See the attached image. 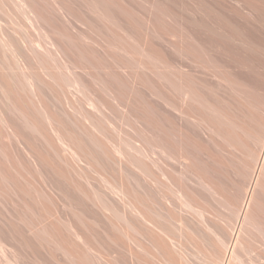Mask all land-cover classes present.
Returning a JSON list of instances; mask_svg holds the SVG:
<instances>
[{"label":"bare ground","instance_id":"obj_1","mask_svg":"<svg viewBox=\"0 0 264 264\" xmlns=\"http://www.w3.org/2000/svg\"><path fill=\"white\" fill-rule=\"evenodd\" d=\"M15 1V0H14ZM17 1V0H16ZM19 1V0H18ZM17 1V4L19 3ZM24 1H28V0H24ZM32 1H34V0H32ZM42 0H36V2H33V3H40ZM48 1V0H47ZM50 1V0H49ZM51 1H53V0H51ZM63 1V0H62ZM61 1V2H62ZM68 1V0H67ZM83 1V0H82ZM87 1V0H86ZM95 0H93V2H94ZM99 1L100 0H98L96 3L94 2L93 3V5H91V7L92 8H90L91 9V12H89L87 9H86V7L90 4H88L87 2H86V4L87 5H85L84 4V2L85 1H83V4L86 6V7H84V5L82 6V5H80V6H82L84 9H86V11H84L83 9H82V7L80 8L81 10H83L84 12H87V13H95L96 11V9H98L97 11H99L100 13H101V11H102V13L104 12V11H109L108 9H110L111 10V8L109 7L108 9H105L106 7L105 6H107V5H104L103 4V2H101V4H103L102 6L104 7V11L103 10H101V5L99 4ZM103 1H108V0H103ZM111 1H113V0H110V2ZM116 1V0H115ZM117 1H120V0H117ZM124 1V0H123ZM148 1V0H147ZM152 1V0H151ZM155 1V0H154ZM153 1V2H154ZM158 1V0H157ZM164 1V0H163ZM169 1V2H168ZM168 1H165V2H168V3H170V0H168ZM172 1V0H171ZM195 1V0H194ZM219 0H217V2H215V0H203L202 2V4L201 3H198V1H196L198 4H200V5H202L203 7H204V13H202V15H201V12H199L200 14L199 15H201V17H198V13L196 14V15H193L192 13H191V11L189 12L188 11V13H191L192 14V16H188V17H191V18H188L187 17V19H190V20H188V22L189 21H191L190 23L192 24V26H190V24H189V26L191 27V28H193V29H195V28H197V26H200L201 28H202V30H203V32L205 33V35L206 36H208L209 38H207V37H204L203 35V37H201V38H204L203 40H206V38H207V40L209 39V42H210V40L212 39V41H213V39L215 40V42H217V44L221 47V45L223 46V44H228V45H226V46H228L229 48H230V46L231 45H234V48H235V44L237 43V46H238V44H239V41H238V35H237V33H239L240 31H241V29L240 28H242V26H245L244 24L242 25V20H244V22L247 20V19H249L250 17H252V18H250V19H253L254 20V16L255 15H259L260 13L262 14V15H260L261 16V18H260V21L262 20V19H264V14H263V12L261 11V12H259V13H256V14H254L255 13V10L258 8V10L260 9L261 10V8L263 7V5L261 4V3H264V0L263 1H261V3L259 4V6H257L258 5V2L256 3V1L257 0H255V6L257 7L255 10H254V12L252 11V13L254 14V15H252L251 14V10L253 9V8H255V6H254V2L251 4L250 2H248V3H250L251 5H253L252 6V8H250V5L249 4H247L246 2V0H233V4H232V6L230 5V3L228 2V0L226 1V0H224L225 2H228L229 3V6L230 7H232V9H234L233 11H235V9L236 10H238L239 11V8L241 9V10H243V11H245V9L247 10L248 8H246V5H248L249 6V8L251 9L250 10V14L252 15V16H250V15H248V17L249 18H247L246 20H245V18H244V14L242 15V12H241V10H240V12H241V14L240 13H237V14H239L238 16L235 14V13H233V11H232V15H231V17L233 18V16H234V14L236 15V17H241L240 19H238L237 21H235L234 19H236L235 17L233 18V20L235 21V22H233V20H231V17H230V13H229V9L227 8V7H229V6H227V7H224V4L222 5V3H220V2H218ZM223 0H221V2H222ZM230 1V0H229ZM248 1H251V0H248ZM258 1H260V0H258ZM54 2V1H53ZM53 2L51 3V4H53ZM173 3H174V0L172 1ZM200 2V1H199ZM252 2V1H251ZM16 3V2H15ZM30 3V2H29ZM43 3H45V1L43 2ZM43 3H40V5L41 6H39V7H42L43 5ZM47 3V2H46ZM45 3V4H46ZM55 3V2H54ZM82 3V2H81ZM92 3V2H91ZM97 3L99 4V6L100 7H98V5H97ZM105 3V2H104ZM113 3L114 2H112V6H113ZM120 3V2H119ZM150 3V2H149ZM159 3V2H158ZM157 2L155 3V4H158ZM173 3H171L172 4V6H173ZM191 3V2H190ZM196 3V4H197ZM224 3V2H223ZM21 4V3H20ZM44 4V5H45ZM49 4L50 3H48V6H49ZM57 4V3H56ZM63 3H61V5H62ZM66 4H68V6L70 5V3H69V1H68V3L66 2ZM65 4V5H66ZM74 4V3H73ZM109 4V3H108ZM117 4H118V2H117ZM117 4H116V7H117ZM124 4H126V3H124ZM124 4H122V5H124ZM150 4H152V3H150ZM154 4V5H155ZM195 4V3H194ZM194 4H193V6H194ZM246 4V5H245ZM26 5H27V2H26ZM29 5V4H28ZM37 5H39V4H37ZM60 4H58V6H59V8H60V11H61V7H63V6H61ZM72 5V4H71ZM111 5V4H110ZM161 5V4H160ZM178 5V4H177ZM225 5H228V4H225ZM260 5H262V7L260 6ZM24 6V5H23ZM22 5H20L19 7H23ZM33 6H36V5H33ZM48 6H46V8L48 7ZM51 6V9L53 10L55 7H56V9H58V7H57V5H54L55 7H52V5H50ZM61 6V7H60ZM76 6V5H75ZM90 6V5H89ZM89 6H88V8H89ZM109 6V5H108ZM115 6V5H114ZM114 6H113V8H114ZM120 5H118V8L119 9H121V10H124L123 9V7H119ZM153 6V5H152ZM157 6H159V4L157 5ZM170 6V5H169ZM191 6V5H190ZM202 6H200L201 8H203ZM234 6V7H233ZM247 6V7H248ZM29 8H31V4L28 6ZM37 7V6H36ZM39 7L37 8V9H39ZM45 7V6H44ZM78 7V6H77ZM125 7V6H124ZM127 7V6H126ZM174 7V6H173ZM177 7V6H176ZM198 7V6H197ZM196 6H195V9H194V7H192L191 6V9L193 8L194 10H196V8H197ZM200 7H199V11H201L202 9H200ZM244 7V8H243ZM261 7V8H260ZM16 8H17V6H16ZM25 9H26V7H24ZM24 8H22V9H24ZM43 8V7H42ZM66 8V7H65ZM100 8V9H99ZM118 8H117V11L119 12L120 10H118ZM128 8V7H127ZM126 8V9H127ZM150 8V7H149ZM154 8H155V6H154ZM163 8V7H162ZM164 8H165V6H164ZM164 8L162 9V10H164ZM179 8V7H178ZM177 8V9H178ZM33 9H36L35 7L33 8ZM31 10L30 9V11L32 12V13H34V15L35 14H37L35 11L37 10ZM41 9V8H40ZM45 9V8H44ZM50 11H51V9L50 8H48ZM56 9H54V10H56ZM64 9V8H63ZM63 9H62V11L61 12H63ZM69 9H70V7H69ZM75 9V8H74ZM73 9V10H74ZM103 9V8H102ZM125 9V10H126ZM152 9H153V7L151 8V11H152ZM156 9H157V7H156ZM156 9H154L155 11H157L158 13H159V9H160V7H158V10H156ZM166 9V8H165ZM170 9V8H169ZM172 9V8H171ZM190 9V10H191ZM20 10V9H19ZM48 10V14H51V13H49L50 11ZM53 10V11H54ZM59 10V9H58ZM64 10H66V9H64ZM76 10V9H75ZM74 10V11H75ZM93 10V11H92ZM101 10V11H100ZM130 10V9H129ZM162 10H160V12H162ZM167 10V9H166ZM197 10H198V8H197ZM257 10V11H258ZM263 10H264V8H263ZM25 11V10H24ZM26 11L27 12H29L30 13V11H28L27 9H26ZM26 11H25V13H26ZM40 11V10H39ZM42 11H43V9H42ZM45 11V10H44ZM44 11H43V13H44ZM47 11V10H46ZM45 11V12H46ZM67 11H69V10H67ZM79 11V10H78ZM77 11V12H78ZM115 11H116V9H115ZM154 11V12H155ZM165 11V10H164ZM174 11H175V9H174ZM177 11V10H176ZM237 11V12H238ZM256 11V12H257ZM22 13H23V10L21 11ZM38 12V11H37ZM52 12V11H51ZM61 12H60V15H61ZM66 12V11H65ZM64 12V14H68V15H70L68 12H66L65 13ZM71 12H73V11H71ZM97 13V14H99L100 16L102 15V14H100V13ZM122 12V11H121ZM124 12L125 11H123V13L122 14H124ZM126 12H128V10L126 11ZM125 12V15L127 14ZM157 12H155V13H157ZM165 12H168V14L170 13H172L171 12V10H168V11H165ZM179 11H177V13H178ZM192 12H194V11H192ZM197 12V11H196ZM195 12V13H196ZM203 12V11H202ZM236 12V11H235ZM43 13H41L40 12V14H42V16H43ZM54 13H56V17L55 16H53V14L50 16V15H47V17L49 16V17H51V19L53 18V17H55V21H57L58 20V14H57V11L55 12L54 11ZM58 13H59V11H58ZM81 13H83V12H81ZM80 13V14H81ZM111 13H112V11L110 12L109 11V13L107 12L106 14H110L111 15ZM117 13V12H116ZM129 13V12H128ZM133 13V12H132ZM149 13H150V11H149ZM155 13H151L152 15L153 14H155ZM175 13V12H174ZM244 13V12H243ZM248 13V14H249ZM31 14V13H30ZM45 14H47V13H44V16H45ZM63 14V13H62ZM79 14V13H78ZM90 14V15H91ZM96 14V13H95ZM93 15V16H96V15ZM118 14V13H117ZM119 14H121L120 12H119ZM121 14V15H122ZM159 14H162L161 16H163L164 17V15L166 14H163V12L162 13H159ZM167 14V15H168ZM187 14V13H186ZM185 14V15H186ZM246 14V13H245ZM25 15H29V14H25ZM68 15H67V17H68ZM81 15H83V14H81ZM89 14H88V16L89 17H91ZM110 15H106L107 17L109 16V18H111L112 16H113V14L110 16ZM115 15V14H114ZM132 15V14H131ZM130 15V16H131ZM149 15V14H148ZM171 15H174V14H171ZM177 15V14H176ZM20 16H23L24 17V15H20ZM36 16H38V14L37 15H35V17ZM41 16V15H40ZM58 16V17H57ZM73 16V15H72ZM80 16V15H79ZM99 16V17H100ZM127 16H128V14H127ZM129 16V17H130ZM166 16V15H165ZM169 16V15H168ZM167 16V17H168ZM243 16V17H242ZM245 16H247V15H245ZM259 16V17H260ZM262 16H263V18H262ZM31 16H28V17H25V18H27V19H29ZM34 17V18H35ZM48 17V18H49ZM61 17H62V15H61ZM60 17V19L61 20H64V18L62 19ZM65 17V19H67L68 21L69 20H71V19H68V18H66V16H64ZM71 17V16H70ZM75 17V16H74ZM83 16H81V18H82ZM85 17H86V13H85ZM98 16H96V18H97ZM105 17V16H104ZM107 17H105V18H107ZM121 17V16H120ZM124 17V16H123ZM135 17V16H134ZM154 17H155V19H154ZM156 17H158L156 14H155V16H152V20H151V18H150V20L152 21V24L151 25H154L155 27H156V23L154 24V22H156L155 20H156ZM166 17V18H167ZM173 18H174V16H172ZM171 17V19L170 20H172L173 18ZM32 18V17H31ZM38 18V20H40L39 19V17H37ZM37 18H35V19H37ZM44 18V17H43ZM75 18H77V17H75ZM78 18H80V17H78ZM78 18H77V20H78ZM95 18V17H94ZM93 18V19H94ZM95 18V19H96ZM101 18V17H100ZM104 18V19H105ZM115 18H116V15H115V17H112L111 19L112 20H110V22H114V20H115ZM119 18V16L117 15V19ZM133 18V17H132ZM131 18V20H133ZM168 18H170V17H168ZM167 18V19H168ZM177 18V17H176ZM175 18V19H176ZM257 19H255L256 21H258L259 19H258V17H256ZM27 19H26V21H27ZM45 19H46V17H45ZM57 19V20H56ZM74 19V18H73ZM72 19V20H73ZM83 19V18H82ZM82 19H81V21H82ZM88 19V18H87ZM103 19V21L105 22V20ZM121 19V18H120ZM120 19H118V20H120ZM126 19V18H125ZM128 19V18H127ZM154 19V20H153ZM160 20H161V18H159ZM186 21H187V19L186 18H184ZM183 19V20H184ZM17 20V19H16ZM30 20V19H29ZM43 20V19H42ZM60 20V21H61ZM69 21V22H73V21ZM77 20H76V23L77 24H79L78 22H77ZM80 20V19H79ZM98 20V19H97ZM101 20V22H102V18L100 19ZM99 20V21H100ZM118 20H115L116 22L118 21ZM123 20V19H122ZM129 20V19H128ZM149 20V21H150ZM179 19L177 18V20L176 21H178ZM240 20V21H239ZM252 20V21H253ZM254 20V21H255ZM31 21V25H33V28L34 27H36V26H34L35 24L33 23L32 24V21L34 22H36V20H34V19H32V20H30ZM41 21V20H40ZM43 21H45V20H43ZM47 21V23L49 24L48 25V28L49 27H53V26H50V23L53 21V20H51L50 21V18L49 19H47L46 20ZM65 21V20H64ZM84 21H85V19H84ZM91 21V20H90ZM135 21V20H134ZM133 21V22H134ZM137 21V20H136ZM154 21V22H153ZM157 21H159V20H157ZM163 21V20H162ZM161 21V22H162ZM164 21H166L165 19H164ZM163 21V22H164ZM168 21V20H167ZM175 21V20H174ZM241 22V24L239 23V29H240V31L239 32H237V23L236 22ZM247 21H249L250 22V20H247ZM251 21V22H252ZM260 21H259V23H260ZM263 22L262 23H264V20H262ZM22 22H23V20H22ZM39 22V21H38ZM37 22V23H38ZM57 22H59V20L57 21ZM63 21H61V22H59V23H57V24H55L54 22H52L51 24H54V28L55 29H60L61 31H62V33H60L59 31V33L60 34H62V36H63V38L64 39H62L63 41V44H65L64 42L65 41H67L68 42V44H69V42H71V41H68L69 40V36L67 35V33H65L64 31H63V28H62V26L60 25V23H62ZM93 22H95V21H93ZM93 22H91V25H90V23L88 24V25H90L91 26V29H89V30H92L93 28V25H95V23L94 24H92ZM97 22V21H96ZM131 22V21H130ZM144 22V21H143ZM147 22V21H146ZM146 22H144V23H146ZM169 22V21H168ZM172 22V24H173V20L171 21ZM180 21H178V23H179ZM188 22H186V23H188ZM243 22V23H244ZM19 23H20V20H19ZM18 23V24H19ZM29 24H30V22H28ZM46 22H45V24H47ZM82 23H84L83 21H82ZM81 23V24H82ZM85 23H86V21H85ZM98 23V22H97ZM109 23V22H108ZM118 23V22H117ZM125 23V22H124ZM123 23V24H124ZM128 23V22H127ZM137 23H139L138 21H137ZM158 23V22H157ZM175 23V26H176V22H174ZM183 23H185V22H183ZM185 23V24H186ZM246 23H248V22H246ZM256 23V22H255ZM254 23V24H255ZM2 24V23H1ZM28 24V25H29ZM42 24V23H41ZM63 24H65V22H63L62 23V25ZM74 24V23H73ZM72 24V25H73ZM99 24V23H98ZM106 24V23H105ZM109 24H111V23H109ZM121 24V23H120ZM129 24V23H128ZM132 24V23H131ZM141 24V23H140ZM168 24V23H167ZM249 24H253V23H248L247 25H249ZM261 24V23H260ZM259 24V25H260ZM26 25V24H25ZM37 25V24H36ZM40 25V23L38 24V26ZM70 25V23L68 24V26ZM86 25V24H85ZM100 25V24H99ZM102 25H104L103 23H102ZM101 25V26H102ZM118 25V24H117ZM122 25V24H121ZM125 25H127V24H125ZM130 25V24H129ZM128 25V26H129ZM135 24H133V26H134ZM138 24H136L135 26H137ZM148 25V24H147ZM162 25V24H161ZM177 25H179V30L180 29H183V28H181L180 26H183V24L182 25H180V24H177ZM242 25V26H241ZM246 25V26H247ZM256 25H258L257 23H256ZM47 26V25H46ZM45 26V27H46ZM68 26H67V28H68ZM79 26H80V24H79ZM82 26H84V25H82ZM89 26V27H90ZM100 26V27H101ZM106 25H104V27H105ZM109 26V25H108ZM113 26H114V24H113ZM119 26V25H118ZM141 26V25H140ZM165 25L163 24V27H164ZM168 26V25H167ZM188 26V25H187ZM188 26V27H189ZM250 26V25H249ZM262 26H263V24H262ZM21 27H23V25L21 26ZM28 27V26H27ZM32 27V26H31ZM40 27H41V25H40ZM44 27V28H45ZM70 27H71V25H70ZM96 27V26H95ZM97 27H98V25H97ZM96 27V28H97ZM103 27V26H102ZM112 27V26H111ZM111 27H110V30H111ZM115 27V26H114ZM120 27V26H119ZM122 28L124 27L123 25L121 26ZM125 27H127V26H125ZM146 27V26H145ZM150 27V26H149ZM160 27H162V26H160ZM162 27V28H163ZM169 27H171V26H169ZM184 27V26H183ZM195 27V28H194ZM254 27H256V26H254L253 25V27L252 28H254ZM20 28V27H19ZM37 28V27H36ZM72 28H74L75 29V27H73L72 26ZM99 28V27H98ZM116 28V27H115ZM115 28L114 29H112V31L113 30H115ZM118 28V27H117ZM116 28V29H117ZM121 28V29H122ZM133 28V27H132ZM137 28V27H136ZM140 28V27H139ZM166 28V27H165ZM177 28V29H178ZM191 28L189 29V28H184V30L183 31H181V32H184L183 34L185 35L186 33H185V31L186 30H191ZM199 28V27H198ZM201 28H199V30L201 29ZM252 28H250V30L252 29ZM263 29L264 28V26H263V28H261V27H258V29ZM30 29V28H29ZM51 29H53V28H51ZM54 29V30H55ZM74 29H72V31L74 30ZM86 29H88L87 27H86ZM101 29H103V28H101ZM100 29V30H101ZM105 29H106V27H105ZM108 29H109V27H108ZM147 29V28H146ZM153 29V28H152ZM151 29V30H152ZM156 29V28H155ZM168 29V28H167ZM170 29H173V28H170ZM175 29V28H174ZM186 29V30H185ZM238 29V30H239ZM249 29V28H248ZM248 29H247V31H248ZM259 29V30H260ZM3 30V29H2ZM13 30H15V29H13ZM13 30H12V32H13ZM37 30V29H36ZM40 30V29H39ZM44 31L45 30H47V29H43ZM50 30V29H49ZM70 30V29H69ZM78 30H80V29H78ZM77 29L75 30V32L76 31H78ZM82 30H84V29H82ZM100 30H98V32L100 31ZM110 30H107V32H109ZM118 30V29H117ZM116 30V31H117ZM134 30H136V29H134ZM202 30H200V32H199V35H201V31ZM243 30V29H242ZM256 30V29H255ZM1 31V30H0ZM16 31H18L17 29H16ZM20 31V30H19ZM25 31V30H24ZM27 31V30H26ZM30 31V30H29ZM34 31V30H33ZM52 31V30H51ZM87 31V30H86ZM93 31H95V30H92L91 31V34H93ZM102 31V30H101ZM120 31V30H119ZM119 31H117V32H119ZM123 32H124V28H123V30H122ZM133 31V30H132ZM137 31H139V30H137ZM136 31V32H137ZM153 31H154V29H153ZM152 31V35H153V32ZM168 31V30H167ZM171 31V30H170ZM173 31V33H174V30H172ZM194 31V30H193ZM196 32H197V29L195 30ZM251 31H254V29H252ZM15 32V31H14ZM21 32H23V30L22 31H20V33ZM31 32H32V30H31ZM46 32V31H45ZM48 32V31H47ZM54 32V31H53ZM57 31L56 32H54L55 33V36H59V33H58ZM82 32V31H81ZM83 32H85V31H83ZM97 32V33H98ZM106 32V33H107ZM115 32V31H114ZM117 32H115V33H117ZM135 32V31H134ZM135 32V33H136ZM148 32V31H147ZM178 32V31H177ZM191 32H192V30H191ZM245 32H246V30H245ZM244 32V33H245ZM257 32H259V31H257ZM261 32V31H260ZM259 32V33H260ZM1 33V32H0ZM40 33V32H39ZM49 33V32H48ZM48 33H47V35H48ZM54 33H53V35H54ZM56 33H57V35H56ZM78 33V32H77ZM87 33H89V32H87ZM96 32H94V34H95ZM110 33V32H109ZM112 33V32H111ZM120 34H121V36H122V32H119ZM150 33H151V31H150ZM161 33V32H160ZM159 33V34H160ZM176 33V32H175ZM174 33V34H175ZM193 33H195V32H193ZM193 33H191L190 34V36L188 37V35L186 36L187 38H190V39H188L187 40V38H185V37H183L184 35L183 34H181L180 36H182L181 38L182 39H186L187 40V42L190 40L191 42H190V46L188 47V45H187V43H186V45H187V47L188 48H190L189 50H191V55H193L192 56V59L194 60V62H195V59H194V57L196 58V59H200V61H198V62H200L198 65H197V63H195L197 66L196 67H198V66H201V68H203V70L201 69V68H199L204 74H207L209 71L211 72V70H209L207 73L205 72L206 71V68L207 67H211L210 66V63H215L216 64V62H219L220 63V61H218L219 59H221L222 57V55L219 57V59H218V57H217V59H215V57L217 56L216 54H218L217 52H216V54L214 53H210V51H213L214 49H215V51H216V46H218V45H216L215 44V48L213 49V47L211 46L210 48H209V50L208 51H206L207 53H206V55L204 54L205 53V51H204V53L203 54H199L200 52H199V49L197 50V48H198V42H201V40L199 41L198 39H201V38H198V35H194ZM198 33V32H197ZM203 33V34H204ZM241 33V37H242V40H243V38H246V43L248 42V36L247 37H243V32L241 31L240 32ZM261 33H264V31H262ZM23 34H24V32H23ZM22 34V35H23ZM28 34V33H27ZM35 34H36V32H35ZM34 34V35H35ZM38 34V33H37ZM36 34V35H37ZM42 34H46V33H42ZM41 34V35H42ZM75 34V33H74ZM79 34V35H78ZM78 34H75V37L77 38V36H82V34L81 33H78ZM81 34V35H80ZM102 34V33H101ZM119 34V35H120ZM157 35H159L158 33H156ZM156 34H154V35H156ZM163 34V33H162ZM171 34H172V32H171ZM173 34V35H174ZM179 34L180 33H178V36H179ZM246 34H247V32H246ZM248 34H250V33H248ZM256 34V33H255ZM2 35V34H1ZM6 35H8L7 33H6ZM13 35V34H12ZM30 35V37L31 36H34V35H32V34H29ZM36 35H35V37H36ZM39 35V34H38ZM40 35V36H41ZM73 35V34H72ZM77 35V36H76ZM84 35V34H83ZM87 34H86V32H85V38L87 37V41L88 42H91L92 40H94V37L92 38V40H91V38L89 39V34L86 36ZM96 35V34H95ZM103 35V34H102ZM109 35V34H108ZM107 35V36H108ZM113 35H115V34H113L112 33V36ZM116 35H118V34H116ZM148 35H149V32H148ZM152 35H150V36H152ZM156 35V36H157ZM167 35V34H166ZM177 35V34H176ZM260 35V37H261V35H263L264 36V34H259ZM2 36H5V35H2ZM2 36H0L1 38H0V46L2 45V46H7V48H8V46L10 45V43L7 41V39H5L6 40V42H4L3 40L1 41V39H2ZM24 36V35H23ZM26 36V35H25ZM24 36V37H25ZM28 36V35H27ZM46 36V35H45ZM49 36H50V33H49ZM61 36V35H60ZM62 36L60 37V38H62ZM74 36V35H73ZM160 36V35H159ZM159 36H158V39H159ZM165 36V35H164ZM171 36V35H170ZM175 36V35H174ZM194 36H196L197 38H195ZM253 36V35H252ZM252 36H251V38H250V43H249V46H251L250 44H251V41H252V46H254L255 47V45H253V41H255L254 39L255 38H253L252 39ZM254 36H256V35H254ZM17 37H21L20 35H18ZM96 37H97V35H96ZM95 37V38H96ZM104 37H106V36H104ZM109 37V36H108ZM108 37H106V39L108 38ZM111 37V36H110ZM109 37V38H110ZM119 37V36H118ZM117 37V38H118ZM129 37H131V36H129ZM161 37H162V35H161ZM168 37V36H167ZM256 37H258V36H256ZM260 37H258V39L260 38ZM9 38H10V36H9ZM29 38V37H28ZM43 38H44V35H43ZM46 38V37H45ZM47 38H51V37H47ZM60 38H59V40H60ZM103 38V37H102ZM101 37L99 38L100 40L102 39ZM108 38V39H109ZM114 38V37H113ZM113 38H111V39H113ZM116 38V39H117ZM120 38V37H119ZM118 38V39H119ZM122 38H124V36L122 37ZM154 38H156V37H154ZM165 39H166V37H164ZM240 38V37H239ZM13 39V38H12ZM16 39H18V38H16ZM15 39V40H16ZM21 39H23V38H21ZM25 39V38H24ZM24 39H23V41H24ZM32 40H33V38H31ZM36 39V38H35ZM38 39V38H37ZM40 39V38H39ZM54 39V37H52V39L50 40L51 42H49L48 41V43H54L55 44V42H53L52 40ZM71 39V38H70ZM82 39H83V37H82ZM106 40V41H108V42H110L109 40ZM121 39V38H120ZM119 39V41H124V39L123 40H120ZM132 39H134V41L136 40L135 38H132ZM148 39H150V38H148ZM151 39L153 40V38L151 37ZM157 39V40H158ZM163 39V38H162ZM163 40V42L164 41H167V40ZM196 39L198 40V42L196 41ZM252 39V40H251ZM261 39V38H260ZM263 39H264V37H263ZM14 40V41H15ZM26 40H27V38H26ZM29 40H30V38H29ZM30 40V42L32 43L33 41H36V40ZM41 40H43V41H46V40H48V39H41ZM41 40H39V41H41ZM76 40V39H75ZM89 40H91V41H89ZM103 40V39H102ZM102 40H101V42H102ZM104 40H105V38H104ZM174 40V39H173ZM172 40V41H173ZM179 41H180V39H178ZM177 39H176V41H178ZM206 40V42L207 43H209L208 41ZM11 41V40H10ZM17 41V40H16ZM22 41V40H21ZM28 41V40H27ZM27 41H25V42H27ZM38 41V40H37ZM35 42V45H32V49L30 48V44H29V48L32 50H30L29 49V53H31L32 54V52H33V54L35 53L36 54V52H41L42 54H43V56L44 57H48L49 58V61L47 62V63H45L46 62V58L45 59H43V63H45V65H42L43 63H40L41 65H42V67L40 68L39 66H38V64H36L37 65V67L38 68H40V71H39V69H38V71H36V72H38L36 75H38L40 72H41V70L43 69V74L45 75H47L46 77H48V78H45L44 76H43V81H46L47 82V79H49L50 77V79H51V81H52V85H54V82H56V84L60 87H62L63 89H64V91H67V93H71V95L74 93L73 91V93L71 92V90H75V89H73L72 87H74V88H76L77 89V91L78 92H76V94L77 93H79L78 95H79V97H78V95L76 96V97H78L79 99H76V98H74V96L76 95H74L72 98L69 96V94H68V96L66 97L65 96V94H66V92L64 93V91H63V93H61L59 90H56L55 89V87H52L50 84V86L52 87V88H54L55 89V91L56 92H58L59 94H61L62 96H64L65 97V103H66V105H65V103L63 104L64 105V107L65 108H67V109H65L64 110V108H62L64 111H62V112H60V108L59 107H62L61 105L62 104H60V106L58 107V105H59V103H61V100L62 99H58L59 97L61 98L62 96H59V97H57V98H53L54 97V95L52 96V99H54L55 100V104L52 102V105H56L55 107H56V109H58L59 110V114H62L63 112H65V113H63L64 115L67 113V111H68V114L70 115H72L74 118L75 117H79V120L77 121V119L78 118H73V117H70L68 114L66 115V116H68V117H70L71 119L73 118L75 121L74 122H79L80 120L82 121V124L85 122V126H84V124H83V126H84V128L87 130V131H84L83 133H89L90 134V132H91V135L94 137L93 139V141H94V144L96 145V144H98V145H102L103 143H104V145H108V143H109V146H105L106 147V149H104L105 147L103 146V148H102V152L101 153H103L102 155H104L105 154V156L107 157L108 155L110 156V158H112V160H113V162L112 163H117V164H112V166H113V168H115V166L117 167V166H119L120 168H121V171L123 172V170H125V172L124 173H126L127 174V169L129 170V168H130V166H131V168L130 169H134L135 170V174H136V176H134L133 177V175H135L134 173L132 174V176H131V174L128 172V176L130 175L132 178H128L129 179V182L131 181V179H132V181L134 182H136V184L134 183V184H132V182H130V184H132L131 186L133 187V189L130 187V188H127V190H129V189H132V190H135V188H134V186L136 185H138V190L139 189H141L142 187H143V189H142V192H141V190H140V192L139 191H137V193L139 192L140 194H137V196L139 195V197H137L136 195L134 196V194H136L135 193V191H134V194H130V190L129 191H127L126 190V188H125V184H127V183H129L128 182V180L126 181V183L125 184H123L124 182H125V180H126V178L125 177H127V175H123V173H122V177H124V181L121 179V177L119 176V173L118 172H120V171H117V173H118V175H116V176H114V177H117V176H119L120 177V179L123 181L122 182V184H123V186L122 185H120L121 183L119 182L120 181V179L119 180H115V178H114V180H113V177L112 178H110L109 176H107L108 174H111V173H108L106 176H104L103 174H105L106 173V171H104V170H106V168H108V166L111 164L109 161H111V159L109 158V157H107V158H105V159H108V161H106V162H108V165L106 164V162H105V164H106V168L103 170L104 172L103 173H101L102 175L101 176H103L104 178L102 179V177L101 176H99L100 174L98 173L97 174V171H93V169L94 168H96V167H92V164L93 163H95V162H93L92 163V161L94 160V156H95V154H93V152L95 151H93V152H91L92 150L90 149V147L92 148V143H90L89 141H88V143L87 144H89L90 143V145L89 146H87L86 145V142H85V144L83 143L84 141H85V139H87V138H85V139H83V137H86V136H89V135H85V134H83L82 133V135H85V136H83V137H81L82 139H83V141L81 140V138L80 137H78L81 133H79V132H81L82 131V129H80L81 131H79L78 129L81 127V128H83V126H79L78 124V126L76 125V124H74L75 125V127L77 126V130H76V132L78 131V133H79V135L77 136L76 134H78V133H73L74 131H73V129H71L72 131H70L69 133L68 132H63V130H61V128L62 129H64L65 131H67L68 130V128H69V126H66V128H63V127H61V126H63L62 124H65L64 122L65 121H62V120H65V119H67V117L65 118V119H63V118H61L60 116L61 115H58V117H56L55 116V114H54V112L52 113L51 111H52V109L54 108V106H53V108L52 109H50L49 110V108L51 107V105L49 106V108H47V107H45L44 105H46V104H41L42 103V98H40L41 97V93H42V91H41V88L39 89L38 87H39V84H40V82H41V84L42 85H44L43 83H46V82H43V81H39L41 78H42V76H39V77H41V78H39L38 76H35V72H33V73H31L32 72V70H31V68L30 69H28V70H30L31 72H29L28 70H27V68L28 67H25L24 69L25 70H23V69H20V70H22L21 72H20V70H18L19 68H20V66L17 68V70H18V72L20 73V75H19V77L18 76H16V77H14V79L16 78H18V80L19 81H17L18 82V84H19V82H20V84H19V86L17 87V88H20V90L22 91H24L25 92V94L27 95L26 97H28V99H29V102L31 103H33L34 105H31V106H35L34 107V109L36 108V111H37V113H34V114H36V116L37 115H39L37 118H39V119H37L36 118V116L34 115H30L29 114V112L30 113H32V111L34 110L33 109V107L31 108V107H29V109L31 108V109H33L32 111H30L29 109H27L26 110V108H27V106L26 107H24V109L25 110H23V108L22 107H19V105L20 106H23V105H21V104H18L17 106H9V108L11 107V108H14V110H15V112L16 113H18V114H16V113H14V114H16V115H19L20 116V118L21 119H19V120H22V125H24L25 127H26V129L28 130H30L32 133H34L35 135H37L39 138H40V141H42V143H44L43 144V146L44 145H46V146H44V148L45 147H47L49 150H46V151H50L53 155H54V157H53V159L54 158H56L57 160H58V162L60 161V162H62V165H61V163H60V165L61 166H63V162H64V164L66 163L67 164V166H68V164H70V165H72V163L74 164V165H72L71 167H73V169L72 168H69V169H72L73 171H68L67 170V168H65V167H67V166H65L64 165V169H66L65 171H67V172H75V175L77 174V176L76 177H80V176H78V175H81L82 173L83 174H85V176H83V174L81 175L83 178L85 177V178H88V177H86V170L89 168L88 166L90 165V168H89V171H87L88 173L90 172L91 173V170L94 172V173H96L97 174V178H99V179H101V181L103 180L104 182H105V184L107 185V187L106 186H103V189H105V187L108 189L109 188V190H107V191H110V192H108V198H106L105 199V197H107L106 196V193L107 192H102V191H100V192H102V194L100 195V193H98L99 191V189H101L102 187H96L94 190H86L88 187H89V185L90 184H88L87 186V188L84 190L83 188V185H82V187L83 188H80L81 186H75L74 188H76V189H74V191L76 190L77 191V193H80V194H82V197L83 198H85L87 201H89V202H91L92 204L91 205H93V206H95L96 207V209H98L97 211H98V213H100L102 216H103V218H102V221H103V219L106 221V220H108V221H113L112 222V224H114L113 226L112 225H110V228H114L113 230H116L117 232H119V234L121 235H119L120 237H122V238H119V240L120 241H122V239H123V242H122V244L121 245H123L122 246V248H124V250H125V252H126V254L128 255H126L127 257H129L128 258V263H130V264H148V262H146L145 260H147L145 257H146V255L149 257L148 259H150V262H151V260L153 261V263L152 264H176V262H178V261H181L182 262V264L184 263V264H191V262H190V259L191 258H189V257H194V255H195V257H199V258H193L192 257V259H198L199 261H201V260H203L204 262H200V264H204V263H206V262H208V261H206L207 260V258H206V249H209L208 247H207V243L205 242L206 240H205V234L203 233V232H208V233H210L211 234V236H212V241H210V243L211 244H213L214 242H216V244L218 245V244H220V245H218V246H220V247H222V249L220 250V248L219 247H215V246H217V245H213L214 246V248H216V249H214L215 250V252H216V250L217 249H219L218 251H219V253L218 254H213V253H211L210 255L211 256H213V255H215L216 256V258L214 259V257H213V259H212V261H210V262H212V264H246L247 263V261H245V259H244V257H246V256H248V257H250V259H246V260H250L251 262H253L252 264H264V230L261 228L260 229V225H259V222L261 221V220H257V221H255V217H256V219L257 218H259L260 217V219L262 218V219H264V122H262V121H264V119L262 120V119H259L258 118V116H261L262 115V113H261V115H257V112L259 111V110H257V107L258 106H260L259 104L261 103L262 105L264 104V99H262L263 97H261V96H264L263 94L261 95V93L260 92H257V90H256V92L259 94L260 93V95L261 96H259L258 94L257 95H255V91H252V92H255V93H252L251 92V88H250V90L248 89V86H246V85H244L243 83H245V84H247V82H245L244 80H241L240 78H238V79H235L234 77H236V75L233 77V75H232V77H233V79H235L234 81L232 80V82H228L229 81V79L231 80L232 79V77L230 76L231 75V73H230V75L229 74H227L226 73V75H224V76H227L228 75V77H229V79H227L226 80V77H224V79H225V82H227V83H230L231 85L229 86L230 88H231V91H228L227 89H229L230 90V88L228 87V88H226L225 90L226 91H228V92H230V93H232L233 94V96L235 95V94H240V95H242L243 96V100L247 103H245V104H243V103H239L240 102V100L241 101H243L242 100V98L240 99V98H237V103H236V100H235V103H236V105L237 104H242L241 106H243L244 108H242V113H244L243 112V109L244 110H246L245 112H247L246 114H243L245 117L243 118V116H241L242 117V119L244 120H246L247 121V123H244L243 121L241 122V118L240 117H238V118H240V121H239V119H234V118H231L232 116H235V115H232L233 113V111L232 112H230V113H232L231 115H229V113L227 114V109L228 108H226V111L227 112H225V111H223L224 110V108L221 110V109H219V108H217L218 106H214L213 104L215 103V102H213L212 104L210 103V101H207V98L205 99V97L207 96V94H206V96L204 95V93H202V94H200L201 93V91H200V86H202V88H201V90H204L203 88L205 87V86H203L204 84H206V83H204L205 81V79H206V76L208 77V75L210 76V74L212 75V73H208L206 76L205 75H203L202 74V76H204L205 78H203V77H200V75H201V73H200V75H199V78H203V81L204 82H200L201 84H203V85H199L198 83V85H199V87H198V85L196 84V82L198 81V80H196V79H199V78H196V77H198V75H195L196 77H194L192 74H194L195 72H194V70H196V69H198V68H196V69H194L193 70V72L191 71H189L188 70V67H187V70H186V68L184 67V66H182V64H181V67H180V65L178 66L179 67V69L181 68L182 69V67H184L185 68V70L186 71H182V72H184V73H182L180 70V72L181 73H179L178 75H180L179 77L182 79V77L181 76H183V80L185 81L186 80V82L184 83H182V82H180V83H182V84H186V85H179V84H177L178 82L177 81H179V80H177V78H178V76H177V74L175 75V76H177V77H175L174 76V71L176 72L177 70H178V68L176 67L177 66V64H176V66H173L174 64H172V66L173 67H176L177 68V70H174L173 71V67L170 69L171 71H173L171 74H173V76L176 78L175 79V81H174V85H172V88H169L170 90V92H172L174 89H173V86H174V88H175V90H177L178 91V93L177 92H175V93H177L178 95H180L181 96V100L179 99V100H177V102L178 101H182L183 100V98H184V100H186L187 99V101H190L191 102V104H192V102L193 103H196L197 104V106H199L198 108L197 107H192V109H193V111H194V109H196L197 111L196 112H194V113H200V112H202V111H205L206 113H203L202 115H204V116H201V117H206V116H208L207 117V121H208V119H209V115H210V118H211V123H209L210 122V120H209V124H206L205 125V121H203V118H199V117H197V118H195L194 117V115L196 116V115H198V114H191V116H190V113H188L189 112V110L191 109L190 107H189V104L190 103H188V102H185L184 100L182 101L183 103L185 102V105H186V103H187V106L189 107V110L187 111H184V110H182V109H179L178 107H176L174 104H172L171 103V101L169 102L168 100H169V98H167V97H163V98H166V100L164 99V102H165V104L167 105V106H170L173 110H174V112H175V114H176V116L175 117H177V118H179V121L180 122H182V124H180L179 123V125L177 124V133H179V137H185L186 135H188V132L189 131H191V128L188 126V124H190L189 122H193L191 125H193V127H194V125H195V127H196V129L195 128H192L193 130H192V134H195V132H196V130H199V132L201 133V131L204 133H202V135H205V136H207V135H210V133H212L216 138H213V140L211 141V142H209V143H213L212 145H214L215 147H217V148H219L220 150H225V151H229V152H226L227 154H229L230 153V156H231V154H232V152L235 154L236 153V151L242 156L243 155V157L242 158H246V157H244V155H247V157H248V159L246 160L247 161V163L249 162L250 163V160H251V163L250 164H252V166L250 165V164H248V166H249V168H251V172L249 171V179H248V182H247V184H246V186H245V188L243 189V195H242V197H240V198H238V200L239 199H241V200H239V202L237 201V198H236V201L237 202H233L235 205H233L234 207H235V212H233L234 213V219H236V222H235V224H234V227H233V230H231L229 233V237H226L227 238V241H225V238H222V236L220 235L221 233H220V231H219V228H220V226H218L219 224H217V226L219 227H217L215 224H213V223H211V222H209V220L207 219V217H209V216H207L206 217V215L208 214L209 215V213L208 212H210V213H212V215L214 216H219L218 214H220V212H218V210L215 208V207H213L212 205H209V204H206V203H208L209 201H207V199L211 196V198H213V200H214V203L215 202H217L219 205H221V203H223V204H225L224 203V201L226 200H224L223 201V199H224V196H225V193L226 192H228L227 190L224 192L221 188H220V184H218V182H219V180H218V182L217 181H215L214 179L215 178H213L212 176V178H213V180H210V179H212V178H210V179H208V178H204V176H202L204 179H202V178H200L201 177V175L199 176V177H196V175H194L195 177L194 178H196L197 179V181L196 180H190L191 181V183H190V181H188L189 180V176H187V174L188 175H190V172L189 173H187L188 172V170H186V169H189V171H191L192 169H194V168H192L191 170H190V168H188V166L186 165L187 163H188V161L190 162V161H192V160H190L191 158H192V156H190L191 155V153L193 152V151H191V152H187V148H186V146H185V148L186 149H184L183 148V146H182V144L180 143V142H178L177 144H175V143H173V145L175 146V149L174 148H172V149H166V147L165 146H163L162 144H160L161 142H159L158 143V141H157V136H156V138L152 135V139H151V141L150 142H148V144H146V147L144 146V144H143V146H141V145H138L137 143H139L138 141L136 142L135 140L133 141L132 140V138L131 137H129V135L128 134H125V135H127V136H124V134H121V136L122 137H120V142H119V144H115V143H118V142H113V141H111V138L109 139V135L107 134L108 133V131L107 132H105L106 130H107V128H106V130H103L104 128H102V127H104L102 124V126H100V124L98 125V123H100V121L101 122H103L102 121V119H104V123H105V119H107L106 117L108 116V113L107 112H109V110H111V108L113 107L114 108V106H115V104H116V106L118 107V110H119V107L121 106V108H123V109H125L124 107H123V104H126L127 106L128 105H130L129 107H131V100H130V102L131 103H126L125 102V99H126V97H124V96H122L123 97V104L122 103H120V105H119V103L118 102H120V101H122V97H120V100H119V98H116V97H119L120 95V91H121V93H127V89L124 87V80L122 79V77L120 78L119 76L117 77V78H119V79H121V80H118L119 81V86H117L116 85V88H118V87H120L119 88V90L117 89V92L119 93H117L119 96H117V94H114L116 97H114V95H112L113 93H109L111 90H110V88H109V85H110V87L112 86V80H111V71H108L107 69L110 67V65H109V67H108V65H107V59H106V62L105 61H103V62H105L106 63V65H105V63H101V64H103V66L101 67L100 65H99V67H98V69H96V70H102V73H103V77L102 78H100V80L101 81H99V82H101L100 84L98 83V79H99V77H96L95 78V73L93 74V75H91L92 73H90L91 72V69L89 70L88 69V66L90 65V64H86L87 65V68H86V66L84 65V66H79V65H77V66H79V68L81 67H83V68H85V69H87V70H89V71H87V70H85V72H86V75L88 74H90L91 76L89 77V85H90V83H91V85L92 84H94V82H95V80L97 79V81H96V84L98 83L99 85H100V88H99V90H100V99L98 98L97 100L96 99H94L93 97L95 96H93V94L95 93V92H97V91H93L94 93L92 94L91 92V90H94L93 88H92V86L90 85H86L88 88H85V86H83V85H81V83H82V81L80 82V80H81V76H80V74H78V72L74 69V68H76L77 69V67H76V63H74V62H72V64H69L70 62H64L63 60L64 59H62L64 56L62 55V56H60V52H62V51H60V50H58V48L60 47V45H59V47L57 48L56 47V45H54V44H51V46H49L48 47V45H47V47L46 48H48V49H46L45 48V50L44 49H42V46H43V48H44V46L47 44V43H45L44 42V44L41 42V45H38V43H40V42ZM55 41V40H54ZM74 41V40H73ZM73 41H72V43H73ZM119 41H114L113 40V42L114 43H118ZM130 43H132V41L133 40H131V38H130ZM154 41H155V44H158V46L159 45H161V43H162V41H161V43L159 44V43H156L157 41L154 39ZM159 41V42H160ZM168 41L170 42L171 40L170 39H168ZM175 41V40H174ZM241 41V40H240ZM244 42H245V40H243ZM258 41H260V40H258ZM257 41V42H258ZM264 41V40H263ZM13 42V41H12ZM20 42V41H19ZM19 42L17 41V43L19 44ZM25 42H24V45L26 46V44L28 45V43H29V41H28V43H26L25 44ZM85 42H86V40H85ZM87 42V43H88ZM93 42V41H92ZM91 42V43H92ZM97 42V41H96ZM95 42V43H96ZM126 41H124L123 43H124V45L125 44H128V42L127 43H125ZM138 42V41H137ZM150 42V41H149ZM148 42V43H149ZM169 42H167V43H169ZM182 42V41H181ZM184 42H186L185 40H184ZM214 42V41H213ZM213 42H212V44H213ZM214 42V43H215ZM256 42V41H255ZM256 42V43H257ZM260 42H262V41H260ZM13 43H15V42H13ZM100 43V42H99ZM104 43V42H103ZM116 43V45H117V49H115V50H117L118 51V49H119V51L121 50L122 52H123V54H126V53H124V52H126L129 48V46L127 47L126 45L125 46H123L122 45V43H120L119 42V44H117ZM129 43V44H130ZM154 43V42H153ZM164 43H166V42H164ZM179 43V42H178ZM178 43H174L175 45L174 46H176V44L178 45ZM189 43V42H188ZM205 43V42H204ZM240 43H242V42H240ZM246 43H243L244 45L246 44ZM248 43H247V45L246 46H248ZM56 44H58L57 43V41H56ZM61 44V43H60ZM73 44H75V43H73ZM77 44V43H76ZM90 43H88V44H86V46L88 45V46H90L89 45ZM97 44V43H96ZM95 44V45H96ZM110 45H112V42L111 43H109ZM135 43H132V45H134ZM137 44V43H136ZM170 44H171V42H170ZM202 44H203V42H202ZM206 44V43H205ZM205 44H203L204 46H205ZM210 44V43H209ZM221 44V45H220ZM243 44H239V46L238 47H240V45H243ZM255 44V43H254ZM263 44H264V42H263ZM15 45V44H14ZM71 45V44H70ZM91 45H93V44H91ZM98 45H100V44H98ZM97 45V46H98ZM105 45V44H104ZM104 45H103V47H104ZM106 45L108 46V43L106 42ZM105 45V46H106ZM114 46H116L115 44H113ZM113 45H112V47L110 46V48L108 49V50H111V48H113L114 49V47H113ZM138 45H140V49L142 48V46H141V44H137L136 46H138ZM151 45V44H150ZM164 45V44H163ZM169 45V44H168ZM183 46H184V44H182ZM199 45H201V44H199ZM211 45V44H210ZM209 45V46H210ZM230 45V46H229ZM244 45H243V50H244ZM257 45H259V48H258V46ZM1 46V47H2ZM22 46V45H21ZM55 46V47H54ZM75 46V45H74ZM106 46V47H107ZM172 46V48L170 49V52L172 51V50H174V51H172L175 55L178 53V52H176L175 53V49H173V45H171ZM170 46V47H171ZM203 46V47H204ZM218 46V47H219ZM226 46H225V48H226ZM262 43H260V44H256V49H258V50H262ZM4 47V48H5ZM10 47H11V45H10ZM9 47V48H10ZM13 47H15V46H13ZM12 47V48H13ZM64 47H67L68 48V46H64ZM70 48H71V46H69ZM83 47V49H84V51H82L81 49H79L78 47H75L74 48V50H77L76 51V54H72L73 55V57H76V58H79V57H77L76 55H79L80 57L81 56H83V55H85L84 53L85 52H88V50L86 49V51H85V46H82ZM90 47H92V46H90ZM109 47V46H108ZM125 47V48H124ZM150 47V46H149ZM152 47H153V45H152ZM151 47V48H152ZM156 47V46H155ZM165 47V46H164ZM179 47H180V45H179ZM186 46H184V48H185ZM187 47L185 48V49H187ZM201 47V49H200V51L202 52L203 50L202 49H204V48H206L207 49V45L204 47V48H202V46H200ZM217 47V48H218ZM237 47V48H238ZM242 47V46H241ZM240 47V48H241ZM261 47V48H260ZM18 48V47H17ZM23 48H26L27 49V47H24L23 46ZM56 48V49H55ZM63 48V47H62ZM66 48V49H67ZM70 48H68V50H70ZM72 48H73V46H72ZM71 48V50H73ZM76 48H78V49H76ZM87 48V47H86ZM105 48V47H104ZM104 48H103V50H104ZM128 48V49H127ZM130 48H132L131 46H130ZM134 48H136V47H134ZM150 48V49H151ZM180 48H182V47H180ZM222 48V47H221ZM228 48V49H229ZM251 48V50H252V52H254V55L256 54L255 53V51H253V47H250ZM250 48H248V47H246L245 49H250ZM1 49V48H0ZM6 49V48H5ZM5 49H3V50H5ZM14 50H15V48H13ZM12 49V50H13ZM59 49H61V48H59ZM63 49H65V48H63ZM89 49V48H88ZM91 49V48H90ZM94 49V48H93ZM92 49V50H93ZM95 49H97V47L95 48ZM102 49V48H101ZM137 49V48H136ZM135 49V50H136ZM139 49V48H138ZM144 49V48H143ZM165 49H167V48H165ZM169 49V48H168ZM178 49V48H177ZM176 49V50H177ZM184 49V50H185ZM206 49H204V50H206ZM223 50H224V47L222 48ZM232 49V48H231ZM231 49H229V50H231ZM236 49V48H235ZM235 49H233V50H235ZM263 49H264V46H263ZM9 50V53L11 52L12 53V51H11V48L10 49H8ZM7 50V51H8ZM13 50V51H14ZM24 50V49H23ZM28 50V49H27ZM98 50V49H97ZM130 50V49H129ZM133 50V49H132ZM142 50V49H141ZM140 50V51H141ZM145 51H146V49H144ZM156 50V49H155ZM159 50V49H158ZM196 50H197V52H199L198 53V55H201L202 57L204 56V59L202 58L201 59V56H199L198 57V55H197V52H196ZM233 50H231V52L233 51ZM237 50V49H236ZM260 50V51H261ZM16 51H19V49L17 50L16 49ZM101 51V50H100ZM106 51H107V49H106ZM104 52V53H102V55L104 54H107L108 52ZM114 51V50H113ZM134 51V50H133ZM137 51V50H136ZM136 51H134V52H136ZM139 51V50H138ZM151 51H153V50H150V53L149 54H151ZM181 51V49H179V53H178V55L179 54H181V52L183 51V49H182V51ZM187 51H188V49H187ZM187 51H185L186 52V54H188L187 53ZM217 51H220V50H218L217 49ZM222 51V50H221ZM225 51L227 52L228 50L227 49H225ZM245 52V54H246V50H244ZM249 51V50H248ZM260 51H256L257 53H259ZM264 51V50H263ZM3 52V51H2ZM70 52V51H69ZM73 52V51H72ZM72 52H70V53H72ZM75 52V51H74ZM90 52V51H89ZM99 52V51H98ZM102 52V51H101ZM101 52H99V53H101ZM115 53H117L116 51H114ZM132 52V51H131ZM148 51H146V52H144L143 51V53H145V56L144 57H146V56H149V58H151L152 60H150L151 62H157V61H161V57H162V55L163 54H159V56H155V55H158V54H155V53H153V54H155L154 56H152V54L151 55H146V53H147ZM154 52V51H153ZM163 52H165V51H163ZM184 52V51H183ZM184 52V53H185ZM237 52H239V51H237ZM252 52H250V53H252ZM6 53V52H5ZM14 53V58H13V55L11 56L14 60H15V57L16 56H18V54H20V53H18L17 54V52L15 53V52H13ZM63 53H65V50H64V52ZM68 53V52H67ZM69 53V54H70ZM110 53V52H109ZM108 53V54H109ZM140 53V52H139ZM161 53V52H160ZM167 53H169V52H167ZM189 53H190V51H189ZM196 53V54H195ZM229 53V52H228ZM235 53V52H234ZM17 54V55H16ZM30 54V55H31ZM32 54V55H33ZM91 54H92V52H91ZM105 55V56H108V57H110L109 55ZM130 54V53H129ZM134 53H132L131 55H133ZM141 54V53H140ZM170 54V53H169ZM168 54V55H169ZM220 54H221V52H220ZM223 54V53H222ZM230 54V53H229ZM237 54V53H236ZM253 54V53H252ZM262 54H263V52H262ZM4 55V54H3ZM16 55V56H15ZM26 55V54H25ZM29 55V54H28ZM66 55V54H65ZM71 55V54H70ZM69 55V56H70ZM87 55V54H86ZM101 55V56H102ZM119 55H121V54H119ZM137 55V54H136ZM135 55V56H136ZM144 55V54H143ZM160 55H161V57H160ZM213 55V60L215 59V62H212L213 60H212V56ZM241 55V54H240ZM257 56H258V58H259V54H256ZM10 56V55H9ZM21 56H23V55H21ZM42 56V55H41ZM40 55L38 56V58H36V59H38V61L39 60H41L43 57H41ZM88 56L90 57V55L88 54ZM114 56V55H113ZM128 56V55H127ZM127 56H125V57H127ZM130 56V55H129ZM141 56V55H140ZM167 56V55H166ZM174 56V55H173ZM181 56H183V54L181 55ZM181 56H178V57H180L181 58ZM215 56V57H214ZM247 56V55H246ZM250 56V55H249ZM4 57V56H3ZM2 57V58H3ZM24 57V56H23ZM22 57V58H23ZM31 57H35V55H33V56H31ZM36 57H37V55H36ZM39 57L41 58V59H39ZM56 57H60V58H58L59 60H61L60 62H57V61H59V60H57L56 59ZM67 57V56H66ZM72 57V56H71ZM86 57V56H85ZM103 57V56H102ZM108 57H105V58H108ZM119 57H121V56H119ZM134 57V56H133ZM142 57V56H141ZM165 57V56H164ZM171 57H172V55H171ZM184 57H185V54H184ZM198 57V58H197ZM206 57H207V59H206ZM252 57H253V55H252ZM264 57V55L262 56V58ZM17 59H18V57H16ZM19 58H20V56H19ZM30 58V57H29ZM75 58V59H76ZM94 58V57H93ZM105 58L103 57L102 59L103 60H105ZM118 58V57H117ZM122 58H124V57H122ZM121 58V59H122ZM185 58H187V55H186V57ZM189 58H190V56H189ZM189 58H187V61L188 62H192V65L194 66V64H193V61H191V60H188ZM209 58H211V60H209ZM226 58V57H225ZM231 58V57H230ZM234 58V57H233ZM242 58V57H241ZM240 57H239V59H241ZM243 58H244V56H243ZM247 58H249L248 56H247ZM257 58V57H256ZM257 58V59H258ZM6 59V58H5ZM5 59H4V62H5ZM24 59V58H23ZM26 59H28L27 58V56H26ZM50 59H52L51 61H54V62H56V63H54V62H52V63H54V67H52L53 65H52V63L50 62ZM67 59L68 60H70V58H68L67 57ZM74 59V61H76ZM81 59V58H80ZM98 60L99 59V56H98V58H96L95 57V60ZM109 59V58H108ZM133 59V58H132ZM135 59H136V61H137V58H135L134 57V61H135ZM147 59H148V57H147ZM162 59H165V58H163L162 57ZM174 58H172V60H173ZM198 59V60H199ZM206 59V60H205ZM235 59V58H234ZM237 59V58H236ZM235 59V60H236ZM259 59H261V58H259ZM2 60V59H1ZM7 60H9V58H7ZM13 60V62H15ZM20 60V59H19ZM48 60V59H47ZM78 60L79 59H77V62H78ZM86 61L85 62H87V63H90V62H88L87 61V59H85ZM99 60H101V59H99ZM111 60V59H110ZM120 60V59H119ZM118 60V64H120V61ZM124 60V59H123ZM138 60H140L139 62H141V59H138ZM143 60H144V58H143ZM147 61V63L148 62H150V61ZM166 60H169V59H165V62L163 61V63H166L167 61ZM172 60H170V61H172ZM176 60H177V56H176ZM225 60V59H224ZM232 60V59H231ZM244 60V59H243ZM246 60V59H245ZM244 60V61H245ZM251 60H252V58H251ZM250 60V61H251ZM10 61V60H9ZM9 61H6V62H8V64L9 63H12V61L11 62H9ZM30 61V60H29ZM34 61V60H33ZM45 61V62H44ZM66 61V60H65ZM82 61H84L83 59H82ZM82 61H80L79 60V63L80 62H82ZM146 61V60H145ZM170 61H168L167 62V64H166V66L169 64L170 66H171V64L169 63ZM181 61V60H180ZM180 61H177V63L178 62H180ZM182 61L184 62V60L182 59ZM197 61V60H196ZM211 61V62H210ZM226 61V60H225ZM238 61V60H237ZM236 61V62H237ZM249 61V60H248ZM3 62V61H2ZM3 62V63H4ZM5 62V63H6ZM18 62H20V61H18ZM23 62V61H22ZM28 62V61H27ZM26 62V63H27ZM37 62V61H36ZM51 63L50 65H48V66H50V68L52 67L53 69L54 68H56L57 70V72H58V70L62 73H60L62 76H60V77H57V78H55L53 75L54 74H51L52 73V71H51V73H49L50 72V69L48 68V66H47V64L48 63ZM93 62V61H92ZM144 62V61H143ZM142 62V63H143ZM182 62V63H183ZM186 62V61H185ZM227 62V61H226ZM233 62H234V60H233ZM247 62V61H246ZM259 62H260V60H259ZM15 63H17V62H15ZM14 63V65H16L15 67H17V65L18 64H15ZM25 63V64H26ZM35 63V62H34ZM83 63V62H82ZM94 63V62H93ZM97 63H99V62H97ZM109 63V62H108ZM121 63H123V61L121 62ZM132 63V62H131ZM136 63V62H135ZM134 63V64H135ZM138 63V62H137ZM146 62H145V64H147ZM158 63V62H157ZM162 63V62H161ZM163 63H162V65H163ZM173 63H174V61H173ZM219 63L218 64H216L217 66H219L218 68H219V70H221V68L222 67H224V65L221 63V65H223L222 67L219 65ZM230 63V62H229ZM240 63V62H239ZM249 63V62H248ZM262 63H264V61L262 62ZM261 62H260V64H262ZM7 64V65H8ZM22 64V63H21ZM33 64V63H32ZM32 64H28V65H32ZM39 64V65H40ZM81 64V63H80ZM84 64V63H83ZM96 64V63H95ZM116 64V63H115ZM124 64V63H123ZM141 64V63H140ZM152 63H150L149 65H151ZM155 65H161L160 64V62H159V64H156V63H154ZM179 64V63H178ZM212 65V67H215L216 65ZM232 64V63H231ZM11 65V64H10ZM9 65V66H10ZM52 65V66H51ZM72 65H75V67L73 68V67H71ZM92 65V64H91ZM94 65V64H93ZM96 65H98V64H96ZM125 65V64H124ZM128 65V64H127ZM144 65V64H143ZM149 65H144V66H148L147 67V69H150V67H154L153 68V70H152V74L156 77V75L155 74H159L160 75V77L161 78H159V79H162L163 78V76L161 75L163 72H165L166 70H165V68H162V69H164L165 71H163V72H159V73H156L157 72V70L158 69H156L157 68V66H156V68H155V65H153V66H150L149 67ZM165 65V64H164ZM164 65H163V67H164ZM168 65V66H169ZM184 65H186V64H184ZM187 65H189V64H187ZM191 65V64H190ZM191 65V67L193 68V66ZM237 65V64H236ZM259 65V64H258ZM1 66V68L3 69V67L2 66H4V65H0ZM13 66V65H12ZM12 66L11 67H9V68H12ZM46 67L49 71H47V69L46 68H44V67ZM126 66V65H125ZM130 66V65H129ZM138 66V65H137ZM140 66H142V65H140ZM139 66V67H140ZM144 66H142V67H144ZM165 66V67H166ZM247 66V65H246ZM22 67V66H21ZM31 67V66H30ZM33 67V66H32ZM89 67H91V66H89ZM93 67H95V66H93ZM100 67L102 68V69H100ZM120 67H124L123 65L121 66H118V67H116V70H117V68L119 69ZM133 67H135V66H133ZM133 67L131 68V70L133 69ZM141 67V68H142ZM162 67V66H161ZM191 67H189V68H191ZM212 67L210 68V69H212ZM221 67V68H220ZM227 67H228V64H227ZM233 67V66H232ZM1 68H0V70H1ZM5 68H7L6 66H5ZM34 68V67H33ZM60 68H63V70H61ZM80 68V70H84V69H81ZM111 68H112V65H111ZM128 67H126V69H127ZM136 68V67H135ZM194 68H195V66H194ZM218 68H214V69H217L218 70ZM231 68V67H230ZM260 68V67H259ZM258 68V69H259ZM264 68V67H263ZM36 69V68H35ZM52 69V70H53ZM66 71H65V70ZM114 69V68H113ZM146 69V68H145ZM155 69V70H154ZM161 69V68H160ZM167 69V68H166ZM198 69V70H199ZM205 69V70H204ZM223 69H225V68H223ZM236 69V68H235ZM254 68L252 67V70H253ZM5 70V69H4ZM27 70V71H26ZM45 70V71H44ZM55 70V69H54ZM79 70V69H78ZM79 70V71H80ZM95 70V69H94ZM95 70V71H96ZM109 70H112V69H109ZM119 70H121V69H119ZM124 70V68L121 70V71H123ZM130 70V71H131ZM136 70V69H135ZM139 70H141L142 71V69H139ZM197 70V71H198ZM219 70H218V72H219ZM230 70V69H229ZM251 70V71H252ZM118 71V70H117ZM134 71V70H133ZM143 71H146V70H143ZM148 71V70H147ZM146 71V72H147ZM155 71V72H154ZM161 71V70H160ZM167 71H169L168 69H167ZM196 71V72H197ZM213 71H215V72H217L216 70H213ZM212 71V72H213ZM225 71H227L226 69H225ZM55 72V71H54ZM53 72V73H54ZM57 72H55L56 74H57ZM65 72H66V74H65ZM84 72V73H85ZM93 72V71H92ZM111 74H110V73ZM124 73L126 72L125 70L123 71ZM136 72V71H135ZM146 72H145V74H146ZM185 72H187V75L185 74ZM190 72V74L189 75H192L193 77H194V83H191V85H188L187 84V80H188V82L190 83V80H192L193 79V77H189V78H192V79H185L186 78V76H188V73ZM217 72V73H218ZM222 72V71H221ZM219 73V74H221V76H222V74L223 73ZM228 72V71H227ZM230 72V71H229ZM234 72V71H233ZM248 72H249V70H248ZM15 73V72H14ZM17 73V72H16ZM15 73V74H16ZM84 73H82V75L84 74ZM100 73L101 72H97L96 71V74L97 75H100ZM117 73V72H116ZM121 72H119V74H120ZM127 73V72H126ZM132 73H134V72H132ZM132 73H130L129 75H132ZM149 73H150V71H149ZM169 73V72H168ZM199 73H196V74H199ZM225 73V72H224ZM11 74H13L12 72H11ZM41 75H43L42 73H40ZM39 74V75H40ZM59 74V75H60ZM64 74V75H63ZM80 76V77H78V79L80 78V80H78L77 79V76L78 75ZM138 74V73H137ZM144 74V73H143ZM170 74V73H169ZM182 74H184V75H182ZM214 75H215V73H213ZM58 75V76H59ZM128 75V74H127ZM164 75V77H166V78H163V80L165 81H167V83H168V79H171L170 81H173V79L172 78H174V77H172V78H168L167 79V74L165 73V74H163ZM166 75V76H165ZM249 75H251V74H249ZM14 76V75H13ZM116 75H114V77H115ZM136 76H138V75H136ZM135 76V77H136ZM184 76H185V78H184ZM216 77H218V78H220V80H221V76H217V75H215ZM82 77H84V75L82 76ZM130 77V76H129ZM128 77V78H129ZM132 77V76H131ZM134 77V76H133ZM138 77H141V76H138ZM154 77V78H155ZM159 76H157V78H158ZM169 77V76H168ZM171 77V76H170ZM227 77V78H228ZM231 77V78H230ZM2 78V77H1ZM4 78V77H3ZM8 78V77H7ZM10 78V80H11V78L13 79V77H9ZM39 78V79H38ZM117 78L115 79V82H117ZM125 78V77H124ZM143 78V77H142ZM142 78H139V80H142ZM179 78V79H180ZM209 78V77H208ZM213 78H214V76H213ZM213 78H212V80H213ZM237 78V77H236ZM242 78V77H241ZM246 78V77H245ZM49 79V80H50ZM83 79V78H82ZM86 79V78H85ZM144 79H146V78H144ZM181 79H180V81H181ZM210 79H211V77H210ZM223 79V78H222ZM223 79V80H224ZM247 79V78H246ZM245 79V80H246ZM49 80H48V82H49ZM84 80V79H83ZM110 80H111V83H110ZM155 80V79H154ZM162 80V81H163ZM177 80V81H176ZM182 80V81H183ZM202 79H200V81H201ZM214 80H215V85L216 86H221L222 87V85L223 86H226L227 87V85H224L225 84V82L224 83H222L219 79H215L214 78ZM217 80V81H216ZM243 81V82H241V81ZM249 80V79H248ZM253 80H255V79H253ZM5 81H8V79L7 80H5ZM14 81V80H13ZM12 81V82H13ZM37 81H39V82H37ZM54 81V82H53ZM133 81H135V80H133ZM137 81V80H136ZM144 81H147V80H144ZM152 81V80H151ZM207 81V80H206ZM127 82V81H126ZM148 82H149V80H148ZM154 82V81H153ZM158 81H156V83H157ZM191 82H193V80L191 81ZM216 82H220V84L221 85H217L216 84ZM255 82V81H254ZM39 83V84H38ZM110 83V84H109ZM118 83V82H117ZM128 83V82H127ZM150 83H152V82H150ZM159 83H160V81H159ZM161 83H163V82H161ZM165 83V82H164ZM173 82H171V83H169V84H172ZM209 83V82H208ZM249 84H250V82H248ZM258 83V82H257ZM9 84V83H8ZM14 84H15V82H14ZM40 84V85H41ZM55 84V85H56ZM95 84V86H99L98 84L96 85ZM148 84V83H147ZM166 84V83H165ZM195 86L196 85V87H198V89H199V93H198V91L196 90V88H193L192 86L193 85ZM248 84V85H249ZM255 84H256V82H255ZM46 85V84H45ZM44 85V86H45ZM48 85V84H47ZM46 85V87H47V90H50V89H48V86ZM125 85H127V84H125ZM154 85V84H153ZM163 85V84H162ZM210 84H207L206 86H209ZM253 85V83H251V85L250 86H252ZM11 86V85H10ZM94 86V87H95ZM114 86V85H113ZM128 86V85H127ZM126 86V87H127ZM160 86V85H159ZM165 86V85H164ZM168 86V85H167ZM166 86V87H167ZM249 86V87H250ZM255 86H257V85H255ZM43 87V86H42ZM50 87V88H51ZM60 87V88H61ZM91 87V89H89ZM152 87V86H151ZM150 87V88H151ZM163 87V86H162ZM169 87H171V85H169ZM214 85L211 87V85H210V88H208L209 90H211V91H214L215 92V89L217 88H215L214 89ZM3 88V87H2ZM6 88V87H5ZM22 88V89H21ZM43 88H45V87H43ZM61 88V89H62ZM111 88H113V87H111ZM116 88H115V90H116ZM126 89V91H125V89ZM154 88V87H153ZM164 88V87H163ZM207 88V87H206ZM214 89V90H212V89ZM1 89V88H0ZM57 89H58V87H57ZM86 89H88V90H86ZM147 89V88H146ZM155 89V88H154ZM153 89V90H154ZM171 89H172V91H171ZM252 89H254L255 90V88L253 87ZM257 89V88H256ZM3 90H4V88H3ZM6 90V89H5ZM18 90V89H17ZM95 90H97L96 89V87H95ZM114 90V91H115ZM149 90V89H148ZM156 90V89H155ZM154 90V91H155ZM159 90V89H158ZM161 90V89H160ZM174 90V91H175ZM223 90V89H222ZM224 90V91H225ZM264 90V89H263ZM2 91V90H1ZM22 91V93H24ZM39 91H40V93H39ZM91 91V92H90ZM163 91V90H162ZM173 91V92H174ZM219 91V90H218ZM217 91V92H218ZM223 91V92H224ZM260 91V90H259ZM50 92H51V90H50ZM90 92V93H89ZM158 92V91H157ZM170 92H168V93H170ZM204 92V91H203ZM216 92V94H218ZM234 92H235V94H234ZM17 93V92H16ZM15 93V94H16ZM58 93H56V94H58ZM99 93H97V95L99 94ZM115 93H116V91H115ZM123 93V95H126V94H124ZM129 93V92H128ZM127 93V94H128ZM148 93H151V92H148ZM147 93V94H148ZM154 92L152 91V94H153ZM156 93V92H155ZM163 93V92H162ZM173 94V93H171V94H173V95H177V94ZM213 93V92H212ZM211 93V94H212ZM227 93V92H226ZM6 94V93H5ZM24 94V95H25ZM52 94V93H51ZM55 94V95H56ZM58 94V95H59ZM134 94V93H133ZM151 94V95H152ZM215 94V95H216ZM253 94V95H252ZM8 95V94H7ZM6 95V96H7ZM58 95H56V96H58ZM132 95V94H131ZM135 95V94H134ZM140 95H143V94H140ZM145 95V94H144ZM153 95H155V94H153ZM153 95H152V97H153ZM157 95H158V97H159V95H161V93H160V91H159V94L157 93ZM166 95V94H165ZM202 95H204V96H202ZM220 95H222V94H220ZM229 95H231V94H229ZM240 95H238L237 97H241ZM3 96H4V94H3ZM6 96H4L5 98H6ZM19 96H20V94H19ZM23 96V95H22ZM55 96V97H56ZM130 96V95H129ZM128 96V97H129ZM133 96V95H132ZM156 96V95H155ZM155 96L153 97V98H155ZM179 96V97H180ZM219 96V95H218ZM228 96V95H227ZM236 96V95H235ZM234 96V98L236 99V97ZM12 97L13 96H11V98H10V102H11V99H12ZM16 98L14 99V100H16V99H19L18 98V96H15ZM97 97H99V96H96L95 98H97ZM112 99H111V98ZM127 97V98H128ZM131 97V96H130ZM136 96H134V97H131L130 99H134ZM151 97V98H152ZM161 98H162V96H160ZM169 97V96H168ZM172 97V96H171ZM178 96L176 97V96H174V98H179ZM183 97V98H182ZM209 97V96H208ZM214 97V96H213ZM212 97V98H213ZM222 98H223V96H221ZM225 97V96H224ZM229 97V96H228ZM138 98H141V97H138ZM143 98H144V96H143ZM142 98V99H143ZM145 98H147V96L145 97ZM150 98V97H149ZM173 98V97H172ZM217 98V97H216ZM23 99V98H22ZM27 99V100H28ZM42 99V100H41ZM116 99V100H115ZM135 99H137V98H135ZM156 99V98H155ZM158 99H160V98H157V100ZM214 99V98H213ZM226 99V98H225ZM224 99V100H225ZM231 99H233V97L231 98ZM5 100V99H4ZM111 100L113 101H115V103H114V106H112V104H113V102H111ZM144 100H146V99H144ZM143 100V101H144ZM161 100V99H160ZM160 100H158V101H160ZM174 100V99H173ZM223 100V101H224ZM230 99L228 98V101H229ZM238 100H239V102H238ZM80 101V102H79ZM117 101V102H116ZM127 101V100H126ZM133 102H135V103H132V104H136V102L137 101H139V99L136 101V100H132ZM140 101H142L141 99H140ZM140 101L139 102H137L138 104L140 103ZM142 101V103H144ZM149 101H150V99H149ZM162 101V100H161ZM18 102H20L19 100H18ZM17 102V103H18ZM25 102V101H24ZM24 102H22V104H24ZM79 104H78V103ZM128 102H129V98H128ZM216 102H218V100L216 101ZM220 102V101H219ZM227 102V101H226ZM6 103H8V105H9V101H8V99H7V102ZM62 103H63V101H62ZM75 103H77V104H75ZM142 103L141 104H139V105H141L142 106ZM146 103V102H145ZM148 103V102H147ZM150 103V102H149ZM147 104V105H151V107H152V104ZM175 103V102H174ZM224 103V102H223ZM232 103V102H231ZM230 103V104H231ZM234 103V102H233ZM11 104H15L14 102L13 103H11ZM26 104V103H25ZM29 104V103H28ZM122 104V105H121ZM164 104V105H165ZM180 104H181V102H180ZM195 104V105H196ZM220 104V103H219ZM225 104V103H224ZM230 104H228L229 106H230ZM29 105V106H30ZM126 105H124L125 107H127ZM138 105V106H139ZM161 105V104H160ZM193 106H194V104H192ZM191 105V106H192ZM218 105V104H217ZM222 105V104H221ZM233 105V107H234V104H232ZM244 105H246V106H244ZM248 105V106H247ZM262 105H261V107H262ZM7 106V105H6ZM25 106V105H24ZM112 106V107H111ZM115 106V108H117ZM133 106V105H132ZM182 106V105H181ZM220 106V105H219ZM226 107H227V105H225ZM238 106V108H236V111L239 109V106L240 105H237ZM8 107V106H7ZM136 107H137V104H136V106H135V108H132V109H136ZM144 107V110H145V108H146V110H145V112L147 113V114H145L143 111V108ZM143 107H140L139 109L141 110H143L142 112H143V114H145V115H147L150 119H152V120H155V119H157V117H156V115L155 114H153V112H152V109H150L149 111L151 112V113H149L148 111H147V108H149L148 106L146 107V105L145 106H143ZM183 107H185V106H183ZM231 107V106H230ZM232 107V108H233ZM246 107V108H245ZM248 107V108H247ZM112 108V109H113ZM120 108V109H121ZM186 108V107H185ZM222 108V107H221ZM234 108V109H235ZM241 108V107H240ZM254 108H256V114H255V112H254ZM259 108V107H258ZM264 108V107H263ZM8 109V108H7ZM6 109V110H7ZM138 109V108H137ZM133 110V112L135 113L134 114V116L135 115H142V113L141 114H136V112L135 111H139V110ZM154 109V108H153ZM186 109H188V108H186ZM198 109H201L202 111H200V112H198ZM10 110V109H9ZM12 110V109H11ZM14 110H12L11 112L13 113V111ZM29 110V111H28ZM58 110H57V112H58ZM67 110V111H66ZM93 110V111H92ZM115 110V109H114ZM117 110V111H118ZM129 110V109H128ZM127 110V111H128ZM260 110H262V108L260 109ZM8 111V110H7ZM28 111V112H27ZM54 111H55V109H54ZM89 111H91V112H97V113H95V115H97L98 114V116H101V119H100V117L99 118H97V117H95L94 115H92V113L90 112V114L88 113ZM112 111V110H111ZM121 111H122V109H121ZM120 111V112H121ZM124 111H126V110H124ZM132 111V110H131ZM191 111V110H190ZM239 111H240V109H239ZM34 112V111H33ZM70 112V113H69ZM141 111H139V113H140ZM1 113V112H0ZM191 113H193L192 111H191ZM242 113H241V115H242ZM264 113V112H263ZM2 114V113H1ZM56 114H58V113H56ZM106 114H107V116H106ZM208 114V115H207ZM240 114V113H239ZM15 115V116H16ZM92 115V116H91ZM169 115V114H168ZM199 115H201V113L199 114ZM206 115V116H205ZM238 115V114H237ZM264 115V114H263ZM1 117H0V125H2L1 127H3V128H1V129H3V130H5V132H7L6 133V135H8V136H11V138H17V137H19V136H17V133H15V129L13 128V127H11L12 125H10L9 123H11L10 121L11 120H8V118H7V120L5 119V117L4 116H2V115H0ZM35 117V118H33V117ZM192 116L194 117V119L192 118ZM231 116V117H230ZM239 116V115H238ZM65 117V116H64ZM147 117V118H148ZM237 117V116H236ZM262 117V116H261ZM81 118V119H80ZM93 118H94V121H93ZM98 119V120H96V119ZM137 118V117H136ZM141 119L143 118V117H140ZM140 118H138L137 120H139ZM263 118H264V116H263ZM17 119V120H18ZM60 119H62V120H60ZM70 119V120H71ZM73 119L71 120L72 121V123H74L73 122ZM62 121L61 123H59L60 121ZM69 120V119H68ZM68 120H66V121H68ZM69 120V122H71ZM83 120H84V122H83ZM134 120H136V119H134ZM136 120V121H137ZM244 120V121H245ZM260 120H262V121H260ZM97 121V122H96ZM106 121H108V120H106ZM245 121V122H246ZM109 122V121H108ZM107 122V123H108ZM135 122V121H134ZM139 122V121H138ZM71 123V124H72ZM81 123V122H80ZM61 126H60V125ZM148 124V123H147ZM67 125H69V124H67ZM73 125V124H72ZM108 124H106V126H107ZM135 125H139V124H135ZM61 128H60V127ZM105 126V127H106ZM24 127V128H25ZM68 127V128H67ZM132 127V126H131ZM142 127V126H141ZM83 128V129H84ZM136 128V127H135ZM135 128L133 127V132L134 131H136V132H134L135 133V135L136 134H138L137 133V129H140V128H136V130H135ZM204 128H205V132H207L208 131V133L209 134H205V132L203 131L204 130ZM0 129V130H1ZM25 129V130H26ZM67 129V130H66ZM143 129V128H142ZM203 129V130H202ZM27 130L25 131V132H27ZM132 130H130V131H132ZM201 130V131H200ZM90 131V132H89ZM93 131L94 132H97L96 133V135L97 134H99V135H97V137L98 136H100V137H98V139L99 138H102L101 139V141H103V142H101L100 141V139L99 140H97V138H96V136H94V134H92L93 133ZM172 130H170V132H171ZM176 131V130H175ZM4 132V131H3ZM2 132V133H3ZM133 132H130V133H133ZM139 132V131H138ZM162 132V131H161ZM198 132V131H197ZM27 133H29V132H27ZM31 133V134H32ZM65 133H67V134H69V135H67V134H65ZM71 133H72V136H70L71 135ZM87 133V134H88ZM26 134V133H25ZM211 134V135H212ZM23 135V134H22ZM22 135H21V138H22ZM142 135V134H141ZM149 135H150V133H149ZM163 135V134H162ZM168 135V134H167ZM197 135V134H196ZM195 135V136H196ZM33 136V135H32ZM131 136V135H130ZM132 136H134V134L132 135ZM164 136H165V134H164ZM197 136H199V135H197ZM204 136V137H205ZM214 136H209L210 138L211 137H214ZM3 137V136H2ZM35 137V136H34ZM37 137V138H38ZM200 137V136H199ZM203 137V138H204ZM208 137V136H207ZM206 137V138H207ZM13 138V139H14ZM31 138V137H30ZM136 138V137H135ZM148 138V137H147ZM18 139V138H17ZM19 139H20V137H19ZM18 139V140H19ZM72 139H74V140H72ZM88 139H91L92 140V138H90V136H89V138ZM87 139V140H88ZM201 139V138H200ZM209 139V138H208ZM252 139V142H253V139L255 140V142L254 143H257V148H258V146H259V150L256 148V150L257 151H255V150H252V148H251V144H252V142L250 143V140ZM18 140H17V143H18ZM34 140H36L35 138H34ZM76 140V141H75ZM97 141V143H95L96 141ZM189 140V139H188ZM194 140V139H193ZM19 141H21V140H19ZM25 141V140H24ZM26 141H27V139H26ZM36 141H39L38 139L36 140ZM35 141V142H36ZM40 141H39V143H40ZM73 141H75L76 143H80V150H82L81 149V145L83 146L84 145V147L83 148H85L84 150H86L87 149V151H88V153H87V156L89 157V159L87 160L86 159V151L84 152V154H82L81 152H79V148H76V146L77 147H79L78 145H74V142ZM78 141V142H77ZM92 141V142H93ZM165 141V140H164ZM199 141V140H198ZM201 141H202V139H201ZM200 141V142H201ZM34 142V141H33ZM98 142H100V143H102V144H100V143H98ZM107 142V143H106ZM136 142V143H135ZM189 142H192V141H189ZM22 143V142H21ZM24 143V142H23ZM38 143V142H37ZM42 143H40V146L42 145ZM82 143V144H81ZM141 143V142H140ZM139 143V144H140ZM142 143H144V142H142ZM195 143V142H194ZM197 143V142H196ZM253 143V144H254ZM19 144V143H18ZM35 144V143H34ZM93 144V147L96 149V147H100V146H95ZM187 144V143H186ZM190 144H192V143H190ZM198 144V143H197ZM21 145V144H20ZM29 145H31V143H29L28 144V146ZM32 145H33V143H32ZM188 145V144H187ZM43 146H41V148H43ZM194 146V145H193ZM204 146H207V145H204ZM210 146V145H209ZM213 146V147H214ZM253 146V145H252ZM36 147V146H35ZM188 147H190V146H188ZM254 147V146H253ZM26 148H28V147H26ZM33 148H34V146H33ZM36 148H38V147H36ZM40 148V147H39ZM93 148V149H94ZM101 148H97L98 150H100ZM202 148V147H201ZM204 148V150H205V148H207V147H203ZM210 148V147H209ZM35 149V148H34ZM33 149V150H34ZM107 149H108V152H109V154H106V153H108L107 152ZM189 149V148H188ZM195 149V148H194ZM219 149H215L216 151H218ZM26 150V149H25ZM32 150V149H31ZM37 150V149H36ZM36 150H34L33 152H36ZM42 150H44V149H42ZM84 150H82V151H84ZM96 151L95 153H100L99 151ZM191 150V149H190ZM189 150V151H190ZM207 150L209 151L210 149H208L207 148ZM22 151H23V149H22ZM21 151V152H22ZM28 150H26L25 151V153H27L26 155V159H28L29 161H31V162H29L28 160H27V163L29 162L30 164L32 163V169L33 170H36L37 168H39L40 166V164H39V162L37 163L36 162V158L35 157H38V155H39V153H37V156H35L36 154H34L33 152H30V147H29V151L27 152ZM104 151H105V153H104ZM175 151H177L176 153H175ZM197 151V150H196ZM235 151V152H234ZM42 152V151H41ZM44 152V151H43ZM50 152H47L46 154H44V153H40L41 155H47L48 153H50ZM93 154L92 155V158L93 159H91L92 161H91V164H89V160H90V156L88 155V154ZM1 153V152H0ZM25 153L23 154V155H25ZM33 153V154H32ZM50 153V154H51ZM98 153H97V156H98ZM100 153V154H101ZM190 153V154H189ZM196 153V152H195ZM208 153V152H207ZM224 154V152H220V155H223ZM194 154V153H193ZM40 155V156H41ZM200 155V154H199ZM238 155V154H237ZM249 155V156H248ZM35 156V157H34ZM84 156V157H83ZM86 156V157H85ZM104 156V157H105ZM201 156V155H200ZM48 157H50L49 155H48ZM47 156L45 157V158H48ZM51 157H52V155H51ZM51 157H50V159H51ZM103 157V158H104ZM151 157H153L152 159H151ZM191 157V158H190ZM196 157V156H195ZM223 158V156H220V158ZM232 157H233V155H232ZM234 157H237V158H233V159H238V157H240V156H236V154L234 155ZM41 158H43L44 160H45V158H44V156L42 157H40L39 159H41ZM84 158H85V160L88 162H86L85 161V164L87 163V164H89V165H87V169H86V166L84 165ZM99 158H100V155H99ZM219 158V157H218ZM221 158V159H222ZM224 158H225V156H224ZM231 158V157H230ZM39 159H38V161H39ZM42 159V160H43ZM55 159V161H57ZM95 159H96V157H95ZM102 159V158H101ZM105 159H103L104 161H105ZM143 159H147V161L150 163V164H152V167H153V169H152V167H151V170H153V172L152 171H150V169H148L146 166H148L149 167V165L148 164H146V165H144L145 163L144 162H142L143 161ZM192 159H196V158H192ZM199 159V158H198ZM226 159V158H225ZM225 159H224V161H225ZM42 160H40V162H42ZM97 161H98V159H96ZM203 160V159H202ZM223 160V159H222ZM239 160H240V158H239ZM244 160V159H243ZM46 161L48 162V160L46 159ZM96 161V162H97ZM100 161H102V160H100ZM100 161H99V163H100ZM194 161V160H193ZM228 161V160H227ZM226 161V162H227ZM240 161H242V159L240 160ZM239 161V162H240ZM245 161V160H244ZM244 161H242V162H244ZM45 162V161H44ZM44 162H42V163H44ZM51 162H52V160H51ZM50 162V163H51ZM83 162V163H82ZM200 162V161H199ZM199 162H197L196 163V161H195V165H196V167L197 168H201V165H199L200 163ZM203 162V161H202ZM225 162V163H226ZM233 162H236V161H233ZM192 163H194V162H192ZM199 163V164H198ZM237 164H238V162H236ZM241 163V162H240ZM247 163H246V165L245 166H247ZM37 164H39V165H37ZM48 164V166H49V162L47 163ZM51 164H55V162L54 163H51ZM96 164V163H95ZM97 164H98V162H97ZM103 164V163H102ZM125 164H128V166L129 167H127V166H125V168H127V169H124V165ZM191 164V163H190ZM205 164V163H204ZM207 164V163H206ZM224 163H222L221 165H223ZM245 164V163H244ZM244 164H241V165H244ZM84 165V166H83ZM99 165H101V163L99 164ZM186 165V166H185ZM232 165V164H231ZM234 165V164H233ZM29 166H31V165H29ZM39 166V167H38ZM41 166H43V164L41 165ZM47 166V165H46ZM54 166H56V165H54ZM94 166V165H93ZM96 166V165H95ZM102 166V165H101ZM103 166H104V164H103ZM102 166V167H103ZM151 166V165H150ZM203 166V165H202ZM205 166V165H204ZM224 166V165H223ZM228 166H230V164H228ZM238 166H240V165H238ZM237 166V167H238ZM34 167L36 168V169H34ZM52 167H53V165H52ZM85 167V169H84V171L85 172H83V168ZM109 167H111V165L109 166ZM119 167H117V168H119ZM187 167V168H186ZM189 167H192V164L189 166ZM195 167V168H196ZM225 167V166H224ZM236 167V168H237ZM243 167V166H242ZM45 168V167H44ZM43 168V169H44ZM51 168V167H50ZM92 168V169H91ZM98 168V167H97ZM112 168V167H111ZM111 168H109L108 170H110V171H114V170H111ZM116 168V169H117ZM119 168V169H120ZM150 168V167H149ZM213 168V167H212ZM226 168V167H225ZM227 168H229V167H227ZM244 168V167H243ZM243 168H241V169H243ZM247 167H245V169H246ZM248 168V169H249ZM23 169V168H22ZM40 169V168H39ZM39 169H37V170H39ZM42 169V168H41ZM41 169L38 171V173L41 171ZM42 169V170H43ZM54 169V168H53ZM63 169V170H64ZM91 169V170H90ZM99 169H102V168H98L97 170H99ZM155 169V170H154ZM248 169H246L245 171L246 172H248L247 170ZM37 170H36V172H37ZM57 170H59V169H57ZM57 170H54L55 171V173H56V171ZM62 169H60V171H61ZM195 170V169H194ZM197 170V169H196ZM199 170V169H198ZM213 170V169H212ZM24 171H25V169H24ZM59 171V172H60ZM63 172V171H61V177H63L64 176V174L66 173V172ZM100 171V170H99ZM102 171V170H101ZM130 171V170H129ZM208 171V170H207ZM211 171V170H210ZM17 172V171H16ZM58 171H57V174L59 173ZM63 172V173H62ZM114 172H116V170L114 171ZM131 172V171H130ZM133 172V171H132ZM213 172V171H212ZM19 173V172H18ZM51 173V172H50ZM192 173H197L198 175L200 174V172L198 173L197 171L196 172H192ZM205 173H206V171H205ZM208 173V172H207ZM54 174V173H53ZM60 174H58V175H60ZM63 174V175H62ZM67 174H69V173H67ZM120 174H121V172H120ZM215 174H217V173H215ZM241 174H243V173H241ZM4 175V174H3ZM74 175V174H73ZM74 175V176H75ZM113 175H115V174H113ZM112 175V176H113ZM197 175V176H198ZM204 175H206V174H204ZM208 175V177H209V174H207ZM206 175V176H207ZM210 175H212V173L210 174ZM246 175V174H245ZM72 176V175H71ZM87 176H88V174H87ZM129 176V177H130ZM138 176H140V178H138ZM1 177H3V176H1ZM56 177H57V175H56ZM55 177V178H56ZM106 177V178H105ZM110 178L111 179V181H110V179H107V178ZM118 177V178H119ZM192 177V176H191ZM4 178V177H3ZM8 178V177H7ZM64 178V177H63ZM68 177L66 176V174H65V179H67ZM85 178L83 179L84 181H85ZM218 177H216V179H217ZM5 179V178H4ZM54 179V178H53ZM57 179V178H56ZM58 179H59V177H58ZM57 179V180H58ZM90 178H88V180H89ZM98 179V180H99ZM143 179V180H142ZM208 179V180H207ZM221 179V178H220ZM56 180V182H58ZM74 180V179H73ZM73 180H71L72 182H73ZM87 180V179H86ZM86 181V183H89L90 181ZM144 181V184H145V186H144V184L142 185V187H140L139 186V184H140V182H141V184H142V181ZM232 180V179H231ZM69 182H70V180H68ZM100 181V180H99ZM100 181V182H101ZM113 181H116V183H120V184H116V183H114ZM118 181V182H117ZM192 181H194V182H192ZM223 181V180H222ZM229 181V180H228ZM236 181V180H235ZM54 182V181H53ZM72 182H70V183H72ZM103 182V183H104ZM187 182L188 183H190V184H192V183H194L195 184V186L197 185L196 184V182L198 183V185L199 186H197V187H199V189H195V190H193L192 189V191H191V188H189L188 187V185H187ZM221 182V181H220ZM233 182V181H232ZM61 183V182H60ZM69 183V184H70ZM102 183V184H103ZM233 183H235V182H233ZM237 183V182H236ZM73 185H75V184H77V183H75V180H74V182L72 183ZM100 184V183H99ZM101 184V185H102ZM222 184V183H221ZM73 185H72V187H73ZM225 185V184H224ZM233 185V184H232ZM229 186V187H233V186ZM235 185V184H234ZM70 186H71V184H70ZM135 186V187H136ZM190 186V185H189ZM194 186V187H195ZM91 187V186H90ZM126 187H129V186H126ZM192 187H193V185H192ZM193 187V188H194ZM196 187V188H197ZM201 187V188H200ZM222 187V186H221ZM53 188V187H52ZM92 188V187H91ZM222 188H224V187H222ZM228 188V187H227ZM90 189V188H89ZM98 189V190H97ZM184 189H186V191L187 190H189L190 192H191V194L194 196V198H195V200H189L191 197H192V195H191V197L189 198L188 196H186V194L187 193H189V191H187V193H185L186 191L184 190ZM201 189H203L205 192H207V194L209 195V197H208V195H206V193L204 192H202L201 191ZM224 189H226V188H224ZM230 189V188H229ZM96 190V191H95ZM131 190V191H132ZM232 190V189H231ZM240 190V189H239ZM23 191V190H22ZM73 191V192H74ZM75 191V192H76ZM87 191H89V192H87ZM105 191V190H104ZM230 191V190H229ZM236 191V190H235ZM235 191H234V193H235ZM36 192V191H35ZM57 192V191H56ZM70 192V191H69ZM73 192H70L71 194L73 193ZM231 192V191H230ZM21 193V192H20ZM25 193V192H24ZM37 193V192H36ZM66 193V192H65ZM105 194V196H104V198L102 197V195H104ZM185 193V194H184ZM229 193V192H228ZM232 193V192H231ZM239 193V192H238ZM237 193V194H238ZM240 193H241V191H240ZM17 194V193H16ZM110 194H112L113 196H111V197H114L113 199L120 205L121 204V207L122 206H124L125 207V209H126V211H127V213H121L120 212V210H122V209H120L119 208V210L118 209H116V208H118L117 207V204L116 205H114V203H112V201H109V199H110ZM227 194V193H226ZM20 195V194H19ZM18 195V196H19ZM40 195V194H39ZM77 195V194H76ZM75 195V196H76ZM79 195V194H78ZM188 195V194H187ZM190 195V194H189ZM230 195V194H229ZM240 195V194H239ZM43 196V195H42ZM45 196V195H44ZM43 196V197H44ZM74 196V195H73ZM228 196V195H227ZM235 196V195H234ZM238 196V195H237ZM39 197V196H38ZM48 197V196H47ZM208 197V198H207ZM233 197V196H232ZM37 198V197H36ZM42 198V197H41ZM79 198H81V196H79ZM82 198V199H83ZM189 198V199H188ZM21 199H22V197H21ZM44 199V198H43ZM72 199H73V197H72ZM108 199V200H107ZM112 199V200H113ZM17 200H19L18 199V197H17ZM37 200V199H36ZM39 200V199H38ZM49 200V199H48ZM47 200V201H48ZM76 200V199H75ZM74 200V201H75ZM85 200V201H86ZM235 200V199H234ZM22 201L23 200H21V203H22ZM49 201H51V200H49ZM85 201H83V203L85 202ZM223 201V202H222ZM40 202H41V199H40ZM226 203H227V201H225ZM76 203H77V201H76ZM204 203L208 206V208L209 209H207L206 208V206L204 205ZM29 204V203H28ZM38 204H41V203H38ZM45 204V203H44ZM85 204H86V202H85ZM87 204H88V202H87ZM139 204V205H138ZM216 204V203H215ZM17 205V204H16ZM42 205L43 204H41V207H42ZM51 205H52V203H51ZM50 205V206H51ZM80 205H81V203H80ZM89 205V204H88ZM229 205H231L230 203H229ZM71 206V205H70ZM74 206V205H73ZM84 206H87V205H84ZM90 206V205H89ZM92 206V207H93ZM116 206V207H115ZM216 206V205H215ZM228 206V205H227ZM233 206H231V207H233ZM26 207V206H25ZM34 207V206H33ZM46 207H48L47 206V204H46ZM51 207H53V206H51ZM72 207V206H71ZM217 207V206H216ZM223 207V206H222ZM18 208V207H17ZM36 208V207H35ZM87 208H88V206H87ZM177 208H178V210H177ZM223 208H225V206L223 207ZM21 209V208H20ZM26 209H28V208H26ZM32 209V208H31ZM37 209V208H36ZM42 209V208H41ZM55 209V208H54ZM90 209V208H89ZM92 209V208H91ZM231 209H233V208H231ZM19 210V209H18ZM23 210V209H22ZM30 210V209H29ZM73 210V209H72ZM87 210V209H86ZM93 210V209H92ZM92 210H89V211H91V213H92ZM256 212H255V211ZM26 211V210H25ZM33 211V210H32ZM31 211V212H32ZM39 211V210H38ZM41 211V210H40ZM48 211H49V209H48ZM74 212L76 211V207H75V209L73 210ZM88 211V210H87ZM89 211H88V213H89ZM94 212H95V210H93ZM177 211L179 212L178 214H182V215H184V213L186 214V215H188L190 218H191V220H188V216H186V215H184L185 216V218H184V216H182V217H180V215H179V218H178V220L177 221H179V224H180V226H182L183 227V225H185L184 227H185V229L186 230H188L189 228L188 227H190V226H188L187 227V225H189V221L191 222V221H193L194 220V222H192L195 226H191V228L192 227H195V229L194 230H192L191 228H190V230L189 231H185V232H188V233H184V231L182 230V233H180L179 232V234L183 237V240L185 239V238H187V236H185V235H182L183 233L184 234H187V235H189V232L191 231V235H193V240H196L194 243H195V245H194V247L193 248H195V252L194 251H189V250H193V249H190L189 247H186V248H188L187 250L185 249V243H186V240H185V242H182L180 239H179V237H177L176 235H178V234H175V232L176 231H174L175 229L174 228H176L174 225H175V221H176V215H175V213H177ZM254 211V213L256 214V216L255 217H253L252 216V218H253V220H251L252 222H251V224H252V226H251V228L252 229H257L258 230V228H259V230H261L260 232H261V234H263L262 236H260L261 234H259V236H260V238L259 239H261L260 240V243H258L257 241L259 240V239H256L257 241V245L255 246V247H250V245H249V242H247V239L249 238H246V240H245V237L243 236L244 234L243 233H245V232H243V233H241L240 231V225H241V227L244 225V224H246L247 226H250L249 224H247V222L248 221H250V219H251V216L250 215H253V214H251L252 212ZM16 212H18V211H16ZM23 211H21V213H22ZM79 213V215H80V211H78ZM93 212V213H94ZM124 212H125V210H124ZM230 212H231V210H230ZM27 213V212H26ZM26 213H24V215L26 214ZM40 213V212H39ZM38 213V214H39ZM73 213V212H72ZM95 213H97V212H95ZM19 214V213H18ZM33 214V213H32ZM37 214V213H36ZM50 214V213H49ZM74 214V213H73ZM78 214H75V215H78ZM84 214V213H83ZM177 214V215H178ZM232 214V213H231ZM236 214V215H235ZM20 215V214H19ZM39 215H41L42 216V214H39ZM81 215H82V212H81ZM80 215V216H81ZM89 215V214H88ZM92 215H94V214H92ZM91 214H90V217L92 216ZM222 215V214H221ZM233 215V214H232ZM29 216V215H28ZM34 216H36V215H34ZM41 216H39V217H41ZM74 216V215H73ZM80 216H78V217H76L75 219L76 220H78V219H80L81 221H84V219H85V217H87V214H86V216H84V219H83V217H82V219H81V217ZM223 216V215H222ZM225 216V215H224ZM20 217V216H19ZM23 217V216H22ZM67 217V216H66ZM65 217V218H66ZM80 217V218H79ZM89 217V219H90V223L92 222V220H91V218ZM93 217H95V218H97L98 219V217L96 216V214H95V216H93ZM92 217V218H93ZM188 217V218H187ZM220 217V216H219ZM225 217H227V216H225ZM225 217H223L222 219H224ZM25 219L27 218V217H24ZM24 218H22V219H24ZM29 218V217H28ZM36 218V217H35ZM48 218V217H47ZM55 218V217H54ZM210 218V217H209ZM221 218V217H220ZM21 219V220H22ZM41 219V218H40ZM46 219V218H45ZM57 220H61V219H59V218H56ZM71 219V218H70ZM69 219V220H70ZM75 219H74V221H75ZM88 218H86V221H88L87 220ZM96 219V220H97ZM99 219H101V218H99ZM117 220V221H119L120 223V225L118 224H116V222H115V220ZM193 219V220H192ZM215 219V218H214ZM213 219V220H214ZM219 219V218H218ZM26 220H28V219H26ZM66 220V219H65ZM69 220L68 221H65V222H63L64 220H61V222H63L62 224H64V228L63 229H66L65 231L64 230H60V229H56L57 231H62V233L61 234H63V237L61 238L60 237V235H59V233L58 232H56V230H53V231H55V234H57V236L55 237V234H52L51 235V232L49 233L48 231H46L47 229V227L45 228V229H43L44 228V226L45 225H43L42 226V222H40L41 224V228H40V226H39V229H37L38 228V226L36 227V225L35 226H33L34 225V223L35 222H28V223H33L31 226H29V225H26V226H29V228H26V229H28L30 232H31V234H32V236L31 237H33L34 236V239L36 238V240H38V242L36 241V240H33V241H36L35 242V246H36V244L37 243H39L38 245H45L46 246V244H50V245H52V246H54L53 248H54V250H53V248H52V246H49V247H51L52 248V251H56V252H59V256H60V254H61V256H63V258L64 259H62L61 261H63V262H65V260H66V262H65V264H96V263H98V258H100L102 255H100V254H98L97 252H100V251H95L96 250V248L95 249H93L94 247H95V245L93 246V247H91L90 245H89V243L91 242V240H90V242L89 241H85V239H87V238H83V236L82 235H85V237H87V233L84 231V230H87V228L85 229L84 228V232H85V234H80L81 232L79 231V230H81L80 228V226H82V225H84L85 223H83L82 225H81V223L82 222H78V229L79 230H77L76 231V227L77 226H72V223L71 222H69ZM96 220H93V222L95 221V222H97ZM22 221H25V220H22ZM22 221H20V222H22ZM30 221H32L31 219H30ZM38 222H39V220H37ZM36 221V222H37ZM41 221V220H40ZM104 221V222H105ZM107 221V222H108ZM217 221H219V220H217ZM235 221V220H234ZM18 222H19V220H18ZM27 221H25L24 223H26ZM59 222V221H58ZM60 222V223H61ZM76 222V221H75ZM76 222V223H77ZM101 222V221H100ZM223 222H225V221H223ZM23 223V222H22ZM21 223V224H22ZM54 223H56V222H54ZM75 223V224H76ZM98 223V222H97ZM101 223H103V222H101ZM217 223V222H216ZM226 223V222H225ZM228 223V222H227ZM263 223V222H262ZM27 224V223H26ZM37 224V223H36ZM47 224V223H46ZM50 224V223H49ZM88 224V223H87ZM100 224V223H99ZM98 224V227L100 226ZM110 224V223H109ZM116 224V225H115ZM222 224V223H221ZM261 224V223H260ZM24 225V224H23ZM23 225H21V226H23ZM39 225V224H38ZM52 225V224H51ZM77 225V224H76ZM92 225V224H91ZM94 225V224H93ZM97 225V224H96ZM105 225V224H104ZM227 225H229V224H227ZM226 225V226H227ZM232 225V224H231ZM230 225V226H231ZM246 225H244V226H246ZM262 225V224H261ZM19 226V225H18ZM26 226H24V227H26ZM49 226V225H48ZM61 226V225H60ZM89 226V225H88ZM108 226V225H107ZM112 226V227H111ZM225 226V225H224ZM229 226V227H230ZM243 226V227H244ZM263 226V225H262ZM34 227H36V228H34ZM43 227V228H42ZM51 226H49V228L48 229H50V230H52V228H50ZM55 227V226H54ZM59 227V226H58ZM62 227H63V225H62ZM62 227H60V228H62ZM80 227V228H79ZM82 227H84V226H82ZM86 227V226H85ZM91 227V226H90ZM97 227V226H96ZM181 227V228H182ZM187 227V228H186ZM243 227H242V231L243 230H246L245 228H248V227H244V229H243ZM254 227V228H253ZM21 228H23V227H21ZM92 228V227H91ZM100 228V227H99ZM223 227H221V229H222ZM226 228H228V227H226ZM90 229V228H89ZM250 229V228H249ZM21 230V229H20ZM94 229H92V231H93ZM177 230V229H176ZM226 230V229H225ZM256 230V231H257ZM259 230H258V232H259ZM23 232V234H24V230H22ZM27 231V230H26ZM66 233V235H68L69 236V239L67 238V240H68V242H70L69 240H71L70 238L72 237V240L74 241V244L73 245H75L76 247H77V251H75V250H73V249H71V247H73V246H71L72 244V242H70V246H69V244H68V242H66V239L64 238V232ZM82 231V232H83ZM91 230H89V232H90ZM102 231V230H101ZM109 231V230H108ZM116 231H115V233H116ZM179 230H177V232H178ZM228 231V230H227ZM253 231V230H252ZM252 231H250V233H253ZM262 231H263V233H262ZM29 232V233H30ZM83 232V233H84ZM222 232H224V231H222ZM259 232V233H260ZM54 233V232H53ZM68 233V234H67ZM93 233H94V231H93ZM92 233V234H93ZM96 233V232H95ZM106 233V232H105ZM110 233L112 234V233H114V231H111V229H110ZM144 237L145 236V238H147V241L146 242H143L142 243V240H144V239H141L140 241H141V243L143 244H141L140 243V241H139V239L140 238H135L136 237V235L138 234V236L140 235V234ZM207 233V234H208ZM226 233V232H225ZM22 234V235H23ZM27 234H28V232H27ZM30 234V235H31ZM51 235V237H50V235ZM89 234H91V233H89ZM103 234H104V230H103ZM117 234V233H116ZM224 234V233H223ZM242 234V235H241ZM248 234V233H247ZM246 234V235H247ZM25 235V234H24ZM23 235V236H24ZM94 235V234H93ZM106 235V234H105ZM115 235V234H114ZM113 235V237H114V239H116L117 240V236H114ZM140 235V237H142ZM180 235H178V236H180ZM225 235V234H224ZM26 236V235H25ZM36 236V237H35ZM62 236V235H61ZM67 236V237H68ZM96 236H98V235H96ZM107 236H109V234H107ZM110 236H112V235H110ZM105 237V238H110L111 239V237ZM185 236V237H184ZM248 236V235H247ZM251 236V235H250ZM19 237H21V236H19ZM31 237H30V239H31ZM49 237L51 238V239H49ZM58 237H60V241L57 239ZM90 237V236H89ZM102 237H104V236H102ZM113 237H112V242L115 244V242L114 241H116V240H114L113 239ZM116 237V238H115ZM142 237V238H143ZM182 237H180V238H182ZM262 237V238H261ZM63 238H64V241H63ZM91 238V237H90ZM188 238H190V237H188ZM188 238H187V244L186 245H188V243H189V240H188ZM250 238H252V237H250ZM249 238V239H250ZM22 239L24 240V238L22 237ZM26 239V238H25ZM89 239V238H88ZM87 239V240H88ZM98 239H100V238H98ZM110 239H106V240H109L110 241ZM255 239H253V240H255ZM1 240V239H0ZM62 240V241H61ZM146 240V239H145ZM144 240V241H145ZM251 240V239H250ZM29 241V240H28ZM100 241H102V240H100ZM118 242V243H121V242ZM149 241V242H148ZM252 241V240H251ZM251 241H250V243H251ZM23 242V241H22ZM30 242V241H29ZM44 242H46V244L44 243ZM62 242H66L65 244H68V247H70V248H68L67 247V245L65 246ZM87 242H89V243H87ZM104 242V241H103ZM108 242V241H107ZM182 242V243H181ZM252 242H254V241H252ZM24 243H26V242H24ZM108 243H110V245H114L113 243L111 244V241L110 242H108ZM144 243H151V248H153L151 251H149L148 249H149V245H148V248L146 249L145 247H146V244H144ZM184 243V245H182ZM206 243V244H205ZM248 243V244H247ZM92 244V243H91ZM253 244V243H252ZM2 245H3V243L1 244V241H0V247H2ZM27 245H29L28 243H27ZM93 245V244H92ZM116 246L118 245V244H115ZM120 245V244H119ZM120 245V246H121ZM145 245V247H143ZM5 246V245H4ZM41 246V247H42ZM45 246H44V249H47V248H45ZM100 246V245H99ZM119 246V247H120ZM196 246V247H195ZM213 246H211V247H213ZM27 247V246H26ZM39 247V246H38ZM37 247V248H38ZM40 247V249H42ZM48 247V248H49ZM98 249H99V247L98 246H96ZM114 248H117V251L118 250H120V249H118V246L117 247H115V246H113ZM257 247V248H256ZM5 247H3V248H0V249H4ZM78 248H79V250H80V252H78ZM109 248H111V247H109ZM121 248V247H120ZM121 248V249H122ZM150 248V249H151ZM50 249V248H49ZM97 249V250H98ZM107 249V248H106ZM112 249V248H111ZM238 249H240L241 250V252H239L238 251ZM39 250V249H38ZM37 250V251H38ZM51 250V249H50ZM49 250V251H50ZM101 250H102V247H101ZM108 250V249H107ZM110 250V249H109ZM109 250H108V252H107V254L109 253ZM115 250V252H116V249H114ZM36 251V252H37ZM44 251V250H43ZM47 251V250H46ZM45 251V252H46ZM48 251V252H49ZM121 251V250H120ZM141 251V252H140ZM212 251V250H211ZM51 252V251H50ZM54 252H52V253H50V256H51V254H52V257H54V258H52V260H55V259H57V260H60L61 258H59V256L58 255H55L56 254V252H55V254H53ZM111 252H112V250H111ZM110 252V253H111ZM114 252V253H115ZM122 252H124V251H122ZM124 252V253H125ZM143 252H145L146 253V255H144L143 257L145 258H141V256L139 255L140 253H143ZM190 252V253H189ZM191 252H193L194 253V255H193V253L191 254ZM214 252V251H213ZM106 253V252H105ZM113 253V252H112ZM58 254V253H57ZM116 254H117V252H116ZM115 254V255H116ZM121 255H122V253H120ZM120 254H117V255H120ZM108 255H111V254H108ZM115 255H113V256H111V257H113L114 259L115 258H117V257H114ZM116 255V256H117ZM124 255L125 254H123V257H124ZM142 255V254H141ZM207 255H208V253H207ZM246 255V256H245ZM40 256V255H39ZM45 256V255H44ZM44 256H43V259H44ZM57 256H58V258H57ZM105 257V256H104ZM208 257V256H207ZM40 258V257H39ZM125 258V257H124ZM209 258V257H208ZM212 258V257H211ZM41 259V258H40ZM113 259V260H114ZM51 260V259H50ZM57 260H55V261H53V262H55L56 264H58V262L60 263L61 261H57ZM111 260H112V258H111ZM119 260H120V258H119ZM124 260H126V259H124ZM178 260V261H177ZM194 260V261H195ZM209 260V259H208ZM108 261H110V259L108 260ZM117 261V263L119 264V262H118V260H116ZM116 261H114V263L113 264H115V262ZM122 261V260H121ZM130 261V262H129ZM147 261H149V260H147ZM197 261V260H196ZM199 261H198V263H199ZM206 261V262H205ZM18 262V261H17ZM42 262V261H41ZM40 262V263H41ZM44 262V261H43ZM48 262V261H47ZM181 262H179V264L181 263ZM193 262V261H192ZM251 262H249L250 264H251ZM109 263V262H108ZM194 263H196V262H193L192 264H194ZM197 263V264H198ZM16 264H19V263H16ZM22 264V263H21ZM61 264V263H60ZM64 264V263H63ZM110 264V263H109ZM111 264H112V262H111ZM121 264V263H120ZM124 264H127V260L125 261V263ZM206 264H208V263H206ZM211 264V263H210Z\"/></svg>","mask_w":264,"mask_h":264},{"label":"rangeland","instance_id":"obj_2","mask_svg":"<svg viewBox=\"0 0 264 264\" xmlns=\"http://www.w3.org/2000/svg\"><path fill=\"white\" fill-rule=\"evenodd\" d=\"M18 1V0H17ZM17 1L15 0H0V36H2V35H5V36H2V39H1V41L3 40L4 42H6V40L5 39H7V41L10 43V45H11V47H10V45L8 46V48H7V46L5 47V46H0V65L2 64V65H4V66H2L3 67V69L1 68V66H0V68H1V70H0V112L2 113H0V115H2V116H4L5 117V119L7 120V118H8V120H11L10 122L11 123H9L10 125H12L11 127H13L14 125V129L16 130L15 131V133H17V136H19L20 137V139H19V137H17L19 140H21V141H19L17 138H11V136H8V135H6V133L7 132H5V130H3L4 128L3 127H1L2 125H0V129L1 128H3V129H1L0 130V241H1V244L3 243V245H2V247H0V248H3V247H5L4 249H0V264H16V263H19V264H56L57 262L55 261V260H57V259H55V260H52V258H54V257H52V254H51V256H50V253H52V252H54V251H52V248L54 247V246H52V245H48V244H46V242H44L45 244H46V246L45 245H38L39 243H37L36 244V246H35V242L37 241L38 242V240H36V238L34 239V236L33 237H31L32 236V234H31V232L28 230V229H26V228H29V226H31L33 223H28V222H35L34 223V225L33 226H35L36 225V227L38 226V228L37 229H39V226H40V228H41V223L40 222H42V226L43 225H45L44 226V228L43 229H45L46 227V231H48L49 233L51 232V235L52 234H55V231H53V230H58V229H62V230H66V229H63L64 228V224H62L63 222H65V221H68L70 218V220H69V222H71L72 223V226H77L76 227V231L77 230H79L78 229V226L80 225H78V222H82L81 223V225L83 224V223H85L84 225H82V226H84V227H82V226H80L79 228L81 229V230H79L81 233V235L82 234H85V232L87 233V237H85V235H82L83 236V238L85 239V238H89L88 240L87 239H85V241H89L90 242V240H91V242L89 243V242H87V243H89V245L91 246V247H93L94 245H95V247L93 248V249H95L96 248V252L97 251H100V252H97L98 254H100V255H102L100 258H98L97 260H98V263H96V264H111V262H112V264L114 263V261H116V260H118V262H119V264L121 263V264H124L125 263V261L127 260V264H130V263H128V258L129 257H127L128 255L126 254V252H125V250H124V248H122V246L123 245H121L122 244V242H123V239H122V241H120L119 240V238H122V237H120L121 235L119 234V232H117L116 230H113L114 228H110V225H114V224H112V222L111 221H108V220H104L103 219V221H102V218H103V216L100 214V213H98V209H96V207L95 206H93V205H91L92 203L91 202H89V201H87L85 198H83L82 197V194H80V193H77V191L75 192L74 191V189H76V188H74L75 186H78L79 184V186H81L80 188H83L84 190L88 187L87 185L88 184H90L89 185V187L86 189V190H94L96 187L98 188V187H102L101 189H97L99 192L98 193H100V195L102 194V192H107L106 193V196L107 197H105V199L106 198H108L109 196V194H108V192H110V191H107V190H109V188L107 189L106 187H107V185L105 184V182L102 180L101 181V179H99V178H97L98 176H97V174L99 173L100 175L99 176H101L102 174L101 173H103L104 171H106V173L105 174H103L104 176H106L108 173H111V174H108L107 176H109L110 178H112L113 177V180H114V178H115V180L117 179V180H119L120 179V177H121V179L123 178L124 179V177H122V173H123V175L125 174V175H127V177H125L126 178V180H125V182L123 183V184H125L126 183V181L128 180V182H129V179L128 178H132L131 176H132V174L134 173H136L135 172V170L132 168V169H130L131 168V166H130V168H129V170L131 171H129L127 168H125V166H127V167H129L128 166V164H125L124 165V169H127V174L126 173H124L125 172V170H123V172L121 171V168L119 167V166H117V167H119V168H117L116 166H115V168H113V166H112V164H117L116 162L115 163H112L113 162V160H112V158H110V156L108 155L107 157H109L110 159H111V161H109L111 164V167H109L108 166V168H106L105 166H106V164L108 165V162H106V161H108V159H105V158H107L106 156H105V154L104 155H102L103 153H101L102 152V148H103V146L105 147H107V146H109V143H108V145H104V143L102 144V143H100V142H98V143H100V144H102V145H98V144H94V137L91 135V132H90V134L88 133H83L84 131H87L85 128H84V126H85V122H84V120H83V124H84V126H83V124H82V121L80 120L79 122H74L75 120V118H78L77 119V121L79 120V117L77 116V117H73L71 114L69 115L68 114V107L67 108H65L64 107V103H65V97L64 96H62L61 94H59L62 90L64 91V89L62 88H60L57 84H56V82H54V85H52L53 83H52V81H51V77L49 78V79H47V82L46 81H43V76L45 77V78H48V77H46L47 75L45 74H43L44 72H43V69L41 70V72L40 73H42L43 75H41L40 73V75L38 74V75H36L38 72H36V71H38V69H39V71H40V68L42 67V65H45V63H47L48 61H49V58L48 57H44L43 56V54L41 53V52H36V54L34 53L33 54V52H32V54L33 55H35V57H31V56H33L31 53H29L30 51H29V49L32 47V45H35V42H38L39 40H41V39H48V40H46V41H43V40H41V41H39L40 43H38V45H41V42L44 44V42L45 43H47L45 46H44V48H43V46H42V49H44L45 50V48L47 47V45H48V47L49 46H51V44H54V43H48V41L49 42H51L50 40L52 39V37H54V39L52 40L53 42H55V44L54 45H56V47L58 48L59 47V45H60V47L59 48H61V49H59L58 48V50H60V51H62V52H60L61 54H60V56H64L62 59H64L63 61L64 62H70L69 64H72V62H74V63H76L75 65H76V67H77V69L76 68H74L75 67V65H72L71 67H73L77 72H78V74H80V76L78 75L77 76V79H78V77H80L81 78V80H80V78L78 79V80H80V82L82 81V83H81V85H83V86H85V88H88L90 85H91V83H90V85H89V77L91 76V75H93L94 73H95V78L96 77H99V79H98V83L100 84L101 82H99V81H101L100 80V78H102L104 75H103V73H102V66H103V64H101L103 61H105L106 62V59H107V65H108V67H109V65H110V67L107 69L108 71H111V80H112V86L111 87H113V88H111L110 87V83H111V80H110V85H109V88H110V92L109 93H113L112 95H114V94H117L118 92H117V89L119 90V88L120 87H118V88H116V85L117 86H119L118 84H119V81L118 80H121V79H119V78H117L119 75V77L121 78L122 76V79L125 81L124 83L125 84H127V85H125L124 84V87L127 89V93H124V94H126V95H123V93H121V91L117 94V96H119V97H116L115 95H114V97H116V98H119V100H120V97H122V96H124V97H126V99H125V102L128 104V103H135V102H133L132 100H138L139 99V101H140V99L143 101L144 99H146V100H144L143 102L144 103H142V101H140V103L139 104H141L142 103V106L141 105H139L137 102H139V101H137L136 102V104H137V107H136V109L137 110H139V111H141L140 113H139V111H135L136 112V114H141L142 113V115L140 116V115H135L134 116V112H133V110H136V109H132V108H135V106H136V104H132L131 103V107H129L130 105H126V104H123L122 102L124 101L123 100V97H122V101H120V102H118L119 103V105H120V103H122L123 104V107L125 108V109H123V108H121V106L119 107V110H118V107L116 106V104H115V106L117 107V108H115V106H114V103H115V101L113 102L112 100H111V102H113V104H112V106H114V108L112 109L111 108V110H109V112H107L108 113V116H107V114H106V118L107 119H105V123H104V119H102V121L103 122H101L100 121V123H98V125L100 124V126H104V127H102V128H104L103 130H106V128H107V130L105 131V132H107L108 131V137H109V139L111 138V141H115V142H118V143H115V144H119V140H120V137H122L121 136V134H124V136H127V135H125V134H128L129 135V137H131L132 138V140L134 141H138L139 143H137L138 145H141V146H143V144H144V146L146 147V144H148V142H150L151 141V139H152V135L156 138V136H157V141H158V143L159 142H161L160 144H162L163 146H165L166 147V149H172V148H174L175 149V146L173 145V143H175V144H177L178 142H180L181 144H182V146H183V148L184 149H186L187 150V152H191V151H193L192 153H191V155L190 156H192V158L194 157V158H196V159H192L191 157V159L190 160H192V161H188V163L186 164L187 166H188V168H190V170L192 169V168H194V169H192L191 171H189V169H186V170H188V172L187 173H189L190 172V175H188L187 174V176H189V180L188 181H190V180H196L197 181V179L196 178H194L195 176L194 175H196V177H199L200 175H201V177L200 178H202V179H204V178H208V179H210V178H215L214 180L215 181H217L218 182V180H219V182H218V184H220V188L225 192L226 190L229 192H226L225 193V196H224V199H223V201L225 200V201H227V203L224 201V203L225 204H223V203H221V205H219L217 202H215L214 203V200H213V198H211V196L209 197V195L207 194V192H205L203 189H201V191L204 193H206V195H208V199H207V201H209L208 203H206V204H209V205H212L213 207H215L217 210H218V212H220V214H218L219 216H213L212 215V213H210V212H208L209 213V215L207 214L206 215V217L207 216H209V217H207V219L209 220V222H211V223H213V224H215L216 226H217V224H219L218 226H220V228H219V231H220V235L222 236V238H225V241H227V238L226 237H229V232L231 231V230H233V227H234V224H235V222H236V219H234V213L233 212H235L234 210H235V207L233 206V205H235L234 203L235 202H239V200H241V199H239L238 200V198H240V197H242V195H243V189L245 188V186H246V184H247V182H248V179H249V171L251 172V168H249V166L251 165L252 166V164H250L251 163V160H250V163L248 162L247 163V159H248V157H247V155H244V157H246V158H242L243 157V155L241 156L237 151H236V156H240V157H238V159H233V158H237V157H234V153L232 152V154H231V156H230V153L229 154H227L226 152H229V151H225V150H220L219 148H217V147H215L214 145H212L211 143H209V142H211L212 140H213V138H216L212 133H210V135H207V134H209L208 133V131L207 132H205L206 130H205V128H204V132H205V134L208 136H205V135H202V131H201V133L199 132V130H196V132H195V134H192V128H195L196 129V127H195V125H194V127H193V125H191L192 123L191 122H189L190 124H188V126L191 128V131H189L188 132V135H186L185 137L183 136H181V137H179V133H177V124L179 125V123L180 124H182V122H180L179 121V118H177V117H175L176 116V114H175V112H174V110L170 107V106H167L166 104H165V102H164V99L166 100V98H163L164 96L165 97H167V98H169V102L171 101V103L172 104H174L176 107H178L179 109H182V110H184V111H188L189 110V107L191 108L190 110L193 112V113H191V111L189 110V112L188 113H190V116H191V114L193 115V114H198V115H194V117L195 118H197V117H199V118H203V121H205V125L206 124H209V123H211V118H210V115H209V119H208V121H207V117L208 116H206V117H201V116H204V115H202L203 113H206L205 111H202L201 109H198V112H200V111H202V112H200L201 113V115H199L200 113H194V112H196L197 110V108L199 107V106H197V104L196 103H193L192 102V104H194V106L191 104V102L190 101H187V99L186 100H184V98H183V100L185 101V102H188V103H190L189 104V107L187 106V103H186V105H185V102L183 103L182 101H178L177 102V100H181V96L180 95H178L177 93H178V91L177 90H175V88H174V86H173V89L175 90H173L172 91V89H171V91L172 92H170L169 90V88H172V85H174V81H175V77H177L178 76V78H177V80H179V81H177L178 83L177 84H181V85H186V84H182L183 82L185 83L186 82V80L184 81L183 80V76H181L182 77V79L179 77L180 75H178L179 73H181L182 71H186L187 70V67L189 66V67H191V65H192V62H188L187 61V58H189V56H190V58L188 59V60H191V61H193V64H194V66H195V68H194V66H193V68L191 67V68H189L188 67V70L191 72H193V70L194 69H196V68H201V66H198V67H196L200 62H198V61H200V59L198 58L199 56H201V55H198V53L199 54H203L204 53V51H205V55H206V51H208L209 50V48L212 46H214L213 47V49L215 48V44L216 45H218L217 44V42H215V40L213 39V41L215 42H213L212 41V39L210 40V42H209V39L207 40V38H209L208 36H206L205 35V33L203 32V30H202V28L200 27V26H197V28H195V29H193V28H191L190 26H192V24L190 23L191 21H189L188 22V20H190V19H187V17L188 16H192V14L193 15H196L197 13V15H198V17H201V15H202V13H204V7L202 6V5H200V4H198V3H203L202 1L203 0H174V3L170 0V3H168L169 1L168 0H120V1H115V0H113V1H111L110 2V0H108V1H103V0H100L101 2H103V4L104 5H107V6H105L106 8L105 9H108L109 7L111 8V10L110 9H108L110 12L112 11V13H111V15L113 14V16L112 17H115V15H116V18H115V20H118V19H120V20H118L117 22L114 20V22L112 21V22H110V20H112L111 18H109V16L107 17L106 15H110V14H106L107 12L109 13V11H104L105 9H104V5L103 4H101V2L99 1V4L101 5V7L99 6V4L97 3V5H98V7H100L101 8V10H103L104 12L102 13V11H101V13L99 12V11H97L98 9H96L95 11V15L96 16H98L97 18H96V16H93L94 14L92 13H87V12H84V11H86V9L89 11V12H91V9L90 8H92L91 7V5H93V3L96 1H98V0H95L94 2H93V0H83V1H85L84 2V4L85 5H87L86 4V2L90 5H88L89 6V8H88V6L86 7L84 4H83V1L82 0H68L69 1V3H70V5L68 6V4H66V2L68 3V1L67 0H53V1H47V0H42L40 3H43L44 1H45V3H43L42 5V7H39V6H41L40 5V3L38 2V3H33V2H36V0H34V1H32V0H28V1H24V0H19L18 2V4H17ZM40 1V0H39ZM62 1V2H61ZM154 1V2H153ZM165 1H168V2H165ZM196 1H198V3L196 2ZM200 1V2H199ZM227 1V0H226ZM247 2V4H249L250 5V8H252V6L253 5H251L253 2V4H254V6H255V0H251V1H248V0H246ZM261 1H263V0H260V1H256V3L258 2V5L257 6H259V4L261 3ZM16 2V3H15ZM26 2H27V5H26ZM30 2V3H29ZM53 2V4H51ZM82 2V3H81ZM92 2V3H91ZM95 2V3H96ZM105 2V3H104ZM112 2H114L113 3V6H114V8H113V6H112ZM117 2H118V4H117ZM120 2V3H119ZM152 3V4H150V3ZM158 3L159 4V6H157L158 4H155V3ZM191 2V3H190ZM215 2H217V0H215ZM218 2H220V3H222V5L224 4V7H227V6H229V3H230V5L232 6V4H233V0H228V2H225L224 0L221 2V0H219ZM224 2V3H223ZM248 2H250V3H248ZM260 2V3H259ZM21 3V4H20ZM48 3H50L49 4V6H48ZM57 3V4H56ZM61 3H63L62 5H61ZM74 3V4H73ZM109 3V4H108ZM124 3H126V4H124ZM171 3H173V6H172V4ZM195 3V4H194ZM197 3V4H196ZM31 4V8H29L28 6ZM37 4H39V5H37ZM45 4V5H44ZM58 4H60L61 6H63V7H61V11H62V9L64 8V9H66V10H64L63 9V12H61L60 11V8H59V6H58ZM66 4V5H65ZM72 4V5H71ZM84 5V7H86V9H84L82 6H80V5ZM111 4V5H110ZM116 4H117V7H116ZM122 4H124V5H122ZM155 4V5H154ZM161 4V5H160ZM178 4V5H177ZM193 4H194V6H193ZM225 4H228V5H225ZM262 5L264 4V3H261ZM20 5H24L22 8H24V7H26V9L28 10V11H30V9L32 10L34 7L37 9L38 7H39V9H33V10H36L35 12L38 14V16H36L35 17V15H37V14H35L34 15V13H32L31 11H30V13L29 12H27L26 11V9L24 8V9H22L21 7H19ZM33 5H36V6H33ZM50 5H52V7H55L54 5H57V7H58V9H56V7L54 8V9H56V10H54L55 12L57 11V14H58V20H59V22H61V21H63V22H65V24H63L62 25V23H60V25L62 26V28H63V31L65 32V33H67V35L69 36V40L68 41H71V42H69V44H68V42L67 41H65L64 43L65 44H63V40L62 39H64L63 38V36H62V34H60V33H62V31L60 30V29H55L54 28V24H51L52 22H54L55 24H57V23H59V22H57V21H55V15H56V13H54V11L51 9V6ZM76 5V6H75ZM103 5V6H102ZM109 5V6H108ZM118 5H120L121 7H123V9L124 10H121V9H119L118 8ZM153 5V6H152ZM170 5V6H169ZM192 7H194V9H195V6L198 8V10H197V8H196V10H194L193 8L191 9V6ZM246 5V4H245ZM262 5H260L261 7H262ZM16 6H17V8H16ZM45 6V7H44ZM46 6H48L47 8H46ZM78 6V7H77ZM119 6V7H120ZM125 6V7H124ZM128 8H127V7ZM154 6H155V8H154ZM164 6H165V8L167 9H165L164 8ZM177 6V7H176ZM200 6H202L203 8H201ZM248 5H246V8H248L247 10L245 9V11H243V10H241L240 8H239V11L238 10H236L235 9V11H233L234 9H232V7H227L228 9H229V13H230V17H231V15L233 14V13H235L237 16L239 15V14H237V13H240L241 14V12H242V15L244 14V18H245V20L247 19V18H249L250 16H252V15H254V14H256V13H259V12H263V14H264V10H263V8H264V5H263V7L261 8V10L259 9L258 10V8L255 6V8H253L252 10L249 8V6L247 7ZM253 6V7H254ZM66 7V8H65ZM69 7H70V9H69ZM82 7V9L84 10H81L80 8ZM150 7V8H149ZM153 7V9H152V11H151V8ZM156 7H157V9H156ZM158 7H160V9L158 10ZM164 8V10L165 11H168V10H171V14H174V15H171L170 13L168 14V12H165L164 10H162L163 8ZM179 7V8H178ZM199 7H200V9H202L201 11H199ZM234 7V6H233ZM41 8V9H40ZM45 8V9H44ZM48 8H50L51 9V11L48 9ZM76 10H75V9ZM99 8V9H100ZM103 8V9H102ZM117 8H118V10H120L119 12L122 14L123 13V11H127L128 10V12H126L127 14H128V16H127V14L125 15V12H124V14H119V12L117 11ZM127 8V9H126ZM170 8V9H169ZM172 8V9H171ZM178 8V9H177ZM244 8V7H243ZM257 8V9H256ZM20 9V10H19ZM42 9H43V11L45 10H47L46 12L44 11V13H47V14H45V16H44V13H43V11H42ZM75 11H74V10ZM115 9H116V11H115ZM126 9V10H125ZM130 9V10H129ZM154 9H156V10H158L159 11V13H162L163 12V14H165L164 15V17L163 16H161L162 14H159L157 11H155ZM174 9H175V11H174ZM191 9V10H190ZM256 9V10H255ZM23 10V13L21 12ZM26 11V13L27 14H29L28 16H31L29 19L30 20H32V19H34V20H36V22L34 21H32V24L34 23L35 25L34 26H36V27H34L33 28V25H31V21L29 20V19H27V18H25V17H28L27 15H25L26 13H25V11ZM40 10V11H39ZM48 10L50 11L49 13H51V14H48ZM67 10H69V11H67ZM79 10V11H78ZM160 10H162V12H160ZM179 11L178 13H177V11ZM240 10H241V12H240ZM250 10H251V14L249 13L250 12ZM254 10H255V13L253 14L252 13V11L254 12ZM258 10V11H257ZM38 11V12H37ZM58 11H59V13H58ZM70 12L69 14L70 15H68L66 12ZM71 11H73V12H71ZM78 11V12H77ZM93 11V10H92ZM122 11V12H121ZM149 11H150V13H149ZM157 12V13H155V12ZM188 11L190 12L191 11V13H188ZM192 11H194V12H192ZM197 11V12H196ZM203 11V12H202ZM232 11H233V13H232ZM238 11V12H237ZM249 11V12H248ZM257 11V12H256ZM40 12L41 13H43V16H42V14H40ZM60 12H61V15H62V17H61V15H60ZM64 12L66 13V14H64ZM81 12H83V13H81ZM100 13V14H102L101 16L99 15V14H97V13ZM118 14H117V13ZM133 12V13H132ZM175 12V13H174ZM196 12V13H195ZM199 12H201V15H199L200 13ZM63 13V14H62ZM79 13V14H78ZM83 14V15H81V14ZM85 13H86V17H85ZM151 13H155L158 17H156V22H154V24L156 25V27L154 26V25H151L152 24V16H155V14H151ZM187 13V14H186ZM246 13V14H245ZM249 13V14H248ZM53 14V16H55V17H53L52 19H51V17H49L50 18V21L51 20H53L51 23H50V26H53V27H49L48 28V23H47V19H49L48 17H47V15H52ZM88 14L91 16V17H89L88 16ZM115 14V15H114ZM132 14V15H131ZM149 14V15H148ZM169 16H168V15ZM177 14V15H176ZM186 14V15H185ZM189 14V15H188ZM234 14V16H233V18L235 17L236 19H234L235 21H237L238 19H240L239 17H236V15ZM20 15H24V17L23 16H20ZM41 15V16H40ZM67 15H68V17H67ZM73 15V16H72ZM80 15V16H79ZM110 15V16H111ZM117 15L119 16V18L117 19ZM131 15V16H130ZM188 15V16H187ZM196 15V16H197ZM245 15H247V16H245ZM248 15H250L249 17H248ZM260 15H262L261 13L258 15H255L254 16V20L255 19H257L256 17H258V21H254L253 19H250V18H252V17H250L249 19H247V20H250V22L249 21H245L244 22V20H242V25L244 24L245 26H242V28H240L239 26V23L241 24V22H236L238 25H237V32H239L240 31V29H241V31L244 33L245 32V30H246V32H247V34H246V32L243 34V37L245 36V37H247L248 38V42L250 43V38H251V36H252V39L253 38H255L254 40L257 42L258 40H260V41H262V42H260V41H258L257 43L255 42V41H253V45H255V47L254 46H252V41H251V46H249V43H248V46H246L247 45V43H246V38H243V40H245V42L242 40V37H241V31L239 32V33H237V35H238V41H239V44H243V43H246L245 45H244V50H246V54L244 53L245 51L242 49L243 48V45H240V47H238L239 46V44H238V46H237V43L235 44V48L237 49H235L234 48V45H229L230 46V48L228 47V46H226V45H228V44H223V46L221 45V47L223 48L224 47V50L219 46H216V51H215V49L213 50L212 48V50L213 51H210V53L212 54H216V52L218 53V54H216L217 56L215 57V59H217V57L219 56H221L220 58L221 59H219V57H218V61H220V63L219 62H216V64H218L219 63V65L222 67L223 65H224V67H220L221 68V70H219V66H217L215 63H210V66L212 67V65H216L215 67L216 68H218V70H219V72H218V70L217 69H214L215 67H212V69H210L211 67H207L206 68V73L209 71V70H211V72L210 73H212V75L210 74V76L208 75V77L206 76L207 74H204L199 68V70L198 69H196V70H194V74H192L194 77H196L195 75H198V77H196V78H199V75H200V73H201V75H200V77H203V78H205L204 76H202V74L203 75H205L206 76V79L203 81V78H199V79H196V80H198L197 82H196V84L198 83L199 85L202 83V82H204V83H206V84H201V85H203V86H205L203 89L204 90H201V88H202V86H200L199 87V85H198V87L200 88V91H201V93L200 94H202V93H204V95L206 96V94H207V96L205 97L204 95H202V96H204L205 97V99L207 98V101H210V103L212 104L213 102H215L213 105L215 106H218L217 108H219V109H223L224 108V110L223 111H225V112H227V114L229 113V115H231L232 113V115H235V116H230L231 118H236V119H239V121H240V118L242 119V117L241 116H243V118L245 117L243 114H246L247 112H245L246 110H244L243 109V112L244 113H242V108H244L243 106H241L242 104H237V105H240L239 106V109H240V111H239V109L236 111V108H238V106L236 105V103H237V98H242V100H243V96L242 95H240V94H238V95H240L241 97H237L238 95L237 94H235V92H234V94L236 95H234L235 97H236V99L234 98V96H233V94L232 93H230V92H228V91H231V88L229 87L231 84L230 83H227V82H225V79H224V77H226V80L227 79H229V77H228V75L227 76H224V75H226V73L227 74H229L230 75V73H231V77H232V75H233V77L236 75V77H234L235 79H238V78H240L241 80H244L245 82H247V84H245V83H243L244 85H246V86H248V89L250 90V88H251V92L252 91H255L256 92V90H257V92H260L261 93V95L263 94L264 95V63H262L263 61H264V57L262 58V56L264 55V49H263V46H264V44H263V35H261V37H260V35L259 34H264V33H261L262 31H264V28H263V26H264V23H262L263 21L262 20H264V19H262L261 21H260V18H261V16ZM64 16H66V18H68V19H71L72 17L74 18H72L71 20L73 21L72 23L71 22H69V21H71V20H67V19H65V17ZM71 16V17H70ZM80 17V18H78V20H77V18H75V17ZM81 16H83L82 18H81ZM102 18V22H101V18ZM107 17V18H105V17ZM121 16V17H120ZM124 16V17H123ZM130 16V17H129ZM135 16V17H134ZM170 17V18H168V17ZM172 16H174V18L172 17ZM240 16V15H239ZM260 16V17H259ZM264 16V15H263ZM263 16H262V18H263ZM37 18V17H39V19L41 20H38V18L37 19H35V18ZM44 17V18H43ZM45 17H46V19H45ZM60 17L63 19L64 18V20H61L60 19ZM96 19H95V18ZM133 17V18H132ZM168 19H167V18ZM171 17L173 18L172 20H173V24H172V20H170L171 19ZM179 19L178 21H180L179 23H178V21H176L177 20V18ZM243 17V16H242ZM247 17V18H246ZM88 18V19H87ZM94 18V19H93ZM105 18V19H104ZM126 18V19H125ZM129 20H128V19ZM131 18L133 19V20H131ZM150 18H151V20H150ZM159 18H161V20L159 19ZM176 18V19H175ZM184 18H186L187 19V21L184 19ZM188 18H191V17H188ZM233 18L231 17V20H233ZM17 19V20H16ZM26 19H27V21H26ZM45 20V21H43V20ZM80 19V20H79ZM81 19H82V21L84 22V23H82V21H81ZM84 19H85V21H86V23H85V21H84ZM98 19V20H97ZM103 19L105 20V22L103 21ZM123 19V20H122ZM154 19H155V17H154ZM153 19V20H154ZM164 19L166 20V21H164ZM184 19V20H183ZM19 20H20V23H19ZM22 20H23V22H22ZM61 20V21H60ZM76 20H77V22L80 24V26H79V24H77L76 23ZM91 20V21H90ZM100 20V21H99ZM135 20V21H134ZM139 22V23H137V21ZM150 20V21H149ZM157 20H159V21H157ZM164 22H163V21ZM169 22H168V21ZM175 20V21H174ZM233 20V22H235ZM253 20V21H252ZM39 21V22H38ZM93 21H95V22H93ZM100 24H98L97 22ZM131 21V22H130ZM134 21V22H133ZM146 22V23H144V22ZM162 21V22H161ZM252 21V22H251ZM259 21H260V23H259ZM28 22H30V24L28 23ZM38 22V23H37ZM45 22L47 23V24H45ZM91 22H93L92 24H94L95 23V25H93V29L92 30H95V31H93V34H91V31L92 30H89V29H91ZM111 23V24H109V23ZM125 22V23H124ZM130 24H128V23ZM158 22V23H157ZM174 22H176L177 24H180V25H182L183 24V26H180L181 28H183V29H180L179 30V25H177L176 24V26H175V23ZM183 22H188V23H183ZM244 22V23H243ZM246 22H248V23H253L252 25L251 24H249V25H247L248 23H246ZM258 24V25H256V23ZM2 23V24H1ZM19 23V24H18ZM40 23V25H41V27H40V25L38 26V24ZM42 23V24H41ZM70 23V25H71V27H70V25L68 26V24ZM74 23V24H73ZM82 23V24H81ZM90 23V25H88ZM102 23L104 24V25H106L105 27H106V29H105V27H104V25H102ZM106 23V24H105ZM124 26L123 28H124V32L122 31L123 30V28L121 27L122 25ZM124 23V24H123ZM132 23V24H131ZM141 23V24H140ZM168 23V24H167ZM255 23V24H254ZM26 24V25H25ZM29 24V25H28ZM37 24V25H36ZM73 24V25H72ZM86 24V25H85ZM113 24H114V26L118 29H116L114 26H113ZM120 26H118V25ZM125 24H127V25H125ZM133 24H138L137 26H133ZM148 24V25H147ZM162 24V25H161ZM163 24L165 25L164 27H163ZM189 24H190V26H189ZM260 24V25H259ZM262 24H263V26H262ZM23 25V27H21ZM47 25V26H46ZM82 25H84V26H82ZM97 25H98V27H97ZM103 27H102V26ZM109 25V26H108ZM129 25V26H128ZM141 25V26H140ZM168 25V26H167ZM189 27H188V26ZM247 25V26H246ZM253 25L254 26H256V27H254V28H252L253 27ZM28 26V27H27ZM32 26V27H31ZM46 26V27H45ZM67 26H68V28H67ZM72 26L73 27H75V29L74 28H72ZM90 26V27H89ZM97 28H96V27ZM101 26V27H100ZM112 26V27H111ZM125 26H127V27H125ZM146 26V27H145ZM150 26V27H149ZM160 26H162V27H160ZM169 26H171V27H169ZM20 27V28H19ZM45 27V28H44ZM86 27L88 28V29H86ZM108 27H109V29H108ZM110 27H111V30H110ZM133 27V28H132ZM137 27V28H136ZM140 27V28H139ZM166 27V28H165ZM193 27V26H192ZM201 28L200 30H202L201 31V35H199V32H200V30H199V28ZM258 27H261V28H263V29H258ZM30 28V29H29ZM51 28H53V29H51ZM101 28H103V29H101ZM115 28V30H113L112 31V29H114ZM122 28V29H121ZM147 28V29H146ZM154 29V31H153V29ZM156 28V29H155ZM168 28V29H167ZM170 28H173V29H170ZM175 28V29H174ZM178 28V29H177ZM184 28H191V30H192V32H191V30H186L185 31V33L188 35V37L190 36V34L191 33H193V32H195V33H193L194 35H198V38H201V37H203L204 35V37H207L206 38V40L211 44H209V43H207L206 42V40H203L204 38H201V39H198L199 41L201 40V42H198V40L196 39V41L199 43V44H201V45H199L198 44V48H197V50L200 48L201 49V47L200 46H202V48H204L206 45H207V49L206 48H204V49H206V50H204V49H202L203 51L201 52L200 51V49H199V52H197V50H196V52H197V55H198V59H196L195 57H194V59H195V62H194V60L192 59V56L193 55H191V50H189L190 48H188L189 46H190V40L187 42V40L188 39H190V38H187L186 36V34L184 35L183 33L184 32H181V31H183L184 30ZM240 28V29H239ZM249 28V29H248ZM250 28H252V29H254V31H251L250 30ZM3 29V30H2ZM13 29H15V30H13ZM16 29L18 30V31H16ZM37 29V30H36ZM40 29V30H39ZM43 29H47V30H43ZM50 29V30H49ZM55 29V30H54ZM70 29V30H69ZM72 29H74L73 31H72ZM78 30V29H80V30H78V31H76L75 32V30ZM82 29H84V30H82ZM102 31H101V30ZM134 29H136V30H134ZM152 29V30H151ZM197 29V32L195 31ZM239 29V30H238ZM243 29V30H242ZM247 29H248V31H247ZM256 29V30H255ZM12 30H13V32H12ZM22 31L23 30V32H24V34H23V32H21L20 33V31ZM25 30V31H24ZM27 30V31H26ZM30 30V31H29ZM31 30H32V32H31ZM34 30V31H33ZM52 30V31H51ZM61 32H60V31ZM87 30V31H86ZM98 30H100L99 32H98ZM107 30H110L109 32H107ZM119 31V32H122V36H121V34L119 33V32H117V31ZM133 30V31H132ZM137 30H139V31H137ZM168 30V31H167ZM171 30V31H170ZM172 30H174V33H173V31ZM194 30V31H193ZM15 31V32H14ZM50 33V36H49V33ZM58 32L59 33V36L57 37V36H55V33L54 32ZM82 31V32H81ZM83 31H85L86 32V34L88 35L89 34V39L91 38V40H92V38L94 37V40H89V41H91V42H88L87 41V37L85 38L84 36H85V32H83ZM117 32V33H115V32ZM136 33H135V32ZM149 32V35H148V32ZM150 31H151V33H150ZM152 31L154 32L153 33V35H152ZM178 31V32H177ZM257 31H261L260 33L259 32H257ZM35 32H36V34H35ZM40 32V33H39ZM46 33V34H42V33ZM81 33L82 34V36H77V38L75 37V34H78V33ZM87 32H89V33H87ZM94 32H96L95 34L97 35V37H96V35L94 34ZM98 32V33H97ZM107 32V33H106ZM113 34H115V35H113L112 36V33ZM161 32V33H160ZM171 32H172V34H171ZM6 33L8 34V35H6ZM28 33V34H27ZM47 33H48V35H47ZM53 33H54V35H53ZM75 33V34H74ZM103 35H102V34ZM156 33H160L159 35H157ZM163 33V34H162ZM178 33H180L179 34V36H178ZM204 33V34H203ZM248 33H250V34H248ZM256 33V34H255ZM2 34V35H1ZM13 34V35H12ZM25 36H23V35ZM29 34H32V35H36V37H35V35L34 36H31L30 37V35ZM42 34V35H41ZM74 36H73V35ZM80 34V35H81ZM84 34V35H83ZM109 34V35H108ZM116 34H118V35H116ZM120 34V35H119ZM154 34H156V35H154ZM167 34V35H166ZM175 36H174V35ZM177 34V35H176ZM181 34H183L182 36L183 37H185V38H187V40L184 38V39H182L181 37L182 36H180ZM18 35H20L21 37H17ZM28 35V36H27ZM41 35V36H40ZM43 35H44V38H43ZM46 35V36H45ZM56 35H57V33H56ZM62 36V38H60L61 36ZM79 35V34H78ZM110 37H108V36ZM150 35H152V36H150ZM161 35H162V37H161ZM165 35V36H164ZM171 35V36H170ZM203 35V36H202ZM254 35H256V36H258V37H260L259 39H258V37H256V36H254ZM9 36H10V38H9ZM104 36H106V37H108L107 39L110 41V42H108V41H106L107 39H106V37H104ZM121 38H119V37ZM124 36V38H122ZM129 36H131V37H129ZM158 36H159V39H158ZM168 36V37H167ZM201 36V37H200ZM30 38V40H32L31 38H33V40H36V41H33L32 43L30 42V40H29V38ZM46 37V38H45ZM47 37H51V38H47ZM82 37H83V39H82ZM96 37V38H95ZM102 38L101 40H102V42H101V40L99 39V38ZM114 37V38H113ZM120 40H123L124 39V41H126L125 43H127L128 42V44H125L128 48V50L126 51V52H124V53H126V54H123V52L120 50L119 51V49H118V51L117 50H115V49H117L118 47H117V45H116V43H114L113 42V40L114 41H119V39ZM151 37L153 38V40L151 39ZM154 37H156V38H154ZM164 37H166V39L164 38ZM195 38H197L196 36H194ZM240 37V38H239ZM1 38V37H0ZM13 38V39H12ZM16 38H18V39H16ZM21 38H25L24 39V41H23V39H21ZM26 38H27V40L29 41V43H28V41L26 40ZM36 38V39H35ZM38 38V39H37ZM40 38V39H39ZM59 38H60V40H59ZM71 38V39H70ZM104 38H105V40H104ZM111 38H113V39H111ZM117 38V39H116ZM130 38H131V40H133L132 41V43H135L134 45H132V43H130L131 41H130ZM132 38H135L136 40L134 41V39H132ZM148 38H150V39H148ZM163 38V39H162ZM19 42V44L17 43V41ZM76 39V40H75ZM154 39L157 41L156 43H161V41H162V43H161V45H159L158 46V44H155V41H154ZM158 39V40H157ZM167 40V41H164V42H166V43H164L163 42V40ZM168 39H170L171 41V44H170V42L168 41ZM175 41H174V40ZM176 39L178 40V39H180V41L178 40V41H176ZM251 39V40H252ZM11 40V41H10ZM15 40V41H14ZM22 40V41H21ZM38 40V41H37ZM55 40V41H54ZM74 40V41H73ZM85 40H86V42H85ZM161 40V41H160ZM173 40V41H172ZM184 40L186 41V42H184ZM241 40V41H240ZM15 42V43H13V42ZM25 41H27V42H25ZM56 41H57V43L58 44H56ZM72 41H73V43H75V44H73L72 43ZM97 41V42H96ZM123 41V42H124ZM138 41V42H137ZM150 41V42H149ZM160 41V42H159ZM182 41V42H181ZM24 42H25V44L26 43H28V45L26 44V46L24 45ZM90 43L89 45L90 46H92V47H90V46H86V44H88V43ZM97 44H96V43ZM100 42V43H99ZM104 42V43H103ZM106 42L108 43V46L106 45ZM112 42V45L113 44H115L116 46H114L113 45V47H114V49L113 48H111V50H108L109 48H110V46L112 47V45H110L109 43H111ZM120 43H122V45L123 46H125L124 45V43L122 42V41H119ZM119 42L117 43V44H119ZM149 42V43H148ZM154 42V43H153ZM167 42H169V43H167ZM178 43V45L176 44V46H174L175 44L174 43ZM202 42H203V44H205V46L202 44ZM205 42V43H204ZM212 42H213V44H212ZM240 42H242V43H240ZM61 43V44H60ZM77 43V44H76ZM130 43V44H129ZM139 43V44H141V46H142V50L140 49V45H138V46H136L137 44ZM186 43H187V45H188V47H187V45H186ZM255 43V44H254ZM260 43H262V50L260 51V50H258V49H256V44H260ZM1 44V43H0ZM15 44V45H14ZM29 44H30V48L28 47L29 46ZM32 44V45H31ZM71 44V45H70ZM91 44H93V45H91ZM96 44V45H95ZM98 44H100V45H98ZM107 46H105V45ZM151 44V45H150ZM164 44V45H163ZM169 44V45H168ZM182 44H184V46H186L187 47V49H188V51H187V49H185L184 48V46L182 45ZM22 45V46H21ZM68 46V48H70L69 46H71V48H72V46H73V50H71V48H70V50H68V48L67 47H64V46ZM75 45V46H74ZM98 45V46H97ZM103 45H104V47H103ZM152 45H153V47H152ZM171 45H173V49H175V53L176 52H178L179 53V49H181V51H182V49H183V51L185 52V51H187V53L188 54H186V52L184 53L183 51L181 52V54H179L178 55V53L175 55L172 51H174V50H172L171 52H170V49L172 48V46ZM179 45H180V47H182V48H180L179 47ZM210 45V46H209ZM13 46H15V47H13ZM23 46L24 47H27V49L26 48H23ZM82 46H85L84 48H85V51H86V49L88 50V52H85L84 54L85 55H83V56H79V55H76L77 57H79V58H76V57H73V55L74 54H76V51L77 50H74V48L75 47H78L79 49H83V47ZM130 46L132 47V48H130ZM150 46V47H149ZM156 46V47H155ZM165 46V47H164ZM171 46V47H170ZM204 46V47H203ZM225 46H226V48H225ZM258 46V48H259V45H257ZM6 49H5V48ZM11 48V51H12V53L10 52L9 53V50L8 49H10ZM15 48V50L13 49V48ZM18 47V48H17ZM55 47V46H54ZM65 48V49H63V48ZM81 47V48H80ZM87 47V48H86ZM97 47V49H95ZM134 47H136V48H134ZM152 47V48H151ZM175 47V48H174ZM218 47V48H217ZM238 47V48H237ZM246 47H248V48H250V47H253L254 49H253V51H260L259 53H257L256 51H255V53L256 54H259L260 56H259V58H261V59H259L258 58V56L255 54L254 55V52H252V50H251V48L250 49H245ZM260 47V48H261ZM67 48V49H66ZM78 48H76V49H78ZM89 48V49H88ZM91 48V49H90ZM94 48V49H93ZM102 48V49H101ZM103 48H104V50H103ZM125 48V47H124ZM139 48V49H138ZM146 49V51H148L147 53H146V55H151L152 54V56H154L155 54H158V55H155V56H159V54H163L162 55V57L163 58H165V59H169V60H166L167 62L168 61H170V60H172V58H174L172 61H170L169 63L171 64V66L169 65H167L166 66V64H167V62L166 63H163V61L165 62V59H162V57H161V55H160V57H161V61L159 60V61H155V62H151L150 60H152L151 58H149V56H146V57H144L145 56V53H143V51L144 52H146L144 49ZM151 48V49H150ZM165 48H167V49H165ZM169 48V49H168ZM231 49V50H233V49H235V50H233L232 52H231V50H229V49ZM3 49H5V50H3ZM14 51H13V50ZM16 49L18 50L19 49V51H16ZM24 49V50H23ZM32 49V48H31ZM30 49V50H31ZM46 49H48V48H46ZM56 49V48H55ZM81 49V50H82ZM93 49V50H92ZM106 49H107V51H106ZM134 51H136V52H134ZM136 49V50H135ZM156 49V50H155ZM159 49V50H158ZM185 49V50H184ZM217 49L218 50H220V51H217ZM225 49H227L228 51L226 52L225 51ZM8 50V51H7ZM64 50H65V53H63L64 52ZM102 52H101V51ZM116 51L117 53H115L114 51ZM139 50V51H138ZM141 50V51H140ZM150 50H153V51H151V54H149L150 53ZM222 50V51H221ZM3 51V52H2ZM32 51V50H31ZM72 52V53H70V52ZM75 51V52H74ZM82 51H84V49L82 50ZM90 51V52H89ZM101 52V53H99V52ZM110 52L108 55L110 56V57H108V56H105V55H107V54H103L102 55V53H104V52ZM132 51V52H131ZM163 51H165V52H163ZM189 51H190V53H189ZM237 51H239V52H237ZM6 52V53H5ZM13 52H17V54L18 53H20V54H18V56H16V57H18V59L15 57V60L13 59L14 58V53ZM68 52V53H67ZM91 52H92V54H91ZM141 54H140V53ZM161 52V53H160ZM167 52H169V53H167ZM220 52H221V54H220ZM230 54H229V53ZM235 52V53H234ZM250 52H252V53H250ZM262 52H263V54H262ZM71 55H70V54ZM130 53V54H129ZM132 53H134L133 55H131ZM153 53H155V54H153ZM223 53V54H222ZM237 53V54H236ZM4 54V55H3ZM26 54V55H25ZM29 54V55H28ZM31 54V55H30ZM66 54V55H65ZM73 54V55H72ZM87 54V55H86ZM88 54L90 55V57L88 56ZM119 54H121V55H119ZM137 54V55H136ZM144 54V55H143ZM169 54V55H168ZM183 54V56H181ZM184 54H185V57H186V55H187V58H185L184 57ZM196 54V53H195ZM241 54V55H240ZM10 55V56H9ZM13 55V58L11 57ZM21 55H23V56H21ZM36 55H37V57H36ZM41 56V57H43L42 59L39 57V59H41V60H39L38 61V59H36V58H38V56ZM70 55V56H69ZM105 58V57H108V58H105V60H103L102 58V56ZM114 55V56H113ZM128 55V56H127ZM130 55V56H129ZM136 55V56H135ZM142 57H141V56ZM167 55V56H166ZM171 55H172V57H171ZM174 55V56H173ZM204 55V56H205ZM249 57V58H247V56ZM250 55V56H249ZM252 55H253V57H252ZM4 56V57H3ZM19 56H20V58H19ZM26 56H27V58L28 59H26ZM68 58H70V60H68L67 59V57ZM72 56V57H71ZM75 56V55H74ZM86 56V57H85ZM98 56H99V59H101V60H95V57L96 58H98ZM119 56H121V57H119ZM125 56H127V57H125ZM135 58H137V61H136V59H135V61H134V57ZM165 56V57H164ZM176 56H177V60H176ZM178 56H181V58L180 57H178ZM204 56L202 57L201 56V59L203 58L204 59ZM207 56V55H206ZM243 56H244V58H243ZM3 57V58H2ZM24 59H23V58ZM30 57V58H29ZM94 57V58H93ZM118 57V58H117ZM122 57H124V58H122ZM147 57H148V59H147ZM212 57V60H213V55L211 56ZM226 57V58H225ZM231 57V58H230ZM236 59H234V58ZM239 57L241 58V59H239ZM258 59H257V58ZM6 58V59H5ZM7 58H9V60H7ZM46 58V59H45ZM58 58H60V57H56V59L57 60H59ZM76 58V59H75ZM81 58V59H80ZM122 58V59H121ZM133 58V59H132ZM143 58H144V60H143ZM251 58H252V60H251ZM2 59V60H1ZM4 59H5V62L6 61H9V62H11L12 61V63H9L8 64V62H4ZM20 59V60H19ZM43 59H45L46 60V62L45 63H43ZM48 59V60H47ZM61 59V58H60ZM74 59L76 60V61H74ZM77 59H79L80 61H82V59L84 60V61H82V62H80L79 63V60H78V62H77ZM85 59H87V61L88 62H90V63H87V62H85L86 60ZM111 59V60H110ZM120 59V60H119ZM124 59V60H123ZM138 59H141V62H139L140 60H138ZM150 59V60H149ZM182 59L184 60V62L182 61ZM206 59H207V57H206ZM205 59V60H206ZM215 59L212 61L211 60V58H209V60H211L212 62H215ZM227 61H225V60ZM232 59V60H231ZM245 61H244V60ZM13 60L15 61V62H17V63H15V62H13ZM30 60V61H29ZM34 60V61H33ZM52 59H50V62L52 63V62H54V61H51ZM66 60V61H65ZM118 60L120 61V64H118ZM146 60V61H145ZM150 61V62H148L147 63V61ZM163 60V61H162ZM181 60V61H180ZM197 60V61H196ZM233 60H234V62H233ZM238 60V61H237ZM249 60V61H248ZM251 60V61H250ZM259 60H260V62L262 63V64H260V62H259ZM4 63H3V62ZM18 61H20V62H18ZM23 61V62H22ZM28 61V62H27ZM37 61V62H36ZM61 60H59V61H57V62H60ZM94 63H93V62ZM123 61V63L126 65H124L123 63H121ZM144 61V62H143ZM153 61V60H152ZM173 61H174V63H173ZM177 61H180V62H178L177 63ZM186 61V62H185ZM210 61V62H211ZM237 61V62H236ZM247 61V62H246ZM27 62V63H26ZM35 62V63H34ZM43 63L42 65L40 64V63ZM48 63L47 64V66L48 65H50L51 63ZM97 62H99V63H97ZM105 62H103V63H105ZM109 62V63H108ZM132 62V63H131ZM136 62V63H135ZM138 62V63H137ZM143 62V63H142ZM145 62L147 63V64H145ZM159 62H160V64L161 65H155L154 63H156V64H159ZM163 63V65H164V67H163V65H162V63ZM183 62V63H182ZM198 62V63H197ZM230 62V63H229ZM240 62V63H239ZM249 62V63H248ZM14 63L15 64H18L17 65V67H15L16 65H14ZM22 63V64H21ZM26 63V64H25ZM33 63V64H32ZM54 63H56V62H54ZM54 63H52V67H54L55 65H54ZM88 64H90L89 66H91V67H89L88 66V69L90 70L91 69V72L89 71V70H87V69H85V68H81V69H84V70H80V68H79V66H86V68H87V65ZM98 64V65H96V64ZM106 63H105V65H106ZM116 63V64H115ZM135 63V64H134ZM141 63V64H140ZM150 63H152L151 65H149ZM177 64V66H176V64ZM182 64V66H184L185 68H186V70H185V68L184 67H182V69L180 68L179 69V65H180V67H181V64ZM195 63H197V65L195 64ZM221 63L223 64V65H221ZM232 63V64H231ZM8 64V65H7ZM11 64V65H10ZM28 64H32V65H28ZM36 64H38V66L40 67V68H38L37 67V65ZM40 64V65H39ZM92 64V65H91ZM94 64V65H93ZM102 66H101V65ZM128 64V65H127ZM149 65V67L150 66H153V65H155V68H156V66H157V68L156 69H158L157 70V72L156 73H159V72H163V71H165V72H163L161 75L163 76V78H166V77H164V75L163 74H167L168 76H167V79L168 78H172V77H174L176 74H177V76H175L174 78H172L173 79V81H170L171 79H168V83H167V81L165 80H163V78L162 79H159V78H161L160 77V75L158 74H155L156 75V77L152 74V70H153V68L154 67H150V69H147V67L148 66H144V65ZM172 64H174L173 66H176L177 68H178V70H177V68L176 67H173L172 66ZM184 64H186V65H184ZM187 64H189V65H187ZM191 64V65H190ZM227 64H228V67H227ZM237 64V65H236ZM259 64V65H258ZM10 65V66H9ZM13 65V66H12ZM22 67H21V66ZM77 65H79V66H77ZM99 65L101 66L100 67V69H102V70H96V69H98V67H99ZM111 65H112V68H111ZM124 66V67H120L119 69H123L124 68V70L127 72H123V71H121V70H119L118 68H117V70H116V67H118V66ZM130 65V66H129ZM138 65V66H137ZM140 65H142V66H144V67H142V66H140ZM247 65V66H246ZM5 66L7 67V68H5ZM12 66V68H9V67H11ZM20 66V68L18 69V70H20V69H23V70H25L24 68L25 67H28L27 68V70L28 69H30L31 68V70H32V72L30 71V70H28L29 72H31V73H33V72H35L34 74H35V76H42V78L41 77H39V78H41L39 81H43V82H46V83H43L44 85L46 84H48L47 86H48V89H50L51 90V92H50V90H47V87H46V85L44 86V85H42L41 84V82H40V84H39V89L41 88V91H42V93L40 94L41 95V97L40 98H42L41 100H42V103L41 104H46V105H44L45 107H47V108H49V106L51 105V107L49 108V110L50 109H52L53 108V106L54 105H52V102L54 103L55 102V100L54 99H52V96L54 95V97L53 98H57V97H59V96H62L61 98L59 97L58 99H62L61 100V103H59V105H58V107L60 106V104H62L61 106L62 107H59L61 110H60V112H62V111H64L65 109H67L66 111H67V113L64 115L63 113H65V112H63L62 114H59V108L58 109H56V107L54 106V108L52 109V113L54 112V114H55V116L56 117H58V115H61L60 117L61 118H63V119H65L66 117H67V119H65V120H62V119H60V120H62V121H65L64 123L65 124H62L63 126H61L60 124V126L61 127H63V128H66V126H69V128H68V130L67 131H65L64 129H62L60 126V128H61V130H63V132H70V131H72L71 129H73V133H75L76 132V128H77V126L79 125H81V126H83V128H79L78 130L79 131H81L80 129H82V131L81 132H79V133H81L80 135H79V133H78V131L76 132V133H78V134H76L78 137H83V136H85V135H89L90 136V138H92V140L91 139H88L89 138V136H86V137H83V139H85V138H87V139H85V141L83 142L84 144H85V142H86V145L87 146H89L90 145V143H92L91 145H92V148L90 147V149L92 150L91 152H93L94 150V152H93V154H95V156L93 155V154H91L90 152V154H88L91 158H90V162H89V164H91V159H93L92 158V155L94 156V160L92 161V163L93 162H95V163H93L92 164V167L94 168V167H96V168H94L93 169V171L95 172V171H97V174L96 173H94L91 169V173L89 172H87V171H89V168H90V165L89 164H87L88 162L85 160V158H84V165L86 166V172L84 171V169H85V167L83 168V172H85L86 173V177H88V178H90L89 180H88V178H85V181L83 180L84 178L81 176V175H78V176H80L79 178L78 177H76L77 176V174L75 175V172H67V171H65L66 169H64V165L66 164H64V162H63V166H61L62 165V162H58V160L56 159V158H54L53 159V157H54V155L50 152V151H46V150H49L47 147H45L44 148V146H46V145H44L43 146V144L44 143H42V141H40V138L37 136V135H35L34 133H32L29 129L27 130L26 129V127L24 126V125H22V120H19V119H21L20 118V116L19 115H16V114H18V113H16L15 112V110H14V108H9V106L11 105V106H17L18 104H21V105H23V106H20L19 105V107H22L23 108V110H25L24 109V107H26L27 106V108H26V110L27 109H29V107H33V109H34V107L36 106H31V105H34L32 102V104L29 102V99H28V97H26L27 95L25 94V92L24 93H22V91L20 90V88H17L18 86H19V84H20V82H19V84H18V82L17 81H19L18 80V78L16 79H14V77H16V76H18L19 77V75H20V73L18 72V70H17V68ZM31 66V67H30ZM34 68H33V67ZM46 66V65H45ZM93 66H95V67H93ZM133 66H135V67H133ZM140 66V67H139ZM162 66V67H161ZM166 66V67H165ZM233 66V67H232ZM44 67V66H43ZM50 68V66H48V68L50 69V72L49 73H51V71H52V73L51 74H54L53 76L55 77V78H57V77H60V76H62L61 74L64 72H60L59 70H58V72L56 71L57 69L56 68ZM126 67H128L127 69H126ZM133 67V69L131 70V68ZM142 67V68H141ZM173 67V68H172ZM231 67V68H230ZM252 67L254 68L253 70H252ZM260 67V68H259ZM36 68V69H35ZM38 68V69H37ZM44 68H46V67H44ZM114 68V69H113ZM146 68V69H145ZM161 68V69H160ZM162 68H165V70L164 69H162ZM169 70V71H167V69ZM172 68L173 69V71L174 70H177L176 72L174 71V76H173V74H171L173 71H171L170 69ZM223 68H225L227 71H225V69H223ZM236 68V69H235ZM259 68V69H258ZM5 69V70H4ZM47 69V68H46ZM53 69V70H52ZM61 70H63V68H60ZM80 71H79V70ZM99 73V72H101L100 73V75H97L96 74V71ZM109 69H112V70H109ZM136 69V70H135ZM139 69H142V71L141 70H139ZM152 69V70H151ZM202 70H203V68H201ZM209 69V70H208ZM230 69V70H229ZM26 70V71H27ZM65 70V69H64ZM85 70H87V71H89L90 73H92L91 75L89 74H87L86 75V72H85ZM131 70V71H130ZM134 70V71H133ZM143 70H148L147 72L146 71H143ZM155 70V69H154ZM161 70V71H160ZM181 72H180V71ZM198 70V71H197ZM205 70V69H204ZM213 70H216L217 72H215V71H213ZM248 70H249V72H248ZM252 70V71H251ZM22 70H20V72H21ZM45 71V70H44ZM47 71H49L48 69H47ZM57 72V74L55 73V72ZM66 71V70H65ZM93 71V72H92ZM136 71V72H135ZM149 71H150V73H149ZM197 71V72H196ZM213 71V72H212ZM222 71V72H221ZM230 71V72H229ZM234 71V72H233ZM11 72L13 73V74H11ZM16 74H15V73ZM54 72V73H53ZM80 72V73H79ZM85 72V73H84ZM117 72V73H116ZM119 72H121L120 74H119ZM132 72H134V73H132ZM145 72H146V74H145ZM155 72V71H154ZM170 74H169V73ZM190 72L188 73V76H186V78H185V76H184V78L185 79H188L190 76L191 77H193L192 75H189L190 74ZM200 72V73H199ZM223 73L222 74V76H221V74H219V73ZM225 72V73H224ZM61 73V74H60ZM82 73H84L83 75H84V77H82L83 75H82ZM130 73H132V75H129ZM138 73V74H137ZM144 73V74H143ZM176 73V74H175ZM182 73H184V72H182ZM196 73H199V74H196ZM213 73H215V75H219V76H221L222 78H221V80H220V78H218V77H216ZM60 74V75H59ZM65 74H66V72H65ZM128 74V75H127ZM185 74L187 75V72H185ZM235 74V75H234ZM249 74H251V75H249ZM14 75V76H13ZM16 75V76H15ZM59 75V76H58ZM64 75V74H63ZM114 75H116L115 77H114ZM122 75V76H121ZM136 75H138V76H141V77H138V76H136ZM182 75H184V74H182ZM13 77V79L11 78V80H10V78L9 77ZM57 76V77H56ZM89 76V77H88ZM130 76V77H129ZM132 76V77H131ZM134 76V77H133ZM136 76V77H135ZM157 76H159L158 78H157ZM166 76V75H165ZM171 76V77H170ZM213 76H214V78L215 79H219L222 83H224L225 82V84L224 85H227V87L226 86H223L222 85V87L220 86H216L215 85V80H214V78H213ZM224 76V77H223ZM2 77V78H1ZM4 77V78H3ZM8 77V78H7ZM125 77V78H124ZM129 77V78H128ZM143 77V78H142ZM155 77V78H154ZM194 77H193V79L192 78H189V79H192L193 80V82H191L192 80H190V83L188 82V80H187V84L188 85H191V83H194ZM210 77H211V79H210ZM228 77V78H227ZM230 77V78H231ZM233 77H232V79L230 80L229 79V81L228 82H232V80L234 81L235 79H233ZM242 77V78H241ZM247 79H246V78ZM38 78V79H39ZM84 80H83V79ZM86 78V79H85ZM117 78V82H115V79ZM139 78H142V80H139ZM144 78H146V79H144ZM181 79V81H180V79ZM212 78H213V80H212ZM8 79V81H5V80H7ZM97 79L95 80V82H94V84H92L91 86H92V88L94 89V90H91L90 92L93 94L95 91H97V92H95L94 94H93V98L94 99H100V90H99V88H100V85L99 86H95V84H96V81H97ZM155 79V80H154ZM200 79H202L201 81H200ZM246 79V80H245ZM249 79V80H248ZM253 79H255V80H253ZM14 80V81H13ZM48 80H49V82H48ZM88 80V81H87ZM133 80H135V81H133ZM137 80V81H136ZM144 80H147V81H144ZM148 80H149V82H148ZM152 80V81H151ZM163 80V81H162ZM183 80V81H182ZM207 80V81H206ZM239 80V79H238ZM240 80V81H241ZM13 81V82H12ZM39 81H37V82H39ZM122 81V80H121ZM128 83H127V82ZM154 81V82H153ZM156 81H158L157 83H156ZM159 81H160V83H159ZM214 81V82H213ZM217 81V80H216ZM256 82V84H255V82ZM14 82H15V84H14ZM123 82V81H122ZM150 82H152V83H150ZM161 82H163V83H161ZM166 84H165V83ZM171 82H173L172 84H169V83H171ZM180 82H182V83H180ZM201 82V83H200ZM209 82V83H208ZM241 82H243V81H241ZM248 82H250V84L248 83ZM258 82V83H257ZM9 83V84H8ZM52 83V84H51ZM148 83V84H147ZM221 83V84H222ZM251 83H253V85L252 86H250L251 85ZM52 86V87H55V89L56 90H59L58 92H56L55 91V89L54 88H52L50 85ZM56 84V85H55ZM89 86H88V85ZM96 84V85H97ZM154 84V85H153ZM163 84V85H162ZM207 84H210L211 85V87L214 85L215 87H214V89H215V92L214 91H211V90H209L208 88H210V85L209 86H206ZM216 84L217 85H221L220 84V82L218 83V82H216ZM249 84V85H248ZM11 85V86H10ZM88 87H87V86ZM114 85V86H113ZM160 85V86H159ZM165 85V86H164ZM168 85V86H167ZM169 85H171V87H169ZM193 85V84H192ZM255 85H257V86H255ZM17 86V87H16ZM45 87V88H43V87ZM96 87V89L97 90H95V87ZM127 86V87H126ZM152 86V87H151ZM164 88H163V87ZM167 86V87H166ZM250 86V87H249ZM4 88V90H3V88ZM6 87V88H5ZM20 87V86H19ZM51 87V88H50ZM57 87H58V89H57ZM151 87V88H150ZM156 89H154V88ZM193 88H196V90L198 91V93H199V89H198V87H196V85L194 86H192ZM207 87V88H206ZM230 88V90L229 89H227L228 91H226L225 89L226 88ZM255 88V90L254 89H252V88ZM73 89H75V90H71V92L73 93L72 95H71V93L69 94V93H67V91H64V93L66 92V94H65V96L67 95L68 96V94H69V96L71 95L72 97L76 94V92H78L77 91V89L76 88H74V87H72ZM115 88H116V90H115ZM124 88V89H125ZM147 88V89H146ZM257 88V89H256ZM6 89V90H5ZM18 89V90H17ZM22 89V88H21ZM89 89H91V87L89 88ZM126 89H125V91H126ZM149 89V90H148ZM155 91H154V90ZM159 89V90H158ZM161 89V90H160ZM212 89V88H211ZM214 89H212V90H214ZM223 89V90H222ZM2 90V91H1ZM86 90H88V89H86ZM116 91V93H115V91ZM163 90V91H162ZM219 90V91H218ZM225 90V91H224ZM260 90V91H259ZM63 91L61 92V93H63ZM76 91V92H75ZM94 91V92H93ZM99 91V92H98ZM152 91L154 92L153 94H155V95H153L152 94ZM158 91V92H157ZM159 91H160V93H161V95H159V97H158V95H157V93L159 94ZM204 91V92H203ZM218 91V92H217ZM224 91V92H223ZM17 92V93H16ZM89 92V93H90ZM148 92H151V93H148ZM156 92V93H155ZM163 92V93H162ZM168 92H170V93H168ZM175 92H177V93H175ZM213 92V93H212ZM216 92L218 93V94H216ZM227 92V93H226ZM232 92V91H231ZM255 92H252V93H255ZM255 93V95H257L258 93ZM6 93V94H5ZM16 93V94H15ZM39 93H40V91H39ZM52 93V94H51ZM56 93H58V94H56ZM63 93V94H64ZM97 93H99L98 95H97ZM135 95H134V94ZM148 93V94H147ZM171 93H175V94H177V95H173V94H171ZM212 93V94H211ZM260 93L258 94L259 96H261L260 95ZM3 94H4V96H6L7 94V96H6V98L3 96ZM19 94H20V96H19ZM25 94V95H24ZM58 95V96H56V95ZM79 93H77L75 96H74V98H76V99H79L78 97H79V95H78ZM133 96H132V95ZM140 94H143V95H140ZM145 94V95H144ZM153 95V97L155 96V98H153L152 97V95ZM166 94V95H165ZM216 94V95H215ZM220 94H222V95H220ZM229 94H231V95H229ZM23 95V96H22ZM78 95V97H76ZM134 97V96H136L135 98H137V99H130L131 97ZM219 95V96H218ZM229 97H228V96ZM253 95V94H252ZM11 96H13L12 97V99H11V102H10V98H11ZM15 96H18V98L19 99H16V100H14L16 97ZM56 96V97H55ZM66 96V97H67ZM70 96V97H71ZM96 96H99V97H97V98H95ZM129 96V97H128ZM143 96H144V98H143ZM147 96V98H145ZM160 96H162V98L160 97ZM169 96V97H168ZM173 98H172V97ZM174 96H180L179 98H174ZM209 96V97H208ZM214 96V97H213ZM221 96H223V98L221 97ZM225 96V97H224ZM71 97V98H72ZM129 98V102H128V98ZM138 97H141V98H138ZM150 97V98H149ZM152 97V98H151ZM214 99H213V98ZM217 97V98H216ZM233 97V99H231ZM261 97H263L262 99H264V96H261ZM14 98V99H13ZM23 98V99H22ZM111 98V97H110ZM143 98V99H142ZM157 98H160V99H158V100H160V101H158L157 100ZM226 98V99H225ZM228 98L230 99L229 101H228ZM5 99V100H4ZM7 99H8V101H9V105H8V103H6L7 102ZM28 99V100H27ZM112 99V98H111ZM149 99H150V101H149ZM174 99V100H173ZM225 99V100H224ZM18 100L20 101V102H18ZM116 100V99H115ZM127 100V101H126ZM130 100H131V102H130ZM218 100V102H216ZM224 100V101H223ZM235 100H236V103H235ZM25 101V102H24ZM52 101V102H51ZM62 101H63V103H62ZM213 101V102H212ZM220 101V102H219ZM227 101V102H226ZM15 103L14 105L13 104H11V103ZM18 102V103H17ZM22 102H24V104H22ZM80 102V101H79ZM117 102V101H116ZM146 102V103H145ZM149 104H152V107H151V105L149 106V105H147L148 103ZM175 102V103H174ZM180 102H181V104H180ZM225 104H224V103ZM232 102V103H231ZM234 102V103H233ZM238 102H239V100H238ZM244 102V103H243ZM263 102V101H262ZM261 102V103H262ZM26 103V104H25ZM29 103V104H28ZM78 103V102H77ZM77 103H75V104H77ZM220 103V104H219ZM231 103V104H230ZM239 103H243V104H245L246 102L243 100V101H241L240 100V102ZM259 104L260 106H258L257 107V110H259L258 112L256 111V108H254L255 110H254V112L256 111L257 112V115H261V113H262V117L261 116H258V118L259 119H264L263 118V112H264V104L262 105V104ZM31 104V105H30ZM55 104V103H54ZM79 104V103H78ZM77 104V105H78ZM121 104V105H122ZM161 104V105H160ZM165 104V105H164ZM196 104V105H195ZM218 104V105H217ZM222 104V105H221ZM228 104H230V106L228 105ZM232 104H234V107H233V105ZM247 104V103H246ZM8 107H7V106ZM25 105V106H24ZM30 105V106H29ZM49 105V106H48ZM65 105H66V103H65ZM124 105H126L127 107H125ZM133 105V106H132ZM139 105V106H138ZM146 105V107L148 106L149 108H147V111L149 112V113H151L149 110L150 109H152V112H153V114H155L156 115V117H157V119H155V120H152V119H150L147 115H145V114H147L146 112H145V110H146V108H145V110H144V107L143 106H145ZM182 105V106H181ZM192 105V106H191ZM220 105V106H219ZM225 105H227V107L225 106ZM261 105H262V107H261ZM183 106H185L186 108H188V109H186L185 107H183ZM244 106H246V105H244ZM248 106V105H247ZM140 107H143L142 109L144 110H140L139 108ZM192 107L194 108V107H197L196 109H194V111H193V109H192ZM222 107V108H221ZM233 107V108H232ZM236 107V108H235ZM241 107V108H240ZM8 108V109H7ZM29 109L30 111H32L33 109ZM62 108H64V110L62 109ZM122 109V111H121V109ZM154 108V109H153ZM226 108H228L227 109V111H226ZM235 108V109H234ZM246 108V107H245ZM248 108V107H247ZM262 108V110H260ZM8 111H7V110ZM10 109V110H9ZM14 110L13 111V113L11 112L12 110ZM54 109H55V111H54ZM115 109V110H114ZM129 109V110H128ZM28 110V111H29ZM57 110H58V112H57ZM118 110V111H117ZM124 110H126V111H124ZM128 110V111H127ZM132 110V111H131ZM200 110V111H199ZM27 111V112H28ZM34 111V112H33ZM32 111V113H30L29 112V114L31 115H35L36 116V114H34V113H37V111H36V108L34 109ZM93 111V110H92ZM121 111V112H120ZM145 113V114H143V112ZM233 111V112H232ZM90 112L91 111H89L88 113L90 114ZM230 112H232V113H230ZM256 112H255V114H256ZM261 112V113H260ZM14 113H16V114H14ZM56 113H58V114H56ZM70 113V112H69ZM92 113V115H94L95 117H97V118H99L100 117V119H101V116H98V114L97 115H95V113H97V112H91ZM240 113V114H239ZM241 113H242V115H241ZM38 114V113H37ZM69 115L70 117H73L72 119H73V122L74 123H72V119L70 118V117H68V116H66V115ZM169 114V115H168ZM239 116H238V115ZM16 115V116H15ZM91 115V116H92ZM208 115V114H207ZM32 116V117H33ZM39 115H37L36 116V118L38 117ZM65 116V117H64ZM237 116V117H236ZM1 117V116H0ZM137 117V118H136ZM140 117H143L142 119L140 118ZM148 117V118H147ZM194 117L192 116V118L194 119ZM238 117H240V118H238ZM19 118V119H18ZM33 118H35V117H33ZM35 118V119H36ZM59 118V117H58ZM138 118H140L139 120H137ZM246 118V117H245ZM18 119V120H17ZM37 119H39V118H37ZM71 121V122H69V120ZM81 119V118H80ZM96 119V118H95ZM134 119H136V120H134ZM205 119V120H204ZM7 120V121H8ZM59 120V121H60ZM66 120H68V121H66ZM96 120H98V119H96ZM106 120H108V121H106ZM209 120H210V122H209ZM245 120V119H244ZM243 119L241 120V122L243 121L244 123H247V119L244 121ZM262 120H260V121H262ZM62 121H60L59 123H61ZM93 121H94V118H93ZM135 121V122H134ZM139 121V122H138ZM81 122V123H80ZM95 122V121H94ZM97 122V121H96ZM108 122V123H107ZM209 122V123H208ZM262 122H264V121H262ZM63 123V122H62ZM73 125H72V124ZM148 123V124H147ZM67 124H69V125H67ZM74 124H78L76 127H75V125ZM102 124V125H101ZM106 124H108L107 126H106ZM135 124H139V125H135ZM194 124V123H193ZM106 126V127H105ZM132 126V127H131ZM142 126V127H141ZM25 127V128H24ZM133 127L135 128H140V129H137V133L138 134H136L135 135V133L134 132H136V131H134L133 132ZM71 128V129H70ZM133 130H132V129ZM136 128H135V130H136ZM143 128V129H142ZM27 130V132H29V133H27V132H25L26 130ZM84 130V131H83ZM130 130H132V131H130ZM170 130H172L171 132H170ZM176 130V131H175ZM4 131V132H3ZM139 131V132H138ZM162 131V132H161ZM198 131V132H197ZM3 132V133H2ZM130 132H133V133H130ZM26 133V134H25ZM32 133V134H31ZM82 133L83 134H85V135H82ZM95 133V134H94ZM96 133L97 132H94L93 131V133L92 134H94V136H96V138H97V140H99L100 139V141H101V139L102 138H99L98 139V137H100V136H98L97 137V135H99V134H97L96 135ZM149 133H150V135H149ZM23 134V135H22ZM65 134H67V133H65ZM134 134V136H132ZM142 134V135H141ZM163 134V135H162ZM164 134H165V136H164ZM168 134V135H167ZM199 135V136H197V135ZM204 134V133H203ZM212 134V135H211ZM21 135H22V138H21ZM33 135V136H32ZM67 135H69V134H67ZM131 135V136H130ZM196 135V136H195ZM3 136V137H2ZM35 136V137H34ZM70 136H72V133H71V135ZM205 136V137H204ZM209 136H214V137H209ZM31 137V138H30ZM38 137V138H37ZM80 137V138H81ZM136 137V138H135ZM148 137V138H147ZM204 137V138H203ZM207 137V138H206ZM34 138L37 140H39L40 141V143H42V145L41 146H43V148H41V146H40V143H39V141H36V140H34ZM202 139V141H201V139ZM209 138V139H208ZM26 139H27V141H26ZM83 139L81 138V140L83 141ZM189 139V140H188ZM194 139V140H193ZM17 140H18V143H17ZM25 140V141H24ZM72 140H74V139H72ZM103 140V139H102ZM165 140V141H164ZM199 140V141H198ZM34 141V142H33ZM36 141V142H35ZM76 141V140H75ZM75 141H73L74 142V145H80V143L78 144V143H76ZM88 141L90 142L89 144H87L88 143ZM93 141V142H92ZM96 141V140H95ZM104 141V140H103ZM103 141H101V142H103ZM189 141H192V142H189ZM201 141V142H200ZM22 142V143H21ZM24 142V143H23ZM38 142V143H37ZM78 142V141H77ZM105 142V141H104ZM135 142V143H136ZM142 142H144V143H142ZM195 142V143H194ZM198 144H197V143ZM252 142V139L250 140V143ZM255 142V140L253 139V142H252V144H251V148H252V150H255V151H257L256 150V148H257V143H254ZM29 143H31V145H29L28 146V144ZM32 143H33V145H32ZM35 143V144H34ZM95 143H97V141L95 142ZM107 143V142H106ZM188 145H187V144ZM190 143H192V144H190ZM254 143V144H253ZM21 144V145H20ZM82 144V143H81ZM93 144L95 145V146H100V147H96V149L93 147ZM194 145V146H193ZM204 145H207V146H204ZM210 145V146H209ZM254 147H253V146ZM33 146H34V148H33ZM38 147V148H36V147ZM143 146V147H144ZM185 146H186V148H185ZM188 146H190V147H188ZM214 146V147H213ZM26 147H28V148H26ZM29 147H30V152H33L34 150H36V152H33L34 154H36L35 156H37V153H39V155H38V157H35L37 160H36V162L38 163L39 162V164H37V165H39L38 167L41 169H43L44 167V169L42 170L41 169V171L38 173V171L40 170L39 168H37V169H39V170H37L35 167H34V169H36L37 170V172H36V170H33L31 167H32V163L30 164L29 162H31V161H29L28 159H26L25 157L27 156L26 154L27 153H25V151L26 150H28L29 151ZM40 147V148H39ZM84 147V145L82 146L81 145V149L82 150H84L85 148H83ZM102 147V148H101ZM106 147L104 148V149H106ZM202 147V148H201ZM203 147H207L208 149H210L209 151L207 150V148H205V150H204V148ZM210 147V148H209ZM76 148H79L78 150H79V152H83L82 154H84V152L86 151V156H87V153H88V151H87V149L86 150H84V151H82V150H80V146L79 147H77L76 146ZM94 148V149H93ZM99 148H101L100 150H98ZM108 148V147H107ZM189 148V149H188ZM195 148V149H194ZM22 149H23V151H22ZM26 149V150H25ZM32 149V150H31ZM34 149V150H33ZM42 149H44V150H42ZM191 149V150H190ZM217 149H219L218 151H216ZM258 150H259V146H258V148H257ZM101 151L100 153H98V156H97V153H95L96 151ZM173 150V149H172ZM190 150V151H189ZM197 150V151H196ZM22 151V152H21ZM27 151V152H28ZM42 151V152H41ZM44 151V152H43ZM47 152H50V153H48L47 155H44V154H46ZM107 152H108V149H107ZM177 151H175V153H176ZM196 152V153H195ZM208 152V153H207ZM220 152H224V154L223 155H220ZM235 152V151H234ZM25 153V155H23ZM32 153V154H33ZM42 153H44L43 155H41ZM104 153H105V151H104ZM194 153V154H193ZM106 154H109V152L108 153H106ZM190 154V153H189ZM201 156H200V155ZM238 154V155H237ZM43 157L44 156V158L47 156L48 157V155L51 157V155H52V157H51V159H50V157H48V158H45V160L43 159V158H41V159H39L41 156ZM85 155V154H84ZM99 155H100V158H99ZM232 155H233V157H232ZM85 156V157H86ZM105 156V157H104ZM196 156V157H195ZM220 156H223V160L220 158ZM224 156H225V158H224ZM249 156V155H248ZM84 157V156H83ZM95 157H96V159H98V161L95 159ZM104 157V158H103ZM219 157V158H218ZM231 157V158H230ZM89 159V157L87 156L86 157V159ZM102 158V159H101ZM153 157H151V159H152ZM199 158V159H198ZM239 158H240V160L242 159V161H244V162H242V161H240L239 160ZM38 159H39V161H38ZM43 159V160H42ZM46 159L48 160V162H49V166H48V162L46 161ZM55 159L57 160V161H55ZM87 159V160H88ZM103 159H105V161L103 160ZM109 159V160H110ZM203 159V160H202ZM224 159H225V161H224ZM244 159V160H243ZM27 160L29 161L28 163H27ZM40 160H42V162H44V163H42V162H40ZM51 160H52V162H51ZM100 160H102V161H100ZM194 160V161H193ZM228 160V161H227ZM85 161L87 162L86 164L87 165H89L88 167H87V165L85 164ZM98 162V164H97V162ZM99 161H100V163H101V165L103 166V164H104V166L102 167L101 165H99L100 163H99ZM195 161H196V163L197 162H199L198 164L199 165H201V168H197L196 167V165H195ZM203 161V162H202ZM227 161V162H226ZM233 161H236V162H238V164L236 163V162H233ZM241 163H240V162ZM54 163L55 162V164H51V163ZM105 162H106V164H105ZM142 162H144L145 164L144 165H146V164H150L148 161H147V159H143V161ZM192 162H194V163H192ZM226 162V163H225ZM60 163H61V165H60ZM83 163V162H82ZM103 163V164H102ZM192 164V167H189L191 164ZM205 163V164H204ZM207 163V164H206ZM222 163H224L223 165L226 167H224L223 165H221ZM245 163V164H244ZM246 163H247V166H245L246 165ZM43 164V166H41ZM228 164H230V166H228ZM232 164V165H231ZM234 164V165H233ZM241 164H244V165H241ZM248 164H250L249 166H248ZM29 165H31V166H29ZM47 165V166H46ZM52 165H53V167H52ZM54 165H56V166H54ZM72 165H74L73 163H72ZM72 165H70V164H68V166H67V164L65 165V166H67V167H65V168H67V170L69 171H73L72 169H73V167H71ZM83 165V166H84ZM94 165V166H93ZM96 165V166H95ZM151 165V166H150ZM149 165V167L148 166H146L148 169H150V171H152L153 172V170H151V167H152V164H150ZM185 165V166H186ZM203 165V166H202ZM205 165V166H204ZM238 165H240V166H238ZM238 166V167H237ZM244 168H243V167ZM51 167V168H50ZM102 168V169H99V170H97L98 168ZM196 167V168H195ZM213 167V168H212ZM227 167H229V168H227ZM237 167V168H236ZM245 167H247L246 169H248L247 171L248 172H246L245 170ZM23 168V169H22ZM54 168V169H53ZM69 168H72V169H69ZM106 168V170H104ZM109 168H111V170H116V172H114V171H110V170H108ZM117 168V169H116ZM187 168V167H186ZM241 168H243V169H241ZM24 169H25V171H24ZM57 169H59V170H57ZM60 169H62L61 171H65L66 173V176L68 177L67 179H65V174H64V178L63 177H61V171H60ZM64 169V170H63ZM152 169H153V167H152ZM197 169V170H196ZM199 169V170H198ZM213 169V170H212ZM54 170H57L59 173L58 174H60V175H58L57 174V171H56V173H55V171ZM102 170V171H101ZM104 170V171H103ZM155 170V169H154ZM208 170V171H207ZM211 170V171H210ZM17 171V172H16ZM117 171H120L121 172V174H120V172H118L119 173V176H117V177H114V176H116V175H118V173H117ZM133 171V172H132ZM200 172V174L198 175L197 173H192V172ZM205 171H206V173H205ZM213 171V172H212ZM19 172V173H18ZM51 172V173H50ZM62 172V173H63ZM128 172L131 174V176L129 177L128 176ZM208 172V173H207ZM54 173V174H53ZM67 173H69V174H67ZM212 173V175H210ZM215 173H217V174H215ZM241 173H243V174H241ZM4 174V175H3ZM75 176H74V175ZM87 174H88V176H87ZM113 174H115V175H113ZM194 174V175H193ZM204 174H209V177H208V175L206 176V175H204ZM246 174V175H245ZM56 175H57V177H56ZM63 175V174H62ZM72 175V176H71ZM113 175V176H112ZM124 175V176H125ZM198 175V176H197ZM1 176H3V177H1ZM83 176H85V174H83ZM106 176V177H107ZM134 176H136V174L135 175H133V177ZM192 176V177H191ZM202 176H204V178L202 177ZM212 176V177H211ZM8 177V178H7ZM58 179V177H59V179L57 180L56 178ZM102 177V179L104 178L103 176H101ZM105 177V178H106ZM107 178V179H110V178ZM119 177V178H118ZM137 177V176H136ZM216 177H218L217 179H216ZM54 178V179H53ZM138 178H140V176H138ZM213 178L212 179H210V180H213ZM221 178V179H220ZM75 180V183H77V184H75V185H73L72 183L74 182V180ZM88 181H90L89 183H86V181L87 180ZM101 181H99V180ZM120 179V183L118 182V183H116V181H113L114 183H116V184H120V185H122L123 186V184H122V182L124 181L123 179V181ZM207 179V180H208ZM232 179V180H231ZM56 180L58 181V182H56ZM68 180H70V182H72L71 180H73V182L72 183H70ZM143 180V179H142ZM141 180V181H142ZM205 180V179H204ZM213 180V181H214ZM223 180V181H222ZM229 180V181H228ZM236 180V181H235ZM54 181V182H53ZM110 181H111V179H110ZM221 181V182H220ZM235 182V183H233V182ZM61 182V183H60ZM104 182V183H103ZM130 182H132V184H136V182L134 181H132V179H131V181ZM130 182L129 183H127V184H125L124 186H125V188H126V190H127V188H132L133 189V187L131 186L132 184H130ZM192 182H194V181H192ZM237 182V183H236ZM71 184V186H70V184ZM100 183V184H99ZM103 183V184H102ZM190 183H191V181H190ZM190 183H188L187 182V185H188V187L189 188H191V191H192V189L193 190H197V189H199V187H197V186H199L198 185V183L196 182V186H195V182L194 183H192V184H190ZM222 183V184H221ZM246 183V184H245ZM102 184V185H101ZM144 184V181H142V184H141V182H140V184H139V186L140 187H142V185ZM225 184V185H224ZM233 184V185H232ZM235 184V185H234ZM72 185H73V187H72ZM82 185H83V187H82ZM190 185V186H189ZM192 185H193V187H192ZM233 186V187H229V186ZM245 185V186H244ZM92 188H91V187ZM103 186H106L105 187V189H103ZM126 186H129V187H126ZM136 186V185H135ZM134 186V188H135V190H132V189H129V190H127V191H129L130 192V194H134V191H135V193L136 194H134V196L136 195L137 196V194H140L139 192H140V190H141V192H142V189H143V187L141 188V189H139L138 190V185L135 187ZM144 186H145V184H144ZM224 187V188H226V189H224V188H222V187ZM53 187V188H52ZM197 187V188H196ZM228 187V188H227ZM74 188V189H73ZM90 188V189H89ZM94 188V189H93ZM201 188V187H200ZM230 188V189H229ZM232 189V190H231ZM240 189V190H239ZM23 190V191H22ZM105 190V191H104ZM132 190V191H131ZM185 191H186V189H184ZM200 190V189H199ZM232 192H230V191ZM236 190V191H235ZM37 193H36V192ZM57 191V192H56ZM73 192L72 194L70 193V192ZM96 191V190H95ZM100 191H102V192H100ZM137 191H139L138 193H137ZM187 191H189V190H187ZM187 191L185 192V193H187ZM234 191H235V193H234ZM240 191H241V193H240ZM243 191V192H242ZM21 192V193H20ZM25 192V193H24ZM66 192V193H65ZM87 192H89V191H87ZM239 192V193H238ZM17 193V194H16ZM111 193V192H110ZM184 193V194H185ZM238 193V194H237ZM20 194V195H19ZM40 194V195H39ZM77 194V195H76ZM79 194V195H78ZM104 194V193H103ZM188 194V195H187ZM186 194V196H190L191 197V195L193 194H191V192L189 191V193H187ZM190 194V195H189ZM230 194V195H229ZM240 194V195H239ZM19 195V196H18ZM44 197H43V196ZM74 195V196H73ZM76 195V196H75ZM228 195V196H227ZM235 195V196H234ZM238 195V196H237ZM39 196V197H38ZM48 196V197H47ZM79 196H81V198H79ZM104 196H105V194L104 195H102V197L104 198ZM111 196H113L112 194H110V199H109V201H112V203H116L117 204V207L118 208H116V209H118L119 210V208L120 209H122V210H120V212L122 213H127V211H126V209H125V207L124 206H122L121 207V204L119 205L113 198L114 197H111ZM233 196V197H232ZM17 197H18V199L19 200H17ZM21 197H22V199H21ZM37 197V198H36ZM42 197V198H41ZM72 197H73V199H72ZM137 197H139V195L137 196ZM189 197V198H190ZM237 198V201H236V198ZM44 198V199H43ZM83 198V199H82ZM188 198V199H189ZM37 199V200H36ZM39 199V200H38ZM40 199H41V202H40ZM51 200V201H49V200ZM76 199V200H75ZM113 199V200H112ZM195 200V198H194V196L192 195V197L189 199V200ZM235 199V200H234ZM21 200H23L22 201V203H21ZM48 200V201H47ZM75 200V201H74ZM86 200V201H85ZM108 200V199H107ZM76 201H77V203H76ZM83 201H85L86 202V204H85V202L83 203ZM114 201V202H113ZM222 201V202H223ZM235 201V202H234ZM87 202H88V204L90 205H88L87 204ZM234 202V203H233ZM29 203V204H28ZM38 203H41V204H43L42 205V207H41V204H38ZM45 203V204H44ZM51 203H52V205H51ZM80 203H81V205H80ZM114 203V205H116ZM229 203L231 204V205H229ZM17 204V205H16ZM46 204H47V206L48 207H46ZM205 203H204V205L206 206V208L207 209H209L208 208V206L206 205ZM53 206V207H51V206ZM72 207H71V206ZM74 205V206H73ZM84 205H87L88 206V208H87V206H84ZM139 205V204H138ZM217 207H216V206ZM228 205V206H227ZM26 206V207H25ZM34 206V207H33ZM93 206V207H92ZM225 206V208H223V207ZM231 206H233V207H231ZM18 207V208H17ZM37 209H36V208ZM75 207H76V211L74 212L73 210L75 209ZM116 207V206H115ZM21 208V209H20ZM26 208H28V209H26ZM32 208V209H31ZM42 208V209H41ZM55 208V209H54ZM90 208V209H89ZM95 210V212H97V213H95L93 210ZM231 208H233V209H231ZM19 209V210H18ZM23 209V210H22ZM30 209V210H29ZM48 209H49V211H48ZM73 209V210H72ZM89 210H92V213H91V211H89V213H88V211ZM26 210V211H25ZM33 210V211H32ZM39 210V211H38ZM41 210V211H40ZM98 210V211H97ZM124 210H125V212H124ZM177 210H178V208H177ZM230 210H231V212H230ZM16 211H18V212H16ZM21 211H23L22 213H21ZM32 211V212H31ZM78 211H80V215H81V212H82V217H83V219H84V216H86V214H87V217H85V219H84V221H81L80 219H78V220H76L77 218L76 217H78V216H80L78 213ZM255 211V210H254ZM254 211L251 213V214H253V215H250L251 216V219H250V221H248L247 222V224H249L250 226H247L246 224H244V225H246V226H244V227H248V228H245L246 230H243L242 231V227H241V225H240V232L241 233H243V232H245V233H243L244 235V237H245V240H246V238H250V237H252V238H250L252 241H254V242H252L249 238L247 239V242H249V245H250V247L252 246V247H255L258 243H260V240L261 239H259L260 238V236H262L263 234H261V230H259V228H258V230H259V232H258V230L257 229H252L251 228V226H252V224H251V220H253V218H252V216L253 217H255L256 216V214L254 213ZM27 212V213H26ZM40 212V213H39ZM74 214H73V213ZM94 212V213H93ZM100 212V211H99ZM256 212V211H255ZM20 215H19V214ZM24 213H26L25 215H24ZM33 213V214H32ZM37 213V214H36ZM42 214V216L41 215H39V214ZM50 213V214H49ZM84 213V214H83ZM179 212L177 211V213H175V217L177 218H179V215L180 214H178ZM233 215H232V214ZM75 214H78V215H75ZM89 214V215H88ZM90 214L92 215V214H94V215H92L91 217H90ZM95 214H96V216L98 217V219L97 218H95V217H93V216H95ZM178 214V215H177ZM183 214V213H182ZM181 214V215H182ZM223 216H222V215ZM29 215V216H28ZM34 215H36V216H34ZM74 215V216H73ZM180 215V217H182V216H184V215H186L185 213H184V215H182L181 216ZM227 216V217H225V216ZM236 215V214H235ZM20 216V217H19ZM23 216V217H22ZM39 216H41V217H39ZM67 216V217H66ZM76 216V217H75ZM80 216V217H81ZM186 216H188V215H186ZM24 217H27L26 219H28V220H26ZM29 217V218H28ZM36 217V218H35ZM48 217V218H47ZM55 217V218H54ZM66 217V218H65ZM79 217V218H80ZM82 217H81V219H82ZM89 217L91 218V220L93 219V220H96L97 222H93V220H92V222L90 223L89 221H90V219H89ZM93 217V218H92ZM189 217V216H188ZM187 217V218H188ZM223 217H225L224 219H222ZM22 218H24V219H22ZM41 218V219H40ZM46 218V219H45ZM56 218H59V219H61V220H64L63 222H61V220H57ZM76 218V219H75ZM86 218H88L87 220L88 221H86ZM99 218H101V219H99ZM178 218L176 219V221H175V227L176 228H174L175 230L174 231H176L175 232V234H178V235H180L179 234V232L180 233H182V230L184 231V233H188V232H185V231H189L190 230V228H191V226L193 225V226H195L192 222H194V220L193 221H189L188 223H189V225H187V227L188 226H190V227H188L189 229L188 230H186L185 229V225H183V227L182 226H180V224H179V221H177L178 220ZM184 218H185V216H184ZM215 218V219H214ZM219 218V219H218ZM25 220V221H27L26 223H24L25 221H22V220ZM30 219L32 220V221H30ZM66 219V220H65ZM74 219H75V221L77 222H75L74 221ZM214 219V220H213ZM255 219V221H259V220H261L260 222H259V225H260V229L262 228L263 230H264V219H260V217L259 218H257L256 219V217L254 218ZM18 220H19V222H18ZM37 220H39V222L37 221ZM41 220V221H40ZM115 220V219H114ZM188 220H191V218L189 217L188 218ZM217 220H219V221H217ZM235 220V221H234ZM20 221H22V222H20ZM37 221V222H36ZM59 221V222H58ZM103 222V223H101V222ZM105 221V222H104ZM108 221V222H107ZM223 221H225V222H223ZM54 222H56V223H54ZM61 222V223H60ZM115 222H116V224L118 223H120L119 221H117V220H115ZM217 222V223H216ZM228 222V223H227ZM263 222V223H262ZM22 223V224H21ZM37 223V224H36ZM47 223V224H46ZM50 223V224H49ZM77 225H76V224ZM88 223V224H87ZM100 223V224H99ZM110 223V224H109ZM114 223V222H113ZM222 223V224H221ZM263 225H261V224ZM24 224V225H23ZM39 224V225H38ZM52 224V225H51ZM92 224V225H91ZM94 224V225H93ZM97 224V225H96ZM98 224L100 225L99 227H98ZM105 224V225H104ZM115 224V225H116ZM117 224V225H118ZM227 224H229V225H227ZM232 224V225H231ZM19 225V226H18ZM21 225H23V226H21ZM26 225H29V226H26ZM51 226L50 228H52V230H50V229H48L49 228V226ZM61 225V226H60ZM62 225H63V227H62ZM89 225V226H88ZM108 225V226H107ZM120 225V224H119ZM225 225V226H224ZM227 225V226H226ZM231 225V226H230ZM24 226H26V227H24ZM55 226V227H54ZM59 226V227H58ZM86 226V227H85ZM92 228H91V227ZM97 226V227H96ZM111 226V227H112ZM230 226V227H229ZM21 227H23V228H21ZM32 227V226H31ZM36 227H34V228H36ZM60 227H62V228H60ZM182 227V228H181ZM186 227V228H187ZM221 227H223L222 229H221ZM226 227H228V228H226ZM244 227H243V229H244ZM84 228L86 229L87 228V230H84ZM90 228V229H89ZM250 228V229H249ZM254 228V227H253ZM21 229V230H20ZM92 229H94L93 231H94V233H93V231H92ZM110 229H111V231H114V233H110ZM116 229V228H115ZM179 230L178 232H177V230ZM182 229V230H181ZM192 230H194L195 229V227H192L191 228ZM226 229V230H225ZM22 230H24V234L26 235H24L22 232ZM27 230V231H26ZM56 230V232H58L59 233V235L62 233V231H57ZM85 232H84V231ZM89 230H91L90 232H89ZM102 230V231H101ZM103 230H104V234H103ZM109 230V231H108ZM228 230V231H227ZM254 232H253V231ZM257 230V231H256ZM63 231V232H64ZM84 233H83V232ZM115 231H116V233H115ZM222 231H224V232H222ZM250 231H252L253 233H250ZM27 232H28V234H27ZM30 232V233H29ZM54 232V233H53ZM66 232V231H65ZM64 232V238L66 239V242H68V240H67V238L69 239V234L68 235H66V233ZM96 232V233H95ZM106 232V233H105ZM226 232V233H225ZM89 233H91V234H89ZM94 235H93V234ZM182 234V235H185V236H187V238L188 237H190V238H188V240H189V243H188V245H186L187 244V238H185L184 240H183V237L180 235V236H178V235H176L177 237H179V239L182 241V242H185V240H186V243H185V249L187 250L188 248H186V247H189L190 249H193V250H189V251H194L195 252V248H193L194 247V245H195V241L196 240H193V235H191L190 233H191V231L189 232V235H187V234ZM204 234H205V242L207 243V247L209 248V249H206V258H207V260L206 261H208V262H206V263H208V264H212V262H210V261H212V259H213V257H214V259L216 258V256L215 255H213V256H211L210 254L211 253H213V254H215L219 249H217L216 250V252H215V250L214 249H216V248H214V246L213 245H217L216 244V242H214L213 244H211L210 243V241H212V236H211V234L210 233H208L207 231L206 232H203ZM208 233V234H207ZM225 235H224V234ZM248 233V234H247ZM262 233H263V231H262ZM24 236H23V235ZM31 234V235H30ZM106 234V235H105ZM107 234H109V236L110 235H112V236H110L111 237V239L110 238H105V237H109V236H107ZM115 234V235H114ZM140 234V233H139ZM248 236H247V235ZM259 234H261L260 236H259ZM50 235V234H49ZM51 235H50V237H51ZM62 235V236H61ZM60 235V237L62 238L63 237V234H61ZM96 235H98V236H96ZM113 235L114 236H117V240L116 239H114V237H113ZM120 235V236H119ZM141 235V234H140ZM140 235L138 236V234L136 235V237L135 238H140L139 239V241L141 240V239H144L145 238V236L143 237L142 235V237H140ZM242 235V234H241ZM251 235V236H250ZM19 236H21V237H19ZM57 236V234H55V237ZM68 236V237H67ZM91 238H90V237ZM102 236H104V237H102ZM184 236V237H185ZM22 237L24 238V240L22 239ZM30 237H31V239H30ZM49 237V239H51ZM60 237H58L57 239L59 240L60 239ZM112 237H113V239L114 240H116V241H114L115 242V244H118L117 246H118V249H120V250H118L117 251V248H114L113 246H115V247H117L112 241ZM119 237V238H118ZM180 237H182V238H180ZM211 237V238H210ZM26 238V239H25ZM64 238H63V241H64ZM98 238H100V239H98ZM116 238V237H115ZM137 238V239H138ZM259 239L258 241L256 240V239ZM262 238V237H261ZM36 240V241H33V240ZM71 240H69L70 242H72L71 244H70V242H68V244H69V246L71 245V246H73V247H71V249H73L74 247V249L73 250H75V251H77V247L75 246V245H73L74 244V241L72 240V237L70 238ZM106 239H110V241H111V244L113 243L114 245H110V243H108V242H110L109 240H106ZM146 239V240H145ZM144 240H142V243L143 242H146L147 241V238H145ZM253 239H255V240H253ZM30 242H29V241ZM100 240H102V241H100ZM23 241V242H22ZM60 241V240H59ZM62 241V240H61ZM104 241V242H103ZM108 241V242H107ZM121 242V243H118V242ZM250 241H251V243H250ZM258 243H257V242ZM24 242H26V243H24ZM66 242H62L65 246L67 245V247H68V244H65ZM149 242V241H148ZM181 242V243H182ZM27 243L29 244V245H27ZM93 245H92V244ZM140 243H141V241H140ZM141 243V244H142ZM205 243V244H206ZM253 243V244H252ZM121 246H120V245ZM144 244H146V247H145V245L143 246V247H145L146 249L148 248V245H149V251H151L153 248H151L150 246H151V243H144ZM248 244V243H247ZM256 244V245H255ZM5 245V246H4ZM100 245V246H99ZM143 245V244H142ZM182 245H184V243L182 244ZM218 245H220V244H218ZM215 246V247H219L220 248V250L222 249V247H220V246ZM255 245V246H254ZM27 246V247H26ZM39 246V247H38ZM42 246V247H41ZM44 246H45V248H47V249H44ZM49 246H52V248L51 247H49ZM96 246H98L99 247V249L96 247ZM122 248H120V247ZM211 246H213V247H211ZM38 247V248H37ZM40 247L42 248V249H40ZM51 249H49V248ZM101 247H102V250H101ZM109 247H111V248H109ZM196 247V246H195ZM68 248H70V247H68ZM109 250V253L108 254H111V255H108L107 254V252H108V250ZM151 248V249H150ZM214 248V249H213ZM257 248V247H256ZM39 249V250H38ZM98 249V250H97ZM114 249H116V252H117V254H120V253H122V255L120 254V255H117L116 254V252H115V250ZM38 250V251H37ZM44 250V251H43ZM47 250V251H46ZM51 252H50V251ZM53 250H54V248H53ZM111 250H112V252H111ZM187 250V251H188ZM212 250V251H211ZM37 251V252H36ZM46 251V252H45ZM49 251V252H48ZM122 251H124V252H122ZM214 251V252H213ZM238 251L239 252H241V250L240 249H238ZM56 252V251H55ZM55 252L53 253V254H55ZM78 252H80V250H79V248H78ZM106 252V253H105ZM111 252V253H110ZM115 252V253H114ZM141 252V251H140ZM58 253V254H57ZM190 253V252H189ZM193 252H191V254H192ZM207 253H208V255H207ZM219 253V251L216 253V254H218ZM242 253V252H241ZM117 256H116V255ZM123 254H125L124 255V257H123ZM142 254V255H141ZM40 255V256H39ZM45 255V256H44ZM55 255H58L59 256V252H56V254ZM113 255H115L114 257H117V258H113V257H111V256H113ZM127 255V256H126ZM140 256H141V258L144 256V255H146V253L145 252H143V253H140L139 254ZM193 255H194V253H193ZM43 256H44V259H43ZM58 256H57V258H58ZM105 256V257H104ZM209 258H208V257ZM246 256V255H245ZM41 259H40V258ZM52 257V258H51ZM145 257V256H144ZM143 257V258H144ZM193 257V256H192ZM192 257H189V258H191L190 259V262H191V264L193 263V262H196V263H194V264H197L198 263V259H192ZM194 257H195V255H194ZM193 257V258H194ZM212 257V258H211ZM59 258H61L60 260H57V261H61L62 259H64L63 258V256H61V254H60V256H59ZM58 258V259H59ZM111 258H112V260H111ZM119 258H120V260H119ZM147 260H149V261H147V260H145L146 262H148V264H152L153 263V261L151 260V262H150V259H148L149 257L146 255V257H145ZM144 258V259H145ZM195 258H199V257H195ZM51 259V260H50ZM110 259V261H108ZM114 259V260H113ZM124 259H126V260H124ZM209 259V260H208ZM213 259V260H214ZM244 259H245V261H247V263L246 264H250L249 262H251L250 260H246V259H250V257H248V256H246V257H244ZM122 260V261H121ZM195 260V261H194ZM18 261V262H17ZM42 261V262H41ZM44 261V262H43ZM48 261V262H47ZM53 261H55V262H53ZM178 261V260H177ZM193 261V262H192ZM202 262H204L203 260H201ZM201 261H199V263L198 264H200V262ZM41 262V263H40ZM65 262H66V260H65ZM65 262H63V261H61L60 263L61 264H65ZM109 262V263H108ZM130 262V261H129ZM179 262H181V261H178V262H176V264H179ZM59 262H58V264H60ZM67 263V262H66ZM206 263H204V264H206ZM253 262H251V264H252ZM115 264H118L117 263V261L115 262ZM180 264H182V262L180 263ZM184 264V263H183Z\"/></svg>","mask_w":264,"mask_h":264}]
</instances>
